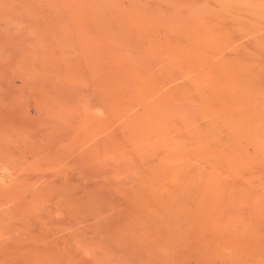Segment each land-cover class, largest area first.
Here are the masks:
<instances>
[{
    "label": "rangeland",
    "instance_id": "1",
    "mask_svg": "<svg viewBox=\"0 0 264 264\" xmlns=\"http://www.w3.org/2000/svg\"><path fill=\"white\" fill-rule=\"evenodd\" d=\"M26 1V2H25ZM33 0H22V2H21V0H0V156H2V158L0 159V264H45L46 262V264H57V262L59 263V264H96L97 262H98V264H99V261H100V264H105V262L103 261V259H102V257L103 258H105L106 256V258L104 259V260H106V259H108V258H111L110 257V253H112V251H114L113 253H114V255H111V256H116V257H113L114 258V260H113V258H111L112 260L111 261H109L111 264H113L112 263V261L113 262H117V258L120 256L121 257V259H123V260H119V258H118V260L119 261H122V262H124L125 260L124 259H127V261H130L131 263H127V264H148L149 263V261L151 262L150 264H165V262H169L168 264H234L235 262H237V264H238V261L236 260V259H233V256H234V254L232 253V255H231V257L230 256H228V257H230V258H225L226 257V255H229L228 253L230 252V254H231V252H234V250L233 249H235L236 250V252H238L237 254H239V255H237L238 257H236V258H240V257H242V256H244V259L247 261V262H250V259H248L249 258V256L248 255H251L250 257H251V261L253 260V257L255 256V255H257V256H255V261L257 260V257H258V254H256L257 252L258 253H260V255L262 254V252L264 253V251H263V249L264 248H262V246H263V242L261 241V240H258L257 238H259V239H261L260 237L261 236H259V235H261V232H262V235H263V233H264V218H263V213H262V211H264V207L262 208H258L257 207V205H253V207L252 206H250V204H248L247 206L249 207H247L246 205L245 206H241V207H237L235 204L236 203H234V200H231V198H234V199H236L235 201L237 202V197L240 195V193H241V191L240 190H238L240 193H239V195L236 197V196H234L233 194H232V196H234V197H232V196H230L229 195V197H231L230 199H228L227 197V199L226 200H228V201H226L225 199V202H227V203H225L224 202V200L222 201L220 198H222L221 197V195H223L224 194V192H225V194H229V193H227L228 192V190L230 189H232V188H234L233 187V184L232 185H230L231 183V180H229L228 178L229 177H227L226 176V174L225 175H223V177H220V181L218 180V179H216V178H212V177H214V174H209V173H211V171L208 169V167L207 166H203V165H199L200 164V162L203 164V161H200V162H198V161H195V159H193L192 157L194 156V155H192V156H190V154L192 153V154H196V152L194 153V150H195V147H194V145H196L192 140H194V138H195V140L197 139V140H201V138H203L204 140H205V142H206V144L208 143L207 141H209L210 139H211V137H212V135H214L213 133L215 132V131H217V130H222V129H220V128H222L221 126L219 127V125H221L222 124V121H221V119H217L216 117H212V115H211V117L214 119V121H212V118H209L208 120L206 119V121H204V120H202L201 121V119H199L198 117L200 116H202V118H203V115H202V113L203 112H205L206 113V111H202V110H204V108H202V103H200L199 102V100H197V99H194V98H192V94L194 93V95L193 96H195V98L197 97V96H199V98L198 99H201L200 98V96H202V95H200V93L202 94V92H203V88L205 87V90H204V94H205V92L207 93V91L208 92H210L211 93V91H213L214 93H216L217 91L216 90H218V88H215L214 89V87L213 86H215V81L218 79V78H220V72H221V70H220V67L218 66V67H216L215 66V64H213V65H211V67H213L212 69L214 70V71H212V72H214L213 74H212V72H210V70H209V68H210V65H206L205 66V68L204 67H202V69H194L193 67H191V66H193V65H191L192 63H191V61L189 62L188 61V59L186 60V58L184 57V59H185V63H184V60H182L183 58L181 57V52L183 51L184 52V50L185 49H180L181 47H180V45L182 46V48H183V46L185 45V44H187V43H183L184 42V39H185V37H186V35H187V37L186 38H188V37H190L191 35H193L194 33H198V32H201L200 31V28L202 27V26H204L203 28H205L206 27V25L205 24H207L208 26L210 25L211 26V24L212 23H214V25L215 24H217V26H218V24H220V26L223 24V25H225L226 26V23L228 24V26H229V23H231L230 24V26L229 27H231V26H233V25H235V23L234 22H232V21H237L236 19H238L239 18V21H237L236 23L239 25V27H238V29H237V32H239V34L238 35H234V38H244V36H242L241 34H249L250 35V39H248L249 37L248 36H246L245 34V39L242 41V40H240V42L238 43V40H237V38H236V40H234V41H236L237 43H235L234 41H231L230 43H232V42H234L235 44H232L233 46H235V47H232V45H230V43L228 42L229 40H225V41H227V43H229V44H224V46L226 47V46H228V47H226V49H225V54L227 55H225V56H223V57H227V61L229 60V61H231V60H239V62H242V60H243V62L242 63H238V64H241V65H243L244 67H246L247 65H248V63L250 64V66H252V68H250V67H248L247 66V68L249 69V71H251V72H253V66H255L256 67V69H257V67L259 66V64H260V59L262 60L263 59V62H264V55H263V53H261V52H263L264 51V27H262V26H264V25H262L263 24V22L262 21H264V15L262 14L263 13V9H264V0L263 1H261V0H240V1H242V2H240L239 0H235V2L236 3H232L234 0H232V2H231V0L229 1V0H225V2H222V0L220 1V0H218V2H217V0H209V1H204V0H193L192 2H190V1H187L186 2V0L185 1H182V0H179L180 2L182 1V2H185V4H186V6L188 7L187 8V10L189 9V12H190V10H191V13L190 14H187V13H189V12H187V11H184V9H186V7H184V3H182L181 2V4H180V2L177 0V2H176V4H178V5H180L179 7H177V6H175L174 4H175V1L174 0H170V3L168 2V0H152V1H160L161 3L163 2V7H162V5H160V3L158 4L157 2H154V3H151V0H149V2H150V4H149V2H148V0H137V2H135V0H130L131 1V3H130V1L129 0H36V1H34V2H32ZM51 1V2H50ZM80 1H81V3H80ZM104 1V2H103ZM108 1V2H107ZM115 1H117V3L115 2ZM144 1H145V5L143 4L144 3ZM164 1L166 2V3H164ZM197 1V3H198V1L199 2H201V4H202V2L204 3V2H206L205 3V7H204V4L203 5H200V6H198L200 3H195ZM213 1H215V3H220V4H218V5H220L221 6V4L222 3H224L223 5H224V8H223V6H222V8L221 7H218L216 4H214V6H213ZM220 1V2H219ZM224 1V0H223ZM261 1V2H260ZM9 2H11L10 4H9ZM18 2V3H17ZM25 2V3H24ZM30 2H32V3H34L33 4V6H35V7H32V8H30L31 6H32V3H30ZM38 2V3H37ZM110 2V3H109ZM112 2V3H111ZM113 2H114V4H113ZM129 2V3H128ZM143 2V3H142ZM179 2V3H178ZM244 2V3H243ZM251 2L253 3L252 5V7L254 8V9H256V10H253L252 9V11H250L251 10V5H249V4H251ZM49 3V4H48ZM95 3V4H94ZM103 3V4H102ZM105 3L107 4L106 6H104L105 5ZM173 3V4H172ZM192 3H194L195 4V8H192L193 7V4ZM208 3V4H207ZM210 3V4H209ZM227 3V4H226ZM232 5H231V4ZM247 4V6L246 5H243V4ZM11 4H13V5H11ZM29 4V5H28ZM85 4V5H84ZM92 5V7L95 5V7H93V9H91L92 7H91V5ZM94 4V5H93ZM113 4V5H112ZM134 4V5H133ZM151 4H156L157 5V8L156 7H154V5H153V7H152V5ZM169 4V5H168ZM190 5L191 7H189L188 5ZM228 4H230V5H228ZM263 4V5H262ZM75 5V6H74ZM80 5V6H79ZM87 5H89L88 7H87ZM97 5V6H96ZM99 5H100V7H99ZM108 5H109V8H108ZM130 5H133V7L132 6H130ZM139 5V6H138ZM141 5V6H140ZM143 5V6H142ZM159 5V6H158ZM170 6L171 5V7H168V8H166L167 6ZM173 5V6H172ZM196 5H197V7H198V9H197V7H196ZM216 5V6H215ZM234 5V6H233ZM235 5H238V7H243L244 6V8L242 9V8H237V7H235ZM261 5H262V8L260 9V7H261ZM12 6V7H11ZM27 6V7H26ZM103 6V7H102ZM111 6V7H110ZM117 6V7H116ZM166 6V7H165ZM184 7V8H180V7ZM202 6L204 7V8H202ZM213 6V7H212ZM7 7V8H6ZM62 7V8H61ZM65 7V8H64ZM69 7H70V10H69ZM85 7H87V8H85ZM98 7H99V9H101V10H99L98 9ZM105 7H107V8H105ZM116 8V10H112L111 8ZM132 8V10L134 9V7H135V10L137 11V9H138V7L139 8H141V9H138V13L137 12H134L132 15L130 14V12L129 11H131L130 10V8ZM143 7H145L144 9H143ZM174 7V8H173ZM216 7H217V9H216ZM227 7V8H226ZM251 7V8H250ZM50 8V9H49ZM79 10H78V9ZM162 8V11L164 10V12H162L160 9ZM164 8V9H163ZM171 8H173V9H175V10H177L176 11V15L177 14H179V15H175L172 11V9ZM177 8V9H176ZM192 8V9H191ZM219 8H221V10L219 9ZM226 8V9H225ZM228 8H232L230 11H227V10H229ZM237 8V10L236 11H234L235 9ZM65 9H66V13H65ZM71 9H74L75 10V12H74V10L72 11ZM103 9H105L104 11H103ZM107 9H110L111 11H108ZM142 9L144 10L143 11V13H142ZM153 9H154V11H153ZM157 10V12L158 13H160V14H158V13H156V10ZM159 9V10H158ZM166 9L168 10V14H171L170 13V10H171V12H172V15H171V17L170 16H168V14H166L167 12H166ZM178 9L180 10V9H183L181 12L179 11L178 12ZM196 9L197 10H199V11H197L196 12ZM202 9V10H201ZM216 9V10H215ZM31 10V11H30ZM39 12H38V11ZM87 10V11H86ZM89 10V11H88ZM94 10V13L92 12V11ZM146 10V11H145ZM193 10H195V11H193ZM205 10V11H204ZM218 10H219V12H218ZM239 10V11H238ZM260 10H262V11H260ZM36 11V12H35ZM48 11V12H47ZM54 11V12H53ZM95 11L96 12H98V13H96L95 14ZM112 11H114L113 13H112ZM139 11H141V12H139ZM183 11L184 12H187V13H183ZM202 11H204V13H202ZM217 11V13H219V14H216L215 12ZM223 11V12H222ZM224 11H225V14H227V15H223V13H224ZM227 11V12H226ZM253 11H255L256 12V15L257 16H259V18L256 16V15H252L254 12ZM258 11V12H257ZM71 12H73V13H71ZM89 12V13H88ZM90 12H92V13H90ZM100 12H102L101 14H100ZM104 12V13H103ZM129 13V15H128V13ZM131 12H133V11H131ZM145 12H146V14H145ZM156 13V15H155V13ZM178 12V13H177ZM198 12H199V14H201V16L198 14ZM237 12H239L238 14H237ZM244 12L245 13V16H246V14H247V17L249 18V20L247 19V21H246V18H245V16H244V18H243V16L241 15L242 13ZM250 12H253V13H251L250 14ZM32 13V14H31ZM78 13V14H77ZM108 13V14H107ZM181 13H183V14H185V16H182L183 14H181ZM233 13V15H234V13L236 14L235 16H236V19H235V17H234V19L232 18L233 16L231 15V16H229L230 14H232ZM72 14L75 16H72ZM89 14H94V15H89ZM103 14H105V16L109 19V17L112 19L111 21H108V23H107V21L105 20V23L103 22L104 20H101L100 22L102 23V25H100V26H103L104 24V26L106 27V26H108V29L111 27V29H107L106 30V28L105 27H102L103 29H104V31L106 30V31H108V32H105L106 34L107 33H110V34H107V35H109V37L106 35V34H104V32H102V34H101V32H100V30H101V28H100V30H97V29H99L98 27H97V25H96V22H97V20L95 21V22H93L92 21V19L91 18H93L94 20L95 19H97V18H94V17H98V19L100 18V16H101V18L103 17V19H104V17L105 16H102ZM110 14H112V15H110ZM114 14V15H113ZM127 14V15H126ZM136 14H138V16H136ZM139 14H141L143 17H141ZM148 14V15H147ZM167 15V16H165V15ZM192 14V15H191ZM193 14H195V15H193ZM198 14V15H197ZM255 14V13H254ZM11 15V16H10ZM33 15V16H32ZM37 15V16H36ZM81 15V16H80ZM95 15H97V16H95ZM98 15H100V16H98ZM125 15V16H124ZM175 15V17H172V16H174ZM206 16V17H208V19L210 20V21H212V23L210 24V22H209V20L206 18V21L205 20H203L204 22H205V24L204 25H202L201 24V21H200V23L199 22H196L197 24H195V25H197L198 26V24L199 25H202L201 27L199 26L198 28H199V31L198 32H196L197 30H198V28L194 25V24H192L193 26H191L190 24H189V22L187 23V24H189L188 26L186 25V24H184L185 22H186V20L188 19V20H190L191 18L190 17H194V19H195V21L196 20H198V19H200L201 17H203V16ZM221 15V16H220ZM240 15H241V18H242V21L243 22H245V24H246V22H247V24H249V26L248 25H246V26H243L244 25V23L243 22H241V18H240ZM252 15V16H251ZM263 15V16H262ZM36 18H35V17ZM39 16H40V18H39ZM78 16V17H77ZM85 16V17H84ZM109 16V17H108ZM159 16V17H158ZM160 16H163V17H160ZM165 16V17H164ZM182 16V17H181ZM200 18H199V17ZM216 16H217V19H216ZM227 16H229L228 18H226ZM237 16H238V18H237ZM256 16V17H255ZM62 17V18H61ZM73 17V18H72ZM89 17V18H88ZM91 17V18H90ZM106 17H105V19H106ZM122 17H123V19H122ZM158 17V18H157ZM168 17V19H173L174 20V18H175V22L173 21V20H169L168 21V19H167V22L169 23L170 22V24H168L167 22H166V20H165V18H167ZM181 17V18H180ZM185 18V20H184V18ZM218 17L221 19V17H223V19H225V20H228V22L227 21H224V20H222V23H221V21H218L217 22V20H218ZM252 17H255L257 20H259V21H261V22H259V21H257L255 18H252ZM262 19H261V18ZM47 18V19H46ZM70 18H72V19H70ZM77 18V19H76ZM83 19L84 18V20H81V19ZM85 18H86V20H85ZM100 18V19H101ZM150 18H152V19H150ZM160 18H164V20L162 19V21H164L166 24H163L164 22H159V20L161 21V19ZM182 19L181 20V22L179 21H177V20H179V19ZM187 18V19H186ZM232 18V19H231ZM250 18H252V19H250ZM13 19V20H12ZM46 19V20H45ZM73 19H76V20H73ZM80 21H79V20ZM87 19H89V20H87ZM115 21H114V20ZM148 19V20H147ZM177 19V20H176ZM193 19V18H192ZM201 19H204V18H201ZM200 19V20H201ZM229 19L231 20V21H229ZM243 19H245V20H243ZM256 21H255V20ZM42 20V21H41ZM58 20V21H57ZM148 22H147V21ZM185 22H184V21ZM252 20V21H251ZM50 21V22H49ZM66 21V22H65ZM72 21H74V22H72ZM81 21H83V23L85 22V21H89V22H86V24H84L85 26H88V27H85V26H83V23L81 22ZM171 21H172V23H171ZM199 21V20H198ZM225 22V24H224V22ZM248 21H251V23H249ZM38 22V23H37ZM50 24H49V23ZM61 22V23H60ZM71 22H72V25H70L71 24ZM81 22V23H80ZM111 22V23H110ZM129 22V23H128ZM130 22H132L133 24L135 23V28H138V29H136L135 30V28L133 29L134 31H135V33H136V31H137V33L139 32V34L136 36V34L134 35L133 33H134V31H133V38H135V40L131 37V36H129V34H131V32H132V30H131V23ZM156 22V23H155ZM191 22V21H190ZM193 22V21H192ZM239 22V23H238ZM255 22H258V23H260L259 24V26H258V24L256 23V25H255ZM67 23V24H66ZM98 23H99V21H98ZM106 23H107V25H106ZM110 23V24H109ZM114 23V24H113ZM139 23V25H137ZM147 23H150V24H147ZM152 23H155V24H152ZM158 23H160V24H162V25H160V24H158ZM173 23H175V24H173ZM94 25L93 27L92 26H90V25ZM126 26H128V29L125 27V29H124V32H126L127 31V34H125L123 31H121V30H123L122 29V27L124 28V26L125 25ZM127 24H129V25H127ZM152 24V25H151ZM179 24L181 25V27L179 26ZM186 25V26H184V25ZM236 24V25H237ZM241 24H243L242 26L243 27H245V29H243L242 31H240L241 29H242V26H240ZM252 24H254V25H252ZM39 25V26H38ZM42 25V26H41ZM61 25V26H60ZM68 25L72 28H70V27H68ZM111 25V26H110ZM124 25V26H123ZM138 27H137V26ZM149 25H151V27L149 26ZM170 25H173V26H170ZM213 25V24H212ZM223 25H222V27H223ZM235 25V26H236ZM261 25V26H260ZM113 26V27H112ZM116 26V27H115ZM134 26V25H133ZM144 26H145V28H144ZM152 26H154L153 28H152ZM155 26H157V27H155ZM177 26H179L180 27V29H179V27H178V29H176L177 30V32H176V30L174 29V27H177ZM183 26V27H182ZM225 26L223 27V31L225 32V33H221L220 32V35L221 34H229L230 32L228 31V28H227V30L225 31L224 29H225ZM255 27V30H252V27ZM257 26L258 27H260V28H257ZM43 27V28H42ZM53 27V28H52ZM96 27H97V29H96ZM148 27L149 28H152V29H149V31L151 30V32H153V34H150L149 32H148ZM160 27V28H159ZM162 27H163V29H162ZM187 27H189V28H187ZM212 27V26H211ZM210 27V28H211ZM215 27V26H214ZM234 27V26H233ZM248 29H247V28ZM250 27V28H249ZM93 28V29H92ZM147 28V29H146ZM154 28H156V29H154ZM158 28V29H157ZM164 28H166L165 30H164ZM169 28V29H168ZM202 28V29H203ZM210 28L208 29L207 27L205 28V29H207V31H209L210 30ZM219 28V27H218ZM218 28H217V31H219L218 30ZM263 28V29H262ZM39 29H41V30H39ZM68 29V30H67ZM103 29H102V31H103ZM147 31H146V30ZM164 30V31H166L165 32V34H163V32L161 33V31L162 30ZM205 29H203V30H205ZM220 29V28H219ZM231 29H235V28H232L231 27ZM236 29H235V31H236ZM257 29V30H256ZM258 29H260V31L258 30ZM48 30V31H47ZM56 30V31H55ZM66 30H67V33L68 34H66L65 32H66ZM70 30H72V31H70ZM144 30H145V32H144ZM156 30V31H155ZM160 30V32H158ZM171 30H173L174 32H175V34L174 35H176L177 33H179L181 30L183 31V33H182V31L180 32L181 34H186L185 36H183V35H177V37L176 36H173V33L172 32H170ZM190 30H194L193 32L192 31H190ZM211 30L213 31V29L211 28ZM250 30H252V32H254V35H253V33L251 34L250 32ZM263 30V31H262ZM40 31V32H39ZM41 31L43 32V33H41ZM129 31V32H128ZM155 31V32H154ZM206 31V30H205ZM204 31V33L203 34H205L206 32ZM211 31V33H213ZM216 30H214V33L215 34H217L218 35V33H216L215 32ZM243 31H245L244 33H241V32H243ZM247 31H250V32H247ZM255 31H257V34H256V32ZM100 32V33H99ZM141 32H143V34L145 33V35H143V34H141ZM158 34H163V35H165V36H167L168 34H169V32H170V34L172 33V36L171 37H173V38H175V39H173V38H170V39H168L169 37H170V34L168 35V37L165 39V42H164V38L162 37L163 35H158ZM188 32V33H187ZM203 32V31H202ZM201 32V33H202ZM247 32V33H246ZM51 33V34H50ZM69 33H72V34H69ZM113 33V34H112ZM121 33V34H120ZM150 35H149V34ZM156 33V34H155ZM168 33V34H167ZM208 34H209V32H207ZM214 33L212 34V35H214ZM233 33H236V32H232V34ZM35 34V35H34ZM76 34V35H75ZM92 34H93V36H92ZM98 34H100V35H98ZM112 34V35H111ZM237 34V33H236ZM40 35H44V36H40ZM102 35V38H104L103 37V35H106L105 36V38H104V40H102V38L100 37ZM113 35H115L116 36V38H115V36H113ZM128 36V38L130 39V40H128L127 38H126V40H128V42H131V45H132V43H133V45L132 46H134V44H135V46L134 47H132V46H130V45H128V43H127V41L124 39L125 38V36ZM153 35V36H152ZM156 35H158L157 37H156ZM220 35H218L219 36V38H220ZM229 35H231V34H229ZM252 35L254 36V39H256V41H257V44L255 45V46H257V48H252L253 46H254V42H256V41H254V39L252 38ZM260 35V36H259ZM38 37V39H37V37ZM47 36V37H46ZM69 36V37H68ZM92 36V37H91ZM96 36V38H94ZM121 36V37H120ZM148 36V37H147ZM151 36V37H150ZM161 36V37H160ZM164 36V37H165ZM216 36V35H215ZM225 36V35H224ZM233 36V35H232ZM231 36V37H232ZM259 36V37H258ZM76 37V38H75ZM89 37V38H88ZM90 37H91V39H90ZM106 37H107V39H106ZM111 37V38H110ZM113 37V38H112ZM136 37H138V39H141V38H143V40H144V37H146V38H149V39H147L148 40V42H149V40H150V42L152 41V39L155 41V45L157 46V48H159L158 47V44H163L164 43V45L162 46L161 45V49H158L157 50V48L155 49V45L154 44H152V43H149L148 44V42H147V40L143 43V45L141 44V42L140 41H142V39L141 40H139V42H140V46H139V42L137 41V38ZM140 37V38H139ZM154 37V38H153ZM178 37L180 38V39H178ZM184 39H183V38ZM227 36H225V38H226ZM230 37V38H231ZM35 38V39H34ZM53 38V39H52ZM66 38V39H65ZM81 38V39H80ZM83 38L86 40H83ZM99 40H98V39ZM110 38V39H109ZM115 38V39H114ZM152 38V39H151ZM177 38V39H176ZM216 38H218V37H216ZM229 38V36H228V39H230ZM242 38V39H243ZM249 40H247V39ZM251 38L253 39V40H251ZM42 39V40H41ZM67 39H68V41H67ZM78 39V40H77ZM93 39V40H92ZM111 39H112V41H111ZM119 39H121V40H119ZM131 39H133V40H131ZM158 39H161L160 41L158 40ZM173 39V40H172ZM181 39H182V42L180 43V41H181ZM223 40V38L221 37L220 38V40ZM232 39V38H231ZM39 40V41H38ZM44 40H45V42H44ZM54 40V41H53ZM71 40V41H70ZM81 40H83L82 42H81ZM90 40V41H89ZM110 40V42H107V41H109ZM113 40H115V41H113ZM168 42H167V41ZM177 40V41H176ZM178 40H180L179 42H178ZM188 40V39H187ZM221 40V41H222ZM36 41V42H35ZM41 41V42H40ZM79 43H78V42ZM93 41V42H92ZM99 41V42H98ZM162 41V42H161ZM170 41H172V44H174V45H172V44H170L171 42ZM175 41V42H174ZM217 42L219 41L218 39L216 40ZM215 41V42H216ZM224 41V40H223ZM251 41V42H250ZM47 42H49V43H47ZM72 42V43H71ZM86 42V43H85ZM101 42V43H100ZM115 42V43H114ZM153 42V41H152ZM156 42H160V43H158V44H156ZM178 42V45L176 44ZM188 42H190L189 40H188ZM241 42H242V46H241ZM245 42H249L248 44H247V46H246V44H244ZM44 43V44H43ZM47 45H46V44ZM91 43H92V45H91ZM94 43H96V45L94 44ZM102 43H103V46H102ZM106 43V44H105ZM179 43H180V45H179ZM218 43H220L221 44V42H218ZM52 44V45H51ZM70 44V45H69ZM87 44V45H86ZM107 44H108V46H107ZM112 44V45H111ZM138 44V45H137ZM176 44V45H175ZM215 46L216 45H218L217 43L215 44V43H213ZM219 44V45H220ZM223 44V43H222ZM238 44L242 47V49H241V47H239L238 46ZM79 45V46H78ZM84 45V46H83ZM86 45V46H85ZM90 45H91V48H93V50L95 51L96 49H95V47H97V52L98 51H100L101 50V52H99V53H101V54H99L98 55V59L95 57V58H93L94 57V55H93V52H91L92 50H90V51H88L89 49H90ZM93 45H95V47H92ZM130 46V47H128V46ZM148 45H149V47H148ZM154 45V46H153ZM172 47H171V46ZM214 45L212 46V45H209V46H207V49L208 48H212L211 50H216L215 48L216 47H218V46H216V47H214ZM245 45V46H244ZM249 45V46H248ZM50 46V47H49ZM55 46H56V48H55ZM68 46H69V48H68ZM178 46H179V49H180V54H175V51L177 50V52L179 51L178 49H176L175 51H174V49L175 48H178ZM185 46H187V45H185ZM212 46V47H211ZM251 46V47H250ZM254 46V47H255ZM262 46V47H261ZM46 47H47V49H46ZM49 47V48H48ZM59 47V48H58ZM74 47V48H73ZM114 47V48H113ZM124 47L126 48V47H128L129 49H133V51L132 50H129V49H127L128 50V52L130 53L129 55H128V52H127V55L130 57L129 58V61H126V62H128V63H131L132 62V64L131 65H133L132 67H134L135 66V60L137 61V63H136V65H140V64H142L143 66H141L140 65V67H138V66H135L134 68H137V69H139V71L137 70V72H135L136 73V75H135V73H134V75L136 76V78H135V76H133V77H131V78H133L134 79V81H132L131 79H130V77L129 76H131V74H129V73H132V72H134L133 71V69H132V67H130V69H132L129 73L127 72L128 70H125V69H127V67H129V66H131V65H128V63L126 64L124 61L127 59L128 60V56L126 55V53L124 52V51H121V49L122 50H124ZM137 47V48H136ZM154 47V48H153ZM173 47H174V49H173ZM245 47L247 48L246 50H245ZM250 47V48H249ZM43 48V49H42ZM99 48V49H98ZM134 48L136 49L135 50V52H134ZM142 50H141V49ZM230 48V49H229ZM231 48H233V49H231ZM235 48V49H234ZM38 49V50H37ZM41 49V50H40ZM56 49V50H55ZM76 51H75V50ZM82 49V50H81ZM85 49L87 50V51H85ZM144 49V50H143ZM236 49H237V51H236ZM240 49H241V53H242V55H241V53H240ZM249 49H251L250 51H249ZM253 49V50H252ZM254 49H257V50H260V52L259 51H257V50H254ZM55 50V51H54ZM70 50V51H73V52H70L69 51V53H68V51ZM115 50H116V52H115ZM147 52H146V51ZM182 50V51H181ZM232 50V51H231ZM239 50V51H238ZM249 52H248V51ZM262 50V51H261ZM59 53H58V52ZM67 51V52H66ZM119 51V52H118ZM125 51H126V49H125ZM137 51V52H136ZM142 51H144L143 52V54H142ZM158 51H161V53L160 52H158ZM227 51V52H226ZM256 52V53H259L257 56L259 57H257L256 55H254V52ZM47 52V53H46ZM82 52V53H81ZM89 52V53H88ZM97 52H95L94 54H97ZM122 52V53H121ZM124 52V53H123ZM131 52L133 53H137L139 56H137V55H135V54H131ZM141 52V54L144 56V58L145 57H148V58H146V59H144L143 58V56L141 55V54H139ZM146 52V54H144ZM152 54H151V53ZM157 52V53H156ZM163 52H165L166 53V57H164L165 56V53H163ZM224 52V51H223ZM252 52V54H251V56H256L257 57V59H254V60H251V61H249L248 62V59L251 57V56H248V55H250V53ZM58 53V54H57ZM67 53V54H66ZM70 53H72L71 55H70ZM77 53H79V54H77ZM88 53V54H87ZM91 53H92V55H93V57H91L90 55H91ZM102 53H104V54H102ZM154 53V54H153ZM227 53H231L232 55H236L237 56V54L240 56H235V57H230ZM35 54V55H34ZM44 54V55H43ZM116 54V55H115ZM121 54V55H120ZM122 54L126 57L127 56V58L123 61L124 63H121L122 61H121V59H123L124 57H122ZM147 54H149V55H147ZM157 54H158V58H157ZM161 56H160V55ZM230 54V55H231ZM36 55H38V56H36ZM43 55V56H42ZM67 55V56H66ZM72 55H74V56H72ZM86 55H88L89 57H87ZM102 55V56H101ZM105 55H106V57H105ZM119 55V56H118ZM135 55V56H134ZM142 57H141V56ZM147 55V56H146ZM153 56L152 58L153 59H155V61L153 62V59L151 58V56ZM164 55V56H163ZM244 55L245 56H247V58H245L244 57ZM41 56V57H40ZM48 56V57H47ZM60 58H59V57ZM72 56V57H71ZM83 56V57H82ZM97 56V55H96ZM99 56H100V59H102V62L100 61V59H99ZM116 57L117 56V58H120V56H121V58L119 59L120 61H119V64L121 63V65L119 66V64L117 63L118 62V60H117V58H115L116 59V61H115V64H114V58L113 57ZM131 56H132V59H134V57H135V60H133L132 61V59H131ZM134 56V57H133ZM183 56V55H182ZM243 56V57H242ZM38 57V58H37ZM44 57H47L46 58V60H44L45 58ZM65 57H67L68 59H64ZM84 57H86L85 59H83ZM106 58V59H104L103 60V58ZM107 57L108 58H110V59H107ZM138 57H141V58H138V59H140L139 61L137 60V58ZM160 57V58H159ZM229 57V58H228ZM255 57V58H256ZM36 58H37V60H36ZM169 59V64H168V59ZM233 58V59H232ZM241 58V59H240ZM38 59H39V61H38ZM64 59V60H63ZM70 59V60H69ZM73 59V60H72ZM79 59V60H78ZM90 59H92V60H90ZM113 61H112V60ZM147 59H150V60H147ZM165 61H164V60ZM175 60V62H172V63H175L174 64V66L173 67H171V61L172 60ZM181 59V60H180ZM251 59H252V57H251ZM82 60V61H81ZM84 60H87V61H85V62H83ZM92 61V62H90V61ZM96 60V62H94ZM98 60H99V62H98ZM106 60V61H105ZM178 60V61H177ZM40 61H41V63H40ZM44 61V62H43ZM46 61V62H45ZM68 61H70V62H68ZM109 61V62H108ZM111 61V62H110ZM131 61V62H130ZM140 61H141V63H140ZM145 61H152L151 63H154V64H151V65H153L154 66V69H155V65H158V68H159V73L158 72H155V74H153L154 73V70L152 71V66L151 67H149L148 68V66H150L149 64H147ZM164 61V63H162ZM179 63V65H178V63ZM210 61H212V60H210ZM24 62V63H23ZM37 62H38V65H37ZM86 62H89V63H86ZM97 62L99 63V64H97ZM101 62V63H100ZM105 64H104V63ZM134 62V63H133ZM165 62H167V63H165ZM180 62H183L182 64L180 63ZM238 62V61H237ZM250 62H252V63H250ZM256 62V64L254 65V63ZM258 62V63H257ZM43 63H45V64H43ZM61 63H66L65 65H62ZM68 63H70L69 65H68ZM72 63V64H71ZM74 63V64H73ZM107 63H109V65L107 64ZM144 63V64H143ZM156 63V64H155ZM247 63V64H246ZM87 64L89 65V67L87 66ZM91 64V65H90ZM93 64V65H92ZM111 64H113L112 65V67H111ZM166 64H168V65H170V67L172 68V70L170 69V67L167 65V67L165 66ZM186 64V65H185ZM34 67H33V66ZM61 65V66H60ZM67 65H68V67H67ZM75 65H76V67H75ZM78 65V66H77ZM101 65V68L102 69H105V70H102L99 66ZM104 65H107L106 67L104 66ZM126 65V66H125ZM173 65V64H172ZM177 65V66H176ZM183 67H182V66ZM258 65V66H257ZM36 66H37V68H36ZM39 66V67H38ZM42 66V67H41ZM61 67V70H60V67ZM82 66V67H81ZM95 66H97V68L95 67ZM114 66V67H113ZM163 66V68H164V71H168L169 69L171 70H169L170 72H164V71H162V69H161V67ZM175 66H176V68L178 67V68H180L179 66H181V69L182 70H180V69H178L177 70V72H179V73H177V75H178V77H176L177 75H176V68H175ZM26 67H27V70H26ZM48 67V68H47ZM72 67V68H71ZM94 67V68H93ZM157 67V66H156ZM185 67V68H184ZM254 67V68H255ZM34 69L33 71H35V74H34V72L31 70V69ZM63 68V69H62ZM67 68V69H66ZM70 68V69H69ZM109 68V69H108ZM112 68V69H111ZM118 68V70H116V69ZM167 68H168V70H167ZM173 68H175V69H173ZM186 68H187V70H186ZM189 68V69H188ZM192 68L194 69V71H196L194 74H193V70H192ZM217 68H219V71H218V73L216 74L215 72L218 70ZM64 69H66L65 71H64ZM77 69V70H76ZM87 69H89V70H87ZM91 69V70H90ZM92 69H97V70H95V71H93ZM99 69V70H98ZM129 69V68H128ZM141 69H143V71H141ZM166 69V70H165ZM48 70V71H47ZM59 70V71H58ZM76 72H75V71ZM117 72H116V71ZM135 70V69H134ZM157 70V69H156ZM174 70V71H173ZM189 70H191V73H192V75H193V77H192V75H190L189 74ZM202 70V71H201ZM57 71V72H56ZM61 71V72H60ZM68 71H70V72H68ZM102 71V72H101ZM106 71H108V72H106ZM123 71H125L124 73H125V75L123 74ZM187 72L186 74H184L183 73V76H182V73H180V72ZM189 71V72H188ZM198 71L200 72V73H198ZM208 71L211 73V75L213 76H211L210 75V73H208ZM259 70H257V72H258ZM49 72H50V74H49ZM91 72V73H90ZM97 72V73H96ZM160 72H162V73H165V74H167L168 76H167V78L165 77V76H163ZM175 72V73H174ZM204 73V75H203V73ZM207 72V73H206ZM257 72L255 71L254 73H256V75H254L253 73H251L250 74V76H249V79H252L253 80V82L256 84L257 82H260L259 84H261L260 86H261V88H262V85H264V78H262L261 77V75L262 74H264V72L263 73H260L261 75H259V74H257ZM261 72V71H260ZM26 73V74H25ZM39 75H38V74ZM60 73V74H59ZM68 74V75H65V74ZM75 73V74H74ZM88 73V74H87ZM93 73V74H92ZM102 73V75H100V74ZM107 75H106V74ZM116 73V74H115ZM158 73V74H157ZM171 73H173V74H171ZM198 73V74H197ZM32 74V75H31ZM64 74V75H63ZM74 74V75H73ZM92 74V75H91ZM94 74H96V75H94ZM128 74V75H127ZM139 74H140V76H143V78H146L145 76H147V79L146 80H154V83H159L160 82V80H162L160 83H164L163 81H165V79H164V77L166 78V81H165V83L166 82H168L169 80H171V78H174L175 79V77L177 78V79H175V82H176V84H173L174 82L172 81H170L168 84H173V87H175V85L177 86L178 84H180V82L181 83H183V82H186V84H184L185 86H183L182 84H181V87H180V90H182V88H184V87H188V89L186 88V91H187V96H188V94H190V91L192 90L193 91V88H195L194 90V92L192 93V94H190L189 96L191 97L190 99H188V100H191V102L190 101H188L186 98H187V96H186V94L184 93V97H182L181 98V94H182V96H183V92H181L180 93V95L178 94L179 92H180V90H179V92L177 91L178 89H179V86L180 85H178L177 87H178V89L176 88V92L175 93H177V95H178V97H180L184 102H182L183 103V105L181 104V103H179V101L177 100V102H178V105L179 106H181V107H179V108H173L172 110L170 109V110H166V108L164 107V104L162 105V107H161V110H162V108H163V110L165 109L166 111L165 112H168L169 113V115H173L174 114V112H175V120L172 118V115H171V117L169 116V117H167L168 115H167V113H165V114H163L164 116H162V115H160L161 114V111H159V115L157 114V112H158V110L156 111V112H154V111H152L153 113L152 114H150L151 112V109H149L148 107V109H147V111H146V109H145V111H143L144 110V107L146 108V106L145 105H147L148 106V104H150V103H148V100L150 99L149 97L148 98H145L144 96H146V95H148L149 93L147 92V94H144V93H142L141 91L139 92V88L138 87H140L139 85H141V88H143L144 86H147V91L148 90H150L149 88V84H148V81H147V83H145V82H143V78L142 77H140L139 76ZM157 74V76L155 77V75ZM170 74H171V76H170ZM196 74V75H195ZM209 74V75H208ZM38 77H37V76ZM51 75V76H50ZM82 75H84V76H82ZM86 75V76H85ZM92 76V77H89V76ZM113 75V76H112ZM121 75H124V76H121ZM152 75H154V76H152ZM186 75H187V77H186ZM40 76H41V79H40ZM49 78H47V77ZM66 76H68V77H66ZM72 76V78H69V77H71ZM107 77V79H106V77ZM112 76V77H111ZM115 76V77H114ZM129 78V81H128V78ZM198 76H199V78H198ZM212 77V79H208L207 80V77L208 78H211ZM216 76V77H215ZM255 76L256 77H258L259 76V79H261V80H259V79H257V78H255ZM28 77V78H27ZM55 77V78H54ZM64 77V78H63ZM73 77H75V78H73ZM77 77V78H76ZM81 77H83L82 79H81ZM122 77V78H121ZM125 77V78H124ZM156 78V82H155V78ZM170 77V78H169ZM187 78V80L189 79L190 81H183V79L184 78ZM264 77V76H263ZM43 78V79H42ZM79 78V81H77V79ZM124 78V79H123ZM127 78V79H126ZM153 78V79H152ZM65 79V80H64ZM101 79V80H100ZM168 79V80H167ZM173 79V80H174ZM181 79V81L179 82V80ZM201 79H203V80H201ZM72 80V81H71ZM102 80H103V82H102ZM116 80V81H115ZM131 80V81H130ZM198 80H199V82H203L205 85L206 84H208L207 86H204V87H202V86H198V84L199 83H197L198 82ZM201 80V81H200ZM206 80V81H205ZM209 80H211V83L212 82H214L215 84L213 85V84H211L210 83V85H209V83L208 82H210ZM222 80V79H221ZM255 80V81H254ZM257 80V81H256ZM83 81V82H82ZM98 81V82H97ZM121 83H120V82ZM142 81V82H141ZM177 81H178V84H177ZM183 81V82H182ZM191 81H194L193 82V84L191 83ZM195 81H196V83H195ZM68 82V83H67ZM72 82V83H71ZM81 82V83H80ZM89 82V83H88ZM94 84H93V83ZM108 82V83H107ZM117 82V85L119 84V85H121L120 87H122L121 89H118L116 86L117 85H115V83ZM207 82V83H206ZM216 82H219V81H216ZM223 82V81H222ZM79 83L81 84L80 85V87L78 86L79 85ZM125 85H124V84ZM134 85H133V84ZM141 83V84H140ZM160 83L158 84V86L160 87V86H162V84L160 85ZM191 84V87L189 86V85H187V84ZM202 83V84H203ZM113 84V85H112ZM132 84V85H131ZM195 84H197L196 86H197V88H196V86H195ZM201 83L199 84V85H202ZM218 84L219 83H217L216 85L218 86ZM46 85V86H45ZM105 85V89H106V87H107V89L105 90L104 89V86ZM115 85V86H114ZM138 85V86H137ZM142 85H144L143 87H142ZM212 85V86H211ZM55 86V87H54ZM85 86V87H84ZM114 86V87H113ZM127 86V87H126ZM195 86V87H194ZM209 86H210V90L211 91H209ZM259 87V85H258V83L256 84V87ZM41 87V88H40ZM82 87V88H81ZM103 87V88H102ZM119 87V86H118ZM119 87V88H120ZM123 87H124V90H123ZM190 87V88H189ZM193 87V88H192ZM212 87V88H211ZM219 87V86H218ZM34 88H36V89H34ZM86 88V89H85ZM101 88H102V90H101ZM116 88V89H115ZM203 90H202V89ZM206 88H208V89H206ZM260 88V89H261ZM263 88H264V86H263ZM81 89V90H80ZM118 89V90H117ZM202 90V92L201 91H198V90ZM213 89V90H212ZM259 88H256L255 89V93H257V94H259L260 92L262 93H260V95H263V89L262 90H258ZM106 91V93H105V91ZM109 90H111V92H109ZM112 90H114V91H112ZM125 91V93L127 92L128 94L129 93H131V95L129 94V96H128V94H125L123 91ZM184 90V89H183ZM35 91H36V93H35ZM60 91V92H59ZM115 91H116V94H113V95H115V96H117L116 98H115V96H113L112 95V93H115ZM119 91V92H118ZM124 93H122V92ZM129 91V92H128ZM191 91V92H192ZM199 93H198V92ZM38 92V93H37ZM71 92V93H70ZM102 92V93H101ZM108 92H109V94H108ZM212 92V93H213ZM259 92V93H258ZM40 93V94H39ZM55 93V94H54ZM118 93H121V95L118 97ZM198 93V94H197ZM105 94V95H104ZM122 94L123 95H126V96H124V99H125V101L123 100V96H122ZM142 94H144V95H142ZM203 94V95H204ZM44 96V97H42V96ZM58 97H57V96ZM61 95V96H60ZM91 95V96H90ZM99 95V96H98ZM107 95V96H106ZM110 95H112V96H110ZM140 95V96H139ZM142 95V96H141ZM207 95V94H206ZM254 95V94H253ZM54 96V97H53ZM63 96V97H62ZM65 96V97H64ZM94 96V97H93ZM97 96H98V98H97ZM208 96H210V94H208ZM208 96H206V97H208ZM259 96V95H258ZM56 97H57V99H56ZM79 97V98H78ZM83 97V98H82ZM92 97V98H91ZM107 97H109V98H107ZM120 97H122V98H120ZM131 97H133V98H131ZM141 97V98H140ZM143 97V98H142ZM147 97V96H146ZM186 97V98H185ZM264 97V96H263ZM55 98V99H54ZM80 98H81V100H80ZM84 98H86V99H84ZM112 98V99H111ZM141 100H140V99ZM179 98V100L181 101V99ZM143 99H145L146 100V102L147 103H145V101L143 100ZM148 99V100H147ZM185 99L189 102V103H186L185 102ZM229 99V97L226 99V100H228ZM41 102H40V101ZM54 100V101H53ZM78 100V101H77ZM92 100V101H91ZM94 100V101H93ZM97 100H99V101H97ZM101 100V101H100ZM119 100V101H118ZM144 102H143V101ZM193 100V101H192ZM226 100H224V102H225V105H226V103H228V101L226 102ZM236 100V99H235ZM234 100V102H235V105H237V107L235 106V105H233V106H235L234 107V109L235 108H237L238 110H239V108H240V110L241 109H243V107L242 106H244V105H242L243 103H245V101L243 100V99H240V101H242V103L240 104H236V101ZM239 100V99H238ZM38 101V102H37ZM65 101V102H64ZM71 101V102H70ZM75 101V102H74ZM96 101V102H95ZM108 101V102H107ZM115 101V102H114ZM195 101V102H194ZM55 102V103H54ZM101 102V103H100ZM142 102H143V104H142ZM150 102V101H149ZM213 104V106H212V109H213V107H216L217 108V106L216 105H214L215 103H217V101H211ZM219 102V101H218ZM61 103V105H58V104H60ZM83 103V104H82ZM130 103H132V106H131V104ZM197 103H199V104H197ZM233 103V102H232ZM238 103V102H237ZM56 104V105H55ZM66 104V105H65ZM93 106H92V105ZM97 106H96V105ZM130 104V105H129ZM136 104V105H135ZM144 105V106H142V107H140V105ZM181 104V105H180ZM40 105V106H39ZM64 105V106H63ZM85 105V106H84ZM86 105H88L87 107L89 108H87L86 107ZM185 105V106H184ZM197 105V106H196ZM219 105H221V103L219 104ZM224 104H223V106H225ZM242 105V106H241ZM39 106V107H38ZM71 106H72V108H71ZM106 106V107H105ZM108 106V107H107ZM182 106H183V109H182ZM245 106H246V103H245ZM55 107V108H54ZM59 107V108H58ZM134 107H136L135 109H134ZM137 107H139V108H137ZM149 107H150V105H149ZM188 107V108H187ZM190 107V108H189ZM195 107V108H194ZM219 107V106H218ZM227 107V106H226ZM226 107L224 108V110H222V111H227V109H226ZM41 109V112H40V110H38V109ZM86 108V109H85ZM93 108V110H92V112H91V109ZM119 109V108H121V109H119L121 112L123 111V112H125L124 114H123V112H122V116H121V114H120V116L121 117H124V118H121L120 116L118 117L117 116V114L114 116V113H117L118 112V110H116V109ZM129 108V109H128ZM131 108H133L134 109V111H135V113H132V111H133V109H131ZM187 108V109H186ZM199 110H198V109ZM228 108V107H227ZM230 108V109H229ZM228 109V112L231 114V115H233V116H235V113H236V111H235V113H234V111L232 110L233 109V107L231 108V107H229ZM65 109H67V110H65ZM78 109V110H77ZM84 109L86 110V111H84ZM114 109V110H113ZM123 109H125V110H123ZM130 109H131V111H130ZM138 109H143V110H141V112H143L142 113V118L143 119H141L140 117H141V112H139V110ZM178 109L180 110L179 111V113L181 112V113H187V114H190L191 115V118H192V120H191V125H194V127L195 128H199V130H200V132H199V130H197L198 131V135L200 136V134H201V136L202 137H200V138H198L199 136L198 135H196V133H195V137H192V135L189 137V136H186V134L185 135H183V140H180L179 141V139H180V135L178 134L177 135V133H176V125H177V123L175 124V122H177V121H179L180 123H178V125H180V124H182L183 123V117L182 116H184L185 114H180V118L179 117H177L176 118V113H178ZM186 109V110H185ZM195 109H197V111H195ZM202 109V110H201ZM220 109V108H219ZM223 109V108H222ZM69 110H70V112H69ZM76 110V111H75ZM88 110V111H87ZM109 110H110V112H109ZM116 110V112H114ZM138 110V111H137ZM160 110V109H159ZM163 110H162V113H163ZM176 110H177V112H176ZM187 110H188V112H187ZM192 110H194L195 112H192ZM65 111V112H64ZM67 111V112H66ZM78 111V112H77ZM93 111H94V113H93ZM108 111V112H107ZM119 111V112H120ZM133 111V112H134ZM225 111V112H226ZM62 114H61V113ZM86 112V113H85ZM88 112V113H87ZM98 112V113H97ZM101 112V113H100ZM103 112H105V113H103ZM106 112H107V114H106ZM120 112V113H121ZM131 113L130 115L128 114V113ZM136 112H139L138 114H140V116L139 115H137L136 114ZM144 112L146 113V114H144ZM150 112V113H149ZM171 112H173V113H171ZM201 113L199 116H198V114H197V117L195 116L196 114H194L193 115V113ZM207 112H209V111H207ZM227 112V113H228ZM68 114V115H70V116H66V114ZM71 113V114H70ZM81 113V114H80ZM147 113H149V115L147 114ZM171 113V114H170ZM209 113H211V112H209ZM208 113V114H209ZM224 113V112H223ZM229 113L228 114H226V117L227 118H229V116H231V115H229ZM61 114V115H60ZM78 114H80V115H78ZM88 114V115H87ZM91 114H92V116H91ZM95 114V115H94ZM100 114V115H99ZM105 114V115H104ZM133 114L134 115H136V116H138V117H134L133 116ZM144 114V115H143ZM155 116H154V115ZM204 114V113H203ZM208 114H206V117L208 118ZM225 114V113H224ZM54 115H55V117H54ZM65 115V116H64ZM89 115H90V117H89ZM124 115V116H123ZM148 116L146 119H145V117L146 116ZM151 115V116H150ZM166 115V116H165ZM60 116V117H59ZM62 116V117H61ZM102 116V117H101ZM104 116V117H103ZM106 116H108V117H106ZM126 116V117H125ZM158 116H159V118H160V120L159 119H156L157 121H155V119H154V121H153V118H158ZM161 116L164 118H169V120L168 121H171V119H173L175 122H172L171 121V125H173V123H174V126H175V129H173V127L172 126H170L169 125V128H167L166 127V124H169L170 122H168V121H166V122H168V123H163L162 122V120H163V118L161 119ZM178 116V115H177ZM215 116V115H214ZM54 117V118H53ZM57 117V118H56ZM68 117V118H67ZM97 119H99V120H96V124H97V122L99 123L98 124V126L100 125L101 127H96L95 125H93L94 123H92V121H94L96 118ZM114 117V118H113ZM118 117V118H117ZM132 117H133V119H132ZM210 117V116H209ZM52 118V119H51ZM59 118V119H58ZM70 118H73V120H71ZM86 118V119H85ZM90 119V121L88 122V120L87 119ZM103 118L105 119L104 121H102L103 120ZM116 118H117V120H116ZM120 118V119H119ZM216 118V119H215ZM69 119V120H68ZM85 119V120H84ZM93 119V120H92ZM100 119H102V120H100ZM111 119V120H110ZM113 119H115L114 121H117V125L115 124V125H113V128H111L112 126V124H114L115 122L113 121ZM118 119H119V121H118ZM135 119V120H134ZM203 119H205V118H203ZM210 119H211V121H210ZM66 120V121H65ZM68 120V121H67ZM109 120V121H108ZM143 120V121H142ZM216 120H218L217 122H216ZM223 120V119H222ZM70 121H72V124H71V122ZM82 121V122H81ZM164 121H165V119H164ZM207 124V126H205L206 124H204V122ZM10 122V123H9ZM49 122V123H48ZM60 122V124H59V127H58V123ZM84 122H85V124H84ZM104 122V123H103ZM154 122H156V124H154ZM157 122L159 123L158 124V126H156L157 125ZM160 122H162V123H160ZM194 124H193V123ZM212 122V123H211ZM219 122V123H218ZM224 122L225 121H223V124H224ZM62 123V124H61ZM83 123V124H82ZM91 123H92V125H91ZM104 124V126H103V124ZM213 123H214V125H217L218 124V126H217V128H216V126H215V128H216V130H214V127H213ZM217 123V124H216ZM49 124V125H48ZM56 124H57V126H56ZM67 124V125H66ZM71 124V125H70ZM150 124V128H149V126H146V125H149ZM160 124H162V126H160ZM164 124H165V126H164ZM195 124H197L196 126H195ZM204 124V125H203ZM210 124H211V128H210ZM63 125H64V127H63ZM89 125V126H88ZM122 126V129L120 128L121 126ZM61 126V127H60ZM68 126V127H67ZM69 126H71V127H69ZM83 126V127H82ZM85 126V127H84ZM92 126V127H91ZM111 126V127H110ZM155 126H156V128H155ZM204 126V127H203ZM224 127H225V129H223L222 131H224L225 132V135L223 134V136H224V138H226L227 139V137H228V135H226V133H227V131L229 132V129L230 128H227L228 127V124L227 123H225L224 125H223ZM52 127H53V129H52ZM55 127V128H54ZM89 127V128H88ZM111 128V130L109 129V128ZM117 127H119V128H117ZM128 128L129 127V131L130 132H128V133H130V135L127 133H125L126 131L124 130L125 128ZM131 127H133L134 128V130L137 128V131H138V129H139V131H141L143 128H146L147 129V127H148V129H147V131H145L146 132V137H148L149 135H150V138H149V140L151 141V138L152 139H154V134H156L157 135V138H156V136H155V138H156V140L154 139V141L152 140L151 142L153 143H155V145L154 144H150L151 142H149L148 141V138L147 139H143L145 136L143 135L145 132H142L141 134L143 135V138H141L142 139V141H141V139H140V141H141V147L143 146V147H145V145H146V147H148L147 149H149L148 150V152H150V153H147V151H145V154L147 153L148 155L146 156L145 154H144V152L142 151V149L143 148H139L138 149V152L136 153H134V152H129V151H127L128 149H126L127 147H129L128 145L129 144H131V143H133L134 141H135V137L138 135V137H137V139L138 138H140L141 136H139L140 134H139V132L137 133V131H135V132H133L134 130H132V128ZM154 127V128H153ZM162 127H166V130H168V132H169V129H171V132H169V133H171V134H167V131L166 130H162ZM181 127V126H180ZM187 127V126H186ZM189 127V126H188ZM188 127L186 128V129H188ZM207 127V128H206ZM212 127H213V130H212ZM61 128H63L62 130H61ZM84 130H83V129ZM124 128V129H123ZM158 128V130L157 131H155V129H157ZM195 128L193 129V132L192 133H194V131H195ZM233 128V127H232ZM81 129V130H80ZM95 129H97V131H95ZM101 129H102V131L103 132H105V133H103L102 131H101ZM116 129H119V131H123L122 133H121V137H123L122 139L125 141H123L122 139H120V138H117V136L119 137V135H118V133H116L115 134V132H117V131H114V130H116ZM149 129H154V132H153V130L151 131V130H149ZM205 129H208V131H209V133H211V136H209L208 137V135L207 136H205L206 135V130ZM57 130V131H56ZM80 130V131H79ZM100 132H99V131ZM161 130V131H160ZM188 130H190V129H188ZM232 131H234L233 129H231ZM78 131V132H77ZM87 131V132H86ZM93 131V132H92ZM163 131H165L166 132V134H165V132H163ZM173 131V132H172ZM174 131H175V133H174ZM208 131H207V134H208ZM211 131V132H210ZM214 131V132H213ZM222 131H220L219 133L221 134V132ZM58 132H59V134H58ZM80 132V133H79ZM97 132V133H96ZM114 132V133H113ZM156 132V133H155ZM160 132V133H159ZM162 132V133H161ZM196 132V131H195ZM84 133H86L85 135H84ZM96 133V134H95ZM108 133V134H107ZM112 133V135H110V134ZM119 133V134H120ZM134 133H136V135L134 134ZM163 133L165 134V135H163ZM230 133V132H229ZM241 133V132H240ZM243 133V132H242ZM78 134V136H76L75 137V135H77ZM82 134V136H80ZM103 134H105V136L103 135ZM132 134H133V136H132ZM158 134H160V135H158ZM162 134V135H161ZM207 138V140L205 139V137H203V135ZM228 134V133H227ZM231 134V133H230ZM229 134V135H230ZM244 134V133H243ZM94 135V136H93ZM96 135H98V136H96ZM104 136V138L103 137H101V136ZM107 135H108V138H107ZM124 135H125V137H127V139L128 140H130L129 141V143L125 140V137H124ZM128 135H129V137H128ZM152 135V136H151ZM169 136L170 135V137H167V136ZM87 136V137H86ZM159 136L161 137L162 136V138H159ZM175 136V137H174ZM194 136V135H193ZM219 134H215L212 138H214L215 137V139H218V141H220L221 139L219 138V137H221V135L219 136ZM222 136V137H223ZM227 136V137H226ZM236 136V135H235ZM241 136V138L243 139L245 136L247 137V135H237V137H235L236 139H239V137ZM244 136V137H243ZM97 137H99V138H97ZM109 137H111L110 139H109ZM114 137V138H113ZM163 137H165V138H163ZM171 137H173V139L171 138ZM186 137H187V139H189V138H191V140H187L186 139ZM230 138L228 139V142L229 143H227V140L226 139H224V140H222V142L220 141V143H218V146H219V144H220V146L221 145H223L224 146V153H226L229 157H233L232 159H235V160H238V159H240V158H242V159H244L245 161H247V162H250V163H252L253 161H256V163L258 164V163H261L260 164V167H261V165H263L262 164V162L261 161H263L264 160V156H263V150L262 151H259V149L261 148L259 145H257L256 143H257V141L256 140H254L253 141V139H251V141H250V137L248 136V138H249V141L250 142H252V144L250 145V147L247 145V144H249L248 143V140L245 138V139H243V140H246L247 141V143H246V145H244V143H245V141L243 142V140L242 139H239V142H240V140L243 142V144H242V142L241 143H239V144H241V145H239L238 143H237V145H239V147H240V151L239 150H236V151H234V149L235 148H233V145H236V144H234L235 142H237L238 140H232V138H233V136H229ZM74 138V139H73ZM76 138H79V139H76ZM86 138H88V139H86ZM97 139V141H95L94 139ZM113 138V139H112ZM132 138V139H131ZM166 138H169V140L168 139H166ZM210 138V139H209ZM86 139V140H85ZM93 139V140H92ZM99 139V140H98ZM104 139V140H103ZM119 141H118V140ZM157 139H162V140H160V142H158L157 141ZM165 139H166V141H165ZM172 141H171V140ZM176 139H177V141H176ZM220 139V140H219ZM223 139V138H222ZM78 140V141H77ZM90 140H92V142L90 141ZM113 140V142H115L116 143V145H113L112 146V143H111V141ZM145 140H147L148 142H147V144H146V142H145ZM194 140V141H195ZM231 140L234 142V143H231ZM9 141H11V142H9ZM99 141H100V144H99ZM123 141V143H122V145H124V146H122L121 145V142ZM161 141H165L166 143H164V142H161ZM170 141V142H169ZM175 141H176V144H174L175 143ZM190 141H191V143H190ZM201 141H203V140H201ZM211 141H213V139L211 140ZM211 141H210V143H208V144H211L212 145V143H214L215 144V142L217 141V140H214L212 143H211ZM217 141V142H218ZM226 143V145H225V143ZM85 142V143H84ZM88 144H87V143ZM93 144V146H92V144ZM120 142V143H119ZM131 142V143H130ZM144 142V143H143ZM167 142H169V143H167ZM173 142V146H171L172 143ZM216 142V143H217ZM75 143H77V145L75 146L74 144ZM96 143H98L99 145L97 146V144ZM107 143H109L112 147H110V148H108V145H107ZM114 143V144H115ZM127 145V147H126V145ZM128 143V144H127ZM143 143V144H142ZM156 143H158L159 144V146H158V144H157V146H156ZM161 143V144H160ZM162 143H164V145L162 144ZM178 143H180L179 145L181 146H178ZM197 143H199V142H197ZM255 143V144H254ZM90 144V145H89ZM149 144V145H148ZM167 144H171V145H167ZM193 144V145H192ZM213 144V145H214ZM64 145V146H63ZM67 145V146H66ZM80 145V146H79ZM84 145V146H83ZM87 145V146H86ZM104 146V147H102V149H98L99 147L101 148V146ZM119 145V146H118ZM148 145V146H147ZM155 147H154V146ZM164 147V149L165 150H167L166 152L168 153V155H167V153L165 154L166 156H168V158L166 157V156H164V153H165V150H163V147ZM208 146V145H206V148H207V146H208V148H207V153H209V154H211V152L210 151H212V154H214V153H217V152H219V150L220 149H222V150H220V151H223V148H219L218 146H217V144H215L217 147H218V149H217V147H216V149H215V146H214V148H213V145L212 146ZM231 145H232V147H231ZM234 146V147H238V146ZM244 145V146H243ZM86 146V147H85ZM97 146V148H94V147H96ZM152 146L154 147V148H152ZM161 146V147H160ZM171 147L172 149H174L175 150V148L177 149V150H179V152L183 149V151L185 150V149H187L185 152L187 153V151H191V153H190V151H189V153H188V155H187V157L186 158H188L189 160H187V162H188V165H189V167H191L192 169L197 165L198 167H200V169L198 170V168H196L195 167V171L194 170H192L191 168H189V167H186L185 165L187 164V162L186 161H182L181 162V164H183L182 166H185V169H182V166L180 165V163L178 162L177 164L176 163H174V162H176V161H180V160H177V158H178V156H177V158H176V155H178V154H182V155H184V153L185 152H183V151H181V152H183V153H178V151L176 150V151H174L173 153H172V149L171 148H168V147ZM222 146V147H223ZM246 146L247 147H249V148H246ZM259 148L258 150H256L257 149V147ZM66 147V148H65ZM70 147H72L71 148V150L69 149ZM90 147V148H89ZM119 147H121L122 149H120ZM126 147V148H125ZM156 147H158V149H159V152H158V150H157V148ZM179 147H180V149H179ZM238 147V148H239ZM243 147V151H241V148ZM254 147L256 148L254 151H253V149H254ZM3 148V149H2ZM59 148V149H58ZM88 149L89 151H87L86 149ZM120 150H119V149ZM125 148V149H124ZM167 148V149H166ZM190 148V149H189ZM192 148V149H191ZM230 148H231V150H233V151H229L230 150ZM233 148V149H232ZM237 148V149H238ZM5 149H7V150H5ZM58 149V150H57ZM66 149V150H65ZM73 149V150H72ZM97 150V152H96V150ZM103 149H107L106 151H108V152H106L105 150H103ZM125 151H124V150ZM146 149V148H145ZM146 149V150H147ZM150 149H153V150H150ZM161 149V150H160ZM194 149V150H193ZM247 149V150H246ZM251 151H250V150ZM8 150H11V151H8ZM59 150H61V151H59ZM68 150H69V152H68ZM93 150V151H92ZM123 150V151H122ZM168 150H171V154L168 152ZM249 150V151H248ZM105 151V152H104ZM114 151V152H113ZM120 151H122L123 153H125V154H123L122 152H120ZM142 151V155H140V154H138L139 152H141ZM153 151H157V152H153ZM196 151V150H195ZM215 151H217V152H215ZM56 152H58L57 154H55ZM66 153V155H65V153ZM70 154H68V153ZM96 152V153H95ZM127 152H129V153H131V154H126ZM177 152V153H176ZM229 152H232V153H229ZM238 152V153H237ZM240 152H242V153H240ZM243 152H245V153H243ZM93 153V154H92ZM109 153V154H108ZM112 153V154H111ZM119 153V154H118ZM120 153H121V155H120ZM185 153V154H186ZM240 153V154H239ZM36 156H35V155ZM64 154V155H63ZM95 154V155H94ZM97 154V155H96ZM100 154V155H99ZM116 154V155H115ZM136 154H138V155H136ZM163 154V156H161ZM176 154V155H175ZM45 155V156H44ZM69 155V156H68ZM76 155V156H75ZM104 155V156H103ZM113 155H114V157H113ZM120 157V159H118V156ZM127 155H129V156H127ZM144 155V156H143ZM160 155V160H159V157L158 156ZM14 156V157H13ZM39 156V157H38ZM47 156V157H46ZM64 156H65V158H64ZM71 156V157H70ZM93 156V157H92ZM95 156H98L97 158H95ZM99 156H101L100 158H99ZM108 156V157H107ZM125 156H127V157H129L128 159H129V161L127 162V161H124L123 160V163L121 164V161H122V159H124L123 157H125ZM131 156H135L134 158H136V161H137V163H136V165H134L132 162H130V160L132 159V158H130ZM139 156V157H138ZM142 156V157H141ZM181 156V155H180ZM180 156H179V158H180ZM185 156V155H184ZM261 156H263V158L261 157ZM37 157L39 158V159H37ZM67 157V158H66ZM84 157V158H83ZM116 157V159H114ZM122 157V158H121ZM127 157H126V159H127ZM143 157H145V158H143ZM146 157H148L147 159H146ZM152 157H154V158H152ZM158 157V162L159 161H161L160 162V165H161V163H162V165L161 166H159V165H156V161L153 163L154 165H156V168H160L161 169V167H163L161 170L160 169H158V170H156V168L154 169V168H152L151 167V169H154V170H152L151 171V169H150V167H148V170L146 169L147 168V166L146 165H144L145 167H143V163L145 164L146 162H150L149 164L150 165H153L152 164V162H151V160H153V159H156ZM162 157H163V160L165 161V159H168L167 161H169L168 163H164L163 161H162ZM166 157V158H165ZM209 157H212L211 155L209 156ZM240 157V158H239ZM259 157H261V159H263V160H261ZM15 158V159H14ZM104 160H103V159ZM107 158V159H106ZM110 158V159H109ZM111 158L113 159V161H111ZM139 158V159H138ZM175 158H176V160H175ZM190 158H192V160H194L193 162H192V160H190ZM4 161H3V160ZM51 161H50V160ZM68 159V160H67ZM95 159H97V160H95ZM125 159V160H126ZM127 159V160H128ZM172 159L174 160V161H172ZM242 159H240V160H242ZM250 159H252L251 161H250ZM254 159V160H253ZM257 159V160H256ZM36 160V161H35ZM58 160H62V161H59L58 162ZM105 160H108V161H105ZM116 160V161H115ZM121 160V161H120ZM135 160V159H134ZM139 160H140V162L142 161L143 163L142 164H140V165H142V167L139 165ZM259 160H261V161H259ZM6 161V162H5ZM56 161V162H55ZM95 161V162H94ZM100 161V162H99ZM132 161H133V159H132ZM135 161V162H136ZM154 161V160H153ZM191 161V162H190ZM258 161V162H257ZM3 162V163H2ZM34 162V163H33ZM52 164H51V163ZM67 162H69V163H67ZM79 162V163H78ZM106 162V163H105ZM115 162H117V163H115ZM126 162V163H125ZM131 163V166H130V163ZM134 162V163H135ZM172 162V163H171ZM185 162H186V164H185ZM197 162V164H195ZM241 162V161H240ZM244 162V161H243ZM247 162H246V164H247ZM62 163V164H61ZM67 163V164H66ZM94 163V164H93ZM99 163V164H98ZM119 163H120V165H119ZM124 163L126 164V165H124ZM129 163V164H128ZM191 163V164H190ZM193 163V164H192ZM199 163V164H198ZM242 163V162H241ZM245 163V162H244ZM70 164V165H69ZM98 166H96V165ZM114 164H116L115 166H114ZM148 164V163H147ZM158 164V163H157ZM169 164H172L171 166L174 168V170L176 169V171H181L182 172V179H184V177H185V179H187V177H188V175H189V173L187 172L189 169H191L192 171H190V173H191V177H193V178H191L190 176V178H191V182H189V181H186V182H189V184H194L195 183V185H196V182L198 183V184H200V185H202V187H201V189L202 190H200V188L198 189V190H196L197 191V193L195 192H192V190H191V188L192 187H194V190H195V188L197 187V186H199V185H197V186H192V187H189V186H191V185H189L188 186V188L187 187H185L184 189L185 190H187L186 192H184V195H186L187 193L189 194V192L191 193V194H189V198L191 197V195H192V198L194 199V196H197L198 194V196L197 197H199V199H197V197L195 198V200L194 201H192L191 200V198L189 199V198H187L188 197V195H186L187 197H185V196H182V198L183 197H185V200H187V201H185L184 199H183V201L184 202H186V204L185 205H188V206H191L190 204H189V201H190V203L192 204V210H191V212H189V214L190 215H192V217L190 218V215L188 216V210H187V206H186V209H184L183 211L185 212V214H186V212H187V214H186V216L187 217H189L190 219H188L189 220V222H188V220H187V218L185 219L184 217H186V216H184V212H180V214H181V216H179V215H176L175 213V211H178V209L179 208H181V207H179L178 208V205L180 206L181 204L180 203H184L183 201L182 202H180L181 201V199H178V202H176L177 201V199H174V201L177 203V205L176 206H174L176 203L175 202H173L174 204H173V206H174V208L175 207H177V208H175V209H177V210H172L171 209V207L173 208V206L171 205V204H169L168 205V203H167V201L169 202V200L172 198V200H173V198H174V196H177V195H175V192L173 193V190L174 189H172L173 187L170 185L169 186V188L170 187H172V188H170V189H172V193L168 190V189H165L164 187L166 186V188L168 187L167 185H169L170 184V182L172 183V182H175V181H170L169 182V180H170V178L172 179V180H175V177H176V175H175V173H173L172 174V171H171V169H172V167L171 168H169L168 166H169ZM185 164V165H184ZM194 164H195V166H194ZM245 164V165H246ZM41 165V166H40ZM63 165L65 166V167H63ZM91 165H93V166H91ZM118 165V166H117ZM139 165V166H138ZM164 165L166 166V167H164ZM187 165V166H188ZM249 165V164H248ZM251 165V164H250ZM253 165H254V163H253ZM259 165V164H258ZM258 165H256L257 167H256V170H258L259 169V166ZM83 166V167H82ZM128 166H130L131 167V171H130V168H128V170H129V173H127V171L125 170V169H127L126 167H128ZM137 166V168L136 169H138V170H140L141 172L139 173V171L137 172L136 170H135V167ZM158 166V167H157ZM194 166V167H193ZM201 166H203V167H201ZM255 166V165H254ZM42 167V168H41ZM55 167V168H54ZM107 167V168H106ZM125 167V169H123ZM139 167V168H138ZM14 168V169H13ZM54 168V169H53ZM73 168V169H72ZM103 168V169H102ZM110 168V169H109ZM143 168V169H142ZM166 168V169H165ZM186 168H188V169H186ZM202 168H205V170L204 169H202ZM249 168H250V166H249ZM254 168V167H253ZM262 168H264V165L261 167V169ZM13 169V170H12ZM108 169V170H107ZM119 169H120V171L121 172H119ZM198 171H197V170ZM221 169H223V168H221ZM2 170H4V171H2ZM12 170V171H11ZM111 170V171H110ZM124 170V171H123ZM147 170V171H146ZM150 170V171H149ZM187 170V171H186ZM203 170L206 172L205 174L207 175V173H208V171H209V173H208V176H206V175H202V173H204L203 172ZM207 170V171H206ZM52 171V172H51ZM132 171L133 172H135V173H133V175H132ZM146 174H148L149 172H151V175L153 174V175H156V173L158 174H161L160 176L158 175V176H156V179H153V180H155L156 182H153L152 180H151V182H149V183H147V182H145V181H142V179L143 178H146L147 176H151L150 174L149 175H143L142 176V174H143V172ZM146 171V172H145ZM149 171V172H148ZM165 171V172H164ZM176 171H174V172H176ZM200 171H202V173L200 174ZM55 172V173H54ZM127 173V174H129L130 175V173H131V175L132 176H130L129 178H131V179H128V177L125 179V178H122V177H125V176H123V175H125V174H123V173ZM161 172H163V173H161ZM117 173V174H116ZM138 173H139V175H141V176H139L138 175ZM142 173V174H141ZM185 173H187L188 175H187V177L185 176ZM193 173V174H192ZM5 176H4V175ZM54 174V175H53ZM126 174V176H129V175H127ZM118 175H119V177H118ZM135 175H137V177L135 176ZM203 176V178H202V176ZM209 175H210V177H209ZM72 176V177H71ZM98 176H99V178H98ZM114 176V177H113ZM115 176L117 177V178H115ZM121 176V177H120ZM134 176V177H133ZM146 176V177H145ZM206 176V177H205ZM216 176V175H215ZM224 176H226L227 178H225V179H227V180H229L228 182H227V180H225V179H222V178H224ZM85 177V178H84ZM140 178V180H139V178ZM153 178L155 177V176H152ZM152 177H151V179H152ZM165 177L168 179H165ZM178 178H179V176H177ZM188 177V178H189ZM218 177V176H217ZM104 178V179H103ZM120 178H122V179H120ZM135 178H137L135 181H136V183L138 182V183H140V184H142V183H144V184H142L141 186L142 187H145V188H148V187H150V186H143V185H152L151 186V189L153 190V191H151L150 190V192L153 194V196L155 197V198H153V200H152V198H150L151 199V201L150 202H152V204L150 203L149 204V202L147 201L149 198H141L140 196H142V193H141V191L140 190H142V187L139 185V184H137L136 185V183L135 182H133L134 181V179ZM148 178V177H147ZM190 178H189V180H190ZM219 178V177H218ZM120 179V180H119ZM124 179V180H123ZM149 179L150 178H148V180L147 181H149ZM162 179V180H161ZM164 179V180H163ZM181 178H179V180H180ZM185 179H184V181H185ZM202 179V180H201ZM208 179H210L211 180V182L213 181V183H209L208 184V182H210V180H208ZM213 179H215V181L213 180ZM117 180H119V181H117ZM166 180V181H165ZM176 180H177V178H176ZM179 180H177L178 181V183H179V185L181 184V182L179 181ZM197 180V181H196ZM205 182V184L203 185L202 184V182ZM87 181V182H86ZM124 181H126V182H124ZM131 182L132 181V183H134L135 185H133L132 183H130L132 186H133V189L134 188H136L135 190H132V186L131 185H128L129 184V182ZM159 181V182H158ZM165 181V182H164ZM168 181V182H167ZM182 181V184H183V180H181ZM47 182V183H46ZM169 183V184H167V183ZM39 183V184H38ZM154 183H155V186H154ZM159 183H161V185L163 186V188L161 189V187L162 186H160V184ZM177 182H175L174 184H175V190H176V187L177 186H179V185H177L176 184ZM185 183V182H184ZM228 183V184H227ZM250 183L251 184H253V183H255V182H249V185H250ZM45 184H47V187H46V185ZM167 184V185H166ZM173 184V183H172ZM192 184V185H193ZM216 184V185H215ZM229 185L230 187H228L226 190L225 189H223V194H221L222 192L219 190H216V189H220V187H221V185L222 186H224V188H225V186H227V185ZM44 185V186H43ZM115 185H117V186H115ZM139 185V186H138ZM160 186V188H158V186ZM177 185V186H176ZM187 185V184H186ZM186 185H183V186H186ZM205 185H206V188H205ZM254 185V184H253ZM252 185V186H253ZM255 185H257L256 186V188L258 187V183L257 184H255ZM30 186V187H29ZM42 186V187H41ZM135 186V187H134ZM181 186V185H180ZM182 186V187H183ZM251 186V185H250ZM28 187V188H27ZM47 189H46V188ZM51 187V188H50ZM83 187V188H82ZM125 187V188H124ZM139 187H140V190H139ZM200 187V186H199ZM212 187V188H211ZM78 188V189H77ZM154 188H155V190H157V189H161V193H160V190H158V193L154 190ZM157 188V189H156ZM178 188V187H177ZM181 190H182V188L181 187H179ZM216 188V189H215ZM223 188V187H222ZM221 188V189H222ZM253 188V187H252ZM256 188L254 189V190H256ZM258 188H260L258 191H260V194H263V193H261V187L259 186ZM57 189V190H56ZM149 189V188H148ZM148 189H145V192H146V190H147V193L145 194V192L143 193L144 195V197H145V195L147 196V194H148ZM183 189V190H184ZM193 189V188H192ZM203 189H206V193H207V195L205 196L206 197V199H204L205 201L207 200V204H208V206H209V204L211 205V203H209V202H211V200H210V198H212V201H214L213 199L215 198V197H217V196H220V198H219V200H221L222 202H220V201H217V203H219L221 206H222V204H223V202L225 203L221 208H226L225 207V205L227 204V205H229L230 203H229V201L231 200L232 202H233V204H234V206H233V204H231V206L230 207H233L232 208V210H231V212L228 214V213H226V211L227 210H225V211H223V209H222V211H221V209L220 210H216V209H213V210H216V212L215 211H213L212 210V205L214 204H212L211 206H209V207H207L208 208V210H209V208H211L210 210H209V214H213V212H214V214H216V216H218V217H216L215 215H214V217L212 216V214L210 215V216H212V217H210L209 219H210V223L208 222V224H210V225H207L208 226V229H207V226H206V223H205V221L206 220H204V219H206V217L208 216H205L206 214H207V211H206V209L204 210V208H205V206L207 205V204H205V202L203 201V199L201 200V198H203V197H201L200 196V194H205L204 192H205V190H203ZM235 189V188H234ZM236 189H238L237 187H236ZM48 190V191H47ZM164 190H167V191H169L168 193H170V195L171 194H173L174 196H172V197H169L170 195L168 194V193H166L165 194V192H163ZM200 190V191H199ZM208 190L210 191V190H212L213 192H216L215 193V195H214V193L212 192H208ZM216 190V191H215ZM229 190V192L231 193V191ZM31 191V192H30ZM88 191V192H87ZM127 191H129L128 193H127ZM135 191H138V192H135ZM143 191V190H142ZM156 192V194H155V192ZM166 191V192H167ZM199 191V192H198ZM203 191V192H202ZM232 191H236V194H238L237 193V190H232ZM257 190H256V192H258ZM37 192V193H36ZM45 192H47V193H45ZM176 194H178L179 195V193L181 192H179L178 193V190H176ZM202 192V193H201ZM217 192L219 193V192H221L220 194H217ZM234 192H232V193H234ZM51 193V194H50ZM119 193V194H118ZM131 194L132 196L131 197H129L128 196V194ZM138 195H137V194ZM183 193V192H182ZM255 192H253L252 194H254ZM49 194V195H48ZM77 194V195H76ZM134 194H136V195H134ZM162 194V195H161ZM168 194V196H166ZM197 194V195H196ZM208 194H209V196L210 195H213V196H208ZM251 193L248 195V199H249V202H253V200H256L255 199V197H253V196H256V193L254 194V195H252ZM258 194V193H257ZM68 195V196H67ZM140 195V196H139ZM217 195V196H216ZM52 196V197H51ZM84 196V197H83ZM151 195L150 194H148V196L147 197H150ZM153 196H151V197H153ZM157 196V197H156ZM167 198H166V197ZM204 196V195H203ZM215 196V197H214ZM70 197V198H69ZM104 197V198H103ZM136 197V198H135ZM138 197L140 198V199H138ZM177 197H181V195L180 196H177ZM204 197V198H205ZM236 197V198H235ZM264 197V196H263ZM68 198V199H67ZM102 198V199H101ZM128 200H127V199ZM129 198L131 199H135V201L134 200H129ZM166 198V199H165ZM170 198V199H169ZM209 198V199H208ZM218 198V197H217ZM36 199V200H35ZM46 199H49L48 201H46ZM89 199V200H88ZM114 199V200H113ZM144 199V200H143ZM157 199L160 201L161 200V203L162 204H160L159 203V206H158V202H157ZM169 199V200H168ZM197 199V200H196ZM40 200V201H39ZM45 200V201H44ZM125 200V201H124ZM138 200V201H137ZM146 200V201H145ZM156 200V201H155ZM166 200V201H165ZM172 200H171V202H172ZM189 200V201H188ZM201 200V201H200ZM208 200H210V201H208ZM216 200L217 199H215V201L214 202H216ZM37 201V202H36ZM76 201V202H75ZM89 201V202H88ZM92 201V202H91ZM128 201H131V203L130 202H128ZM133 201H134V204H133ZM141 201V202H140ZM198 201H200V202H202V204H203V202H204V204H203V212H205L206 211V214L205 215H202V217H204V219L202 218V224H204L203 226H205L203 229H207V231L205 232V230H203L202 229V225L201 226H199V225H197V223L199 222V220L200 219H198L200 216H198V215H196L197 214V209L199 208V207H197V206H200V205H202V204H200L199 205V203L200 202H198ZM49 202V203H48ZM110 202V203H109ZM145 202V203H144ZM148 202V203H147ZM156 202V203H155ZM166 202V203H165ZM187 202H188V204H187ZM194 202H198V205L196 206V209H195V203ZM44 203V204H43ZM127 203H130L129 205L127 204ZM139 203H141V204H139ZM153 203H154V205H153ZM164 203L166 204V205H164ZM179 203V204H178ZM217 203H215L216 205H214L216 208H220L219 207V204H218V206H217ZM222 203V204H221ZM43 206H42V205ZM46 204V205H45ZM48 204V205H47ZM52 206H51V205ZM88 204H89V206H88ZM111 204V205H110ZM139 204V205H138ZM143 204V206L141 207V205ZM148 204V205H147ZM253 204V203H252ZM251 204V205H252ZM145 205H147V208L145 207ZM151 205H153V207H151ZM156 205V206H155ZM160 205H161V207H160ZM170 207H168V206ZM184 205V206H185ZM226 205V206H227ZM39 206V207H38ZM58 206V207H57ZM87 206V207H86ZM96 206V207H95ZM115 206V207H114ZM130 206V207H129ZM149 206V207H148ZM159 207L160 208V210L162 209V212L161 211H159L158 209H156V207ZM163 206V207H162ZM183 208H184V206L183 205H181ZM236 206V207H235ZM256 206V207H255ZM98 207L100 208V209H98ZM129 207V208H128ZM133 207V209H131ZM145 207V208H144ZM155 207V208H154ZM157 207V208H158ZM165 207V208H164ZM166 207L167 208H169L170 209V211H169V209H166ZM214 207V208H215ZM228 207V206H227ZM229 207V208H230ZM246 208V210H244L245 208ZM251 207H252V209H251ZM89 208V209H88ZM117 210H116V209ZM144 208V209H143ZM152 208V209H151ZM154 208V209H153ZM195 210H194V209ZM201 208V207H200ZM255 208V209H254ZM256 208H258L257 210H256ZM34 209V210H33ZM36 209V210H35ZM60 209V210H59ZM91 209V210H90ZM105 211H108L109 213H110V215H108V214H106L107 212L105 211V213L104 214H106V215H104L103 214V210ZM124 209V211H122ZM131 209V210H130ZM145 209H146V211H145ZM150 209V210H149ZM182 209V208H181ZM181 209H179V211L181 210ZM189 209V208H188ZM236 209V210H235ZM262 209V211L260 212V213H258V214H255L256 213V211L258 212V210H261ZM99 210V211H98ZM113 210V211H112ZM132 210H135L134 212L132 211ZM155 210H158V212H161V214H156V215H154V211ZM164 210H166L165 212H164ZM201 210V212H202V209H200ZM200 210H199V212H200ZM39 211H41V213L39 212ZM93 211V212H92ZM118 211V212H117ZM144 211V212H143ZM150 211V213H148V214H146V212H149ZM153 211V212H152ZM179 211L177 212V214L179 213ZM194 211L196 212V214L194 213ZM210 211H211V213H210ZM220 211V212H219ZM46 212V213H45ZM59 212V213H58ZM132 214H131V213ZM157 212V211H156ZM172 212H175L174 213V216L176 215V220H177V224H176V220H175V218L173 217V215H171V214H173ZM223 212V213H222ZM228 212H229V210H228ZM255 212V213H254ZM72 213V214H71ZM102 213V214H101ZM49 214V215H48ZM52 216H51V215ZM56 214H59V215H56ZM115 215V217L113 216V215ZM129 214V215H128ZM131 214V215H130ZM200 214V213H199ZM229 215V216H231L230 218H228V219H230V222H232V224L234 223V221H236L235 223H236V225L235 224H231V223H229L228 222V220H227V224L229 223V224H231L229 227H228V230L225 228V227H227L226 225L227 224H225V222H224V220H225V218H227V217H225L226 215ZM230 214H232V215H230ZM43 215V216H42ZM89 215V216H88ZM132 215H135V216H132ZM148 215H150V216H148ZM158 215V216H157ZM168 216V217H166V219L168 218V220H170V221H172L169 217L171 216L172 217V219H173V222H175V226H173L174 225V223L172 222V223H167V220L165 219V216ZM183 215V216H182ZM195 215V216H194ZM201 215V214H200ZM227 215V216H228ZM233 215H235V216H233ZM253 215V216H252ZM258 215V218H256V216ZM259 215H260V218H259ZM262 215V216H261ZM51 216V217H50ZM57 216V217H56ZM60 216H62V217H59ZM96 216V217H95ZM117 216V217H116ZM120 216H122V217H120ZM132 216V217H131ZM138 216H140V217H142L141 219L142 220H144L145 222H146V225L148 226L147 228H144V226L146 227V225H140V227H141V230H142V226H143V230H147V231H141V235H142V233H145L144 234V236H145V238L143 237V236H141V238L142 239H144V244L142 243V240L140 241V240H138V239H140V237H139V235L137 236V234L136 233H139V232H137V230H140V228L139 229H136V227H138L139 226V223H142V222H139L138 223V225H136L137 224V217ZM157 216V217H156ZM180 218H179V217ZM193 216H194V218H193ZM196 216H198V218L196 217ZM221 216H222V218H223V216L225 217L224 219H222L221 218ZM94 217V218H93ZM140 217H138L139 218V221H142L141 219H140ZM164 217V218H163ZM182 217H183V219H182ZM220 217V218H219ZM235 217H236V220H233V219H235ZM247 217V218H246ZM89 218V219H88ZM93 218V219H92ZM103 218V219H102ZM133 218H136L135 220H137V221H135V224L133 225V222L134 221H132V220H134ZM194 219V224L192 223V224H190L191 222H192V220L191 219ZM196 218H197V220H196ZM242 218H246V220L244 221ZM107 219V220H106ZM132 219V220H131ZM182 219V220H181ZM208 219V220H209ZM214 219V220H213ZM237 219H238V221H237ZM99 220H100V222H99ZM111 220V222H109ZM152 220V221H151ZM154 220H155V222L156 223H154ZM166 220V221H165ZM179 220H180V222H179ZM186 220V221H185ZM223 220V221H222ZM232 220V221H231ZM260 220H262V222L260 221ZM44 221V222H43ZM70 221V222H69ZM96 221V222H95ZM100 223H98V222ZM104 221V222H103ZM128 221V222H127ZM132 221V222H131ZM144 221H143V223H144ZM184 221H185V223L186 222H188V223H186V224H184ZM191 221V222H190ZM217 221V222H216ZM218 221L219 222H221L222 221V223H223V225L225 226H223V227H220V225L222 226V223H219V225L217 224L218 223ZM242 221V222H241ZM35 222H37V223H35ZM46 222V223H45ZM86 222V223H85ZM88 222V223H87ZM102 222V223H101ZM106 222V223H105ZM124 222H127L126 224L124 223ZM154 224V225H157V226H154V225H152V223ZM183 222V223H182ZM212 222V223H211ZM216 222V223H215ZM247 224H246V223ZM48 223H50V224H48ZM61 223V224H60ZM105 223V224H104ZM111 223H113L112 225H111ZM130 225H129V224ZM161 223V224H160ZM163 223V224H162ZM178 223H182L183 225L181 226L180 224H178ZM215 223V224H214ZM244 223V224H243ZM35 224V225H34ZM95 224H97V226L95 225ZM145 224V223H144ZM160 224V225H159ZM171 224V226H169ZM188 224V225H187ZM211 224H213V225H211ZM216 224L218 225V226H216ZM228 224V225H229ZM242 224V225H241ZM245 224H246V226H247V229L248 230H246V229H244V228H246L245 227ZM47 225V226H46ZM65 225V226H64ZM67 225V226H66ZM78 225V226H77ZM85 227H84V226ZM104 225V226H103ZM108 225V226H107ZM151 225H152V227H151ZM159 225V226H158ZM190 225V226H189ZM194 225H195V227H194ZM215 225V226H214ZM91 226V227H90ZM102 226V227H101ZM136 226V227H135ZM164 226V227H163ZM176 229L177 227V231H179V232H181V233H179V232H177L176 233V230L173 228V227ZM184 226V227H183ZM240 226H242V227H240ZM244 226V227H243ZM56 227V228H55ZM93 227V228H92ZM99 227H101V228H99ZM108 227V228H107ZM109 227H110V229H109ZM122 227V228H121ZM128 227H130V228H128ZM199 227V228H198ZM217 229V230H215V228ZM221 228V231L223 230V228H224V230H226L225 231V233H224V231H222V233H220L221 231L218 229V228ZM231 227V228H230ZM232 227H236L238 230V232H239V234H238V232H237V236H236V234H233V233H235V231L232 233V231L233 230H236V229H234L233 228V230H231L232 229ZM238 227H240V228H238ZM125 228H127L126 230H125ZM135 230L136 229V231L132 234V237H130L131 236V234H130V230H131V232H132V230L133 229ZM155 228H157L156 230L158 231V233L157 234H155L157 231H155ZM163 230V234H165V236H161V238H160V233H161V235H162V230ZM170 228V229H169ZM173 228V229H172ZM193 228V229H192ZM243 228V229H242ZM52 229V230H51ZM67 229V230H66ZM97 229V230H96ZM128 229H130L129 231H128ZM153 229V230H152ZM160 229V230H159ZM174 230L175 232H174V236H172L173 234H171V233H173V231L172 230ZM190 229V230H189ZM230 229V230H229ZM39 230V231H38ZM56 230V231H55ZM103 230V231H102ZM109 230V231H108ZM114 230V231H113ZM171 230V231H170ZM186 230V231H185ZM187 230H189V231H187ZM192 230V231H191ZM208 230H210V231H212V232H210V231H208ZM220 231L219 233L217 232V231ZM245 230H246V232L248 231H250L249 233H247L246 235V237H247V240L246 239H244L243 237H242V241H241V235H240V233H243V231L245 232ZM33 231V232H32ZM54 231V232H53ZM107 231V232H106ZM129 232V234H128V232ZM160 231V232H159ZM203 231H204V233H203ZM215 231H216V233H218V235L215 233ZM229 231V232H228ZM60 232V233H59ZM62 232V233H61ZM92 232H93V234H92ZM118 232V233H117ZM186 232V233H185ZM190 232V233H189ZM201 232V233H200ZM214 233V234H210V233ZM226 232L227 233H229V235L227 236V240H224L225 239V234H226ZM245 232V233H246ZM65 233V234H64ZM127 234V235H125V234ZM147 233H149V235H151V238H150V236L148 237V238H146L147 236H146V234ZM185 233V234H184ZM208 233L211 235V236H215V238L213 239V237H211V239H210V237H209V235H208ZM231 233V234H230ZM62 234V235H61ZM70 234V235H69ZM81 234V235H80ZM98 234V235H97ZM120 234V235H119ZM136 234V236L138 237V239H136L135 240V238H134V240L133 241H135V242H133L131 239H133V237H136V236H134ZM140 234V233H139ZM175 234H177L178 236L176 237V238H174L176 235ZM179 234H180V236H179ZM194 234V235H193ZM195 234H198V235H195ZM249 234H250V236H249ZM2 235V236H1ZM36 235V236H35ZM61 235V236H60ZM76 235V236H75ZM93 235V236H92ZM100 235V236H99ZM109 235V236H108ZM129 235V236H128ZM181 235L183 236V237H181ZM188 235V236H187ZM224 236L223 237V240H222V237L221 236ZM230 235H231V237L232 238H229L230 237ZM235 237H233V236ZM238 235L240 236V238H238ZM48 238H47V237ZM82 236V237H81ZM103 236V237H102ZM124 236V237H123ZM125 236H128V239H127V237H125ZM202 236V237H201ZM204 236V237H203ZM242 236H245L244 234L242 235ZM248 236H249V238H248ZM67 237V238H66ZM122 237V238H121ZM163 237H166L165 239L163 238ZM170 237H171V239H170ZM184 237H185V239H184ZM187 237V238H186ZM191 237V239L192 240H189L188 238H190ZM193 237L194 238H198V239H193ZM221 237V238H220ZM39 238V239H38ZM65 238V239H64ZM97 238V239H96ZM105 238V239H104ZM163 238V239H162ZM234 238V239H233ZM257 240H256V239ZM42 239V240H41ZM79 239V240H78ZM97 241H96V240ZM145 239H146V241H145ZM181 239H183V241L181 240ZM232 239V241L233 240H235V239H237L236 241H234L236 244H234V242H233V245H235L236 247H237V245H239V247H242V249H243V252L242 251H240V248L238 247V249L237 248H235V246H233V248H232V250L233 251H231V248H230V246H232V243H231V245L229 246V248L228 247H225L226 245H225V243H227L228 242V240L230 241ZM255 239V240H254ZM57 240V241H56ZM63 240V241H62ZM70 240V241H69ZM73 240V241H72ZM114 240H116L117 242H115V243H112V242H114ZM120 240V241H119ZM125 240V241H124ZM127 240V241H126ZM138 240V241H137ZM147 240H149V241H147ZM151 240V241H150ZM168 240V241H167ZM177 240V241H176ZM213 240V241H212ZM246 240V241H245ZM249 240V241H248ZM253 240L254 241H257L258 243H257V246H256V242L255 243H253ZM34 241V242H33ZM66 241V242H65ZM100 241V242H99ZM102 241V242H101ZM132 241V242H131ZM140 241V242H139ZM162 241V242H161ZM180 241H182V242H180ZM191 241H192V243H191ZM224 243H223V242ZM226 241V242H225ZM231 241V242H232ZM68 242V244H66ZM73 242V243H72ZM76 242V243H75ZM97 242V243H96ZM111 242V243H110ZM120 242H122V243H120ZM147 242V243H146ZM166 242V243H165ZM169 242V243H168ZM184 242H185V245H184ZM246 242V243H245ZM259 242L260 243H262V244H259ZM61 245H59V244ZM65 243V244H64ZM102 243V244H101ZM128 243H129V245H128ZM135 245H134V244ZM136 243H138V244H136ZM152 243V244H151ZM163 243H164V245H163ZM172 243H173V245H174V247H172V246H170V245H168V244H171L172 245ZM175 243H177V245H178V243H179V245L177 246ZM214 243V244H213ZM229 244H230V242H228ZM256 246L255 248H253L254 247V245ZM45 244V245H44ZM70 244V245H69ZM72 244H76V246L75 245H72ZM93 244H95V245H93ZM101 244V245H100ZM115 244V245H114ZM121 244V245H120ZM123 244V245H122ZM127 244V246L128 247H130V248H128L127 246H125ZM145 245V246H143V245ZM148 244V245H147ZM153 244H154V246H153ZM195 244V245H194ZM224 245V247H222L221 248V246L222 245ZM82 245V246H81ZM100 245V246H99ZM106 245H109V247L108 246H106ZM132 245V246H131ZM140 245V246H139ZM190 245V246H189ZM201 245V246H200ZM208 245V246H207ZM247 245V246H246ZM249 245H252V246H250L251 247V249H250V247H249ZM50 246V247H49ZM70 246H73V247H71L70 248ZM122 246V247H121ZM152 246V247H151ZM169 246H170V248H169ZM177 246V247H176ZM188 246V247H187ZM218 246V247H217ZM228 246V245H227ZM246 247V249H245V247ZM259 246V247H258ZM75 247V248H74ZM100 249H99V248ZM138 247L140 248V249H138ZM155 247L156 248H158V247H161V248H159V249H157V251H156V249H155ZM172 247V248H171ZM182 247V248H181ZM186 247V248H185ZM191 247V248H190ZM215 247V248H214ZM217 247V248H216ZM244 247V248H243ZM247 247L253 252H255V253H252L249 249H247ZM259 249H258V248ZM262 249H261V248ZM68 248V249H67ZM73 248H74V250H73ZM82 248V249H81ZM97 248V249H96ZM101 248L103 249V252H106V254L105 253H102V250H101ZM115 248V249H114ZM134 248V249H133ZM135 248H136V250H135ZM173 248H175V249H178V248H180V249H182V250H175V249H173ZM190 250H189V249ZM225 248V249H224ZM226 248H228V250H229V252H228V250L225 252L224 250H226ZM56 249V250H55ZM71 249V250H70ZM92 249V250H91ZM96 249V250H95ZM109 249V250H108ZM114 249V250H113ZM119 249V252L117 251ZM126 249H128V250H126ZM138 249V250H137ZM153 249V250H152ZM213 249V250H212ZM221 249V250H220ZM224 249V250H223ZM54 250V251H53ZM76 250V251H75ZM83 250V251H82ZM85 250V251H84ZM95 250V251H94ZM101 250V252H97V251H100ZM104 250H106V251H104ZM123 250V251H122ZM125 250V251H124ZM152 250V251H151ZM170 251V254H171V252H173L171 255H173V256H171L170 254H169V251ZM176 251V254H178V255H175V251ZM197 250H198V252H197ZM238 250V251H237ZM30 251V252H29ZM38 251H40L41 252V254H40V256H39V253L40 252H38ZM68 251H70V252H68ZM94 251V252H93ZM111 251V252H110ZM127 251V252H126ZM147 251V252H146ZM157 252V254H156V252ZM201 251V252H200ZM205 251V252H204ZM224 251V254H226L225 255V257L223 256L224 254L222 253V257L220 256V254H221V252H223ZM239 251H240V253H239ZM246 251V252H245ZM250 251V252H249ZM260 251V252H259ZM47 252V253H46ZM51 254H50V253ZM109 254H108V253ZM121 252H123V253H121ZM145 254H144V253ZM236 252H235V255H236ZM249 252V253H248ZM31 253V254H30ZM34 254V256H33V254ZM53 253H55V254H53ZM73 254V256H72V254ZM79 253V254H78ZM93 253H95V255L93 256ZM100 253H102V254H104V255H106L105 257H104V255H102V254H100ZM116 253V254H115ZM121 253V254H120ZM125 253H127L128 255H126ZM135 253V254H134ZM136 253H137V255H136ZM154 253L156 254L155 256L157 257H154ZM181 253V254H180ZM199 253V254H198ZM205 253L206 254H208V255H205ZM244 253V254H243ZM47 254V255H46ZM96 254H98V255H96ZM100 254V255H99ZM118 254V255H117ZM142 254V255H141ZM151 254V255H150ZM184 254V255H183ZM240 254H241V256H240ZM243 254V255H242ZM248 254V255H247ZM255 254V255H254ZM41 255H43V257H41ZM45 255V256H44ZM58 255V256H57ZM61 255H63V256H61ZM79 255V256H78ZM101 255H102V257H101ZM109 255V256H108ZM132 255V256H131ZM135 255V256H134ZM149 256L150 258L151 257H154V261H153V258L152 259H149V257H146V259L148 260V261H146L145 260V262L144 261H141V260H144L145 259V257L144 256ZM153 255V256H152ZM246 255V256H245ZM32 256V257H31ZM57 256V257H56ZM61 256V257H60ZM99 256V258H97ZM131 256V257H130ZM144 257L143 259H138V258H140V257ZM180 256V257H179ZM262 256V258L264 257V255H261ZM260 256V257H261ZM37 257H39V258H37ZM58 257H59V259H58ZM70 257V258H69ZM101 257V258H100ZM133 257H134V259H133ZM177 257V258H176ZM186 257V258H185ZM214 257V258H213ZM220 257V258H219ZM33 258V259H32ZM65 258V259H64ZM74 258V259H73ZM95 258H97L98 260H96V262H95ZM196 258V259H195ZM216 258V259H215ZM222 258V259H221ZM234 258H235V256H234ZM43 259V260H42ZM45 259V260H44ZM59 261H58V260ZM81 259H83V261L81 260ZM100 259V260H99ZM130 259V260H129ZM132 259V260H131ZM159 259V260H158ZM181 259V260H180ZM235 261H233V260ZM240 259H243V257L242 258H240ZM239 259V260H240ZM259 259V258H258ZM264 259V258H263ZM134 260V261H133ZM156 260V261H155ZM179 260V261H178ZM183 260H185V261H183ZM187 260V261H186ZM230 260V261H229ZM245 260H243L244 261V264H246V261ZM49 261V262H48ZM72 261V262H71ZM158 261V262H157ZM242 261V262H243ZM254 261V260H253ZM74 262V263H73ZM122 262H121V264H122ZM154 262V263H153ZM157 262V263H156ZM161 262V263H160ZM184 262V263H183ZM188 262V263H187ZM201 262V263H200ZM240 263L239 264H241L242 262L241 261H239ZM106 263H107V261H106ZM109 263V264H110ZM166 263V264H167ZM251 263V262H250ZM254 263V262H253ZM117 264H118V262H117ZM124 264V263H123ZM125 264H126V261H125ZM243 264V263H242ZM248 264V263H247Z\"/></svg>",
    "mask_w": 264,
    "mask_h": 264
},
{
    "label": "bare ground",
    "instance_id": "2",
    "mask_svg": "<svg viewBox=\"0 0 264 264\" xmlns=\"http://www.w3.org/2000/svg\"><path fill=\"white\" fill-rule=\"evenodd\" d=\"M23 1H24V0H23ZM34 1H36V0H33L32 2H34ZM70 1H71V0H70ZM73 1H74V0H73ZM86 1H87V0H86ZM111 1H112V0H111ZM124 1H125V0H124ZM129 1H130V0H129ZM145 1H146V0H145ZM145 1H144V3L142 2L144 5L146 4ZM174 1H175V4H174V5L177 6V5H178V4H176L177 0H174ZM178 1H179V0H178ZM182 1H185V0H182ZM182 1H181V2H182ZM187 1H190V0H186V2H187ZM192 1H193V0H191L190 2H192ZM199 1H200V0H199ZM199 1H198V3H200V4H199L198 6L204 4V7H205V3H206V2H204V3L202 2V4H201V2H199ZM204 1H209V0H204ZM220 1H221V0H220ZM220 1H219V2H220ZM229 1H230V0H229ZM239 1H240V0H239ZM261 1H263V0H261ZM261 1H260V2H261ZM21 2H22V0H21ZM25 2H26V1H25ZM25 2H24V3H25ZM32 2H30V3H32ZM50 2H51V1H50ZM103 2H104V1H103ZM107 2H108V1H107ZM115 2L117 3V1H115ZM135 2H137V0H135ZM148 2H149V0H148ZM154 2H157V1H152V0H151V3H154ZM168 2L170 3V0H168ZM179 2H180V1H179ZM179 2H178V3H179ZM181 2H180V4H181ZM209 2H210V1H209ZM217 2H218V0H217ZM222 2H225V0H224V1L222 0ZM231 2H232V0H231ZM236 2H237V1H236ZM236 2H235V0H234L232 3H236ZM240 2H242V1H240ZM10 3H11V2H9V4H10ZM17 3H18V2H17ZM22 3H23V2H22ZM37 3H38V2H37ZM80 3H81V1H80ZM109 3H110V2H109ZM111 3H112V2H111ZM128 3H129V2H128ZM130 3H131V1H130ZM137 3H138V2H137ZM157 3H158V4L160 3V5L163 4V2L161 3L160 1H158ZM164 3H166V2L164 1ZM182 3H184V7H186V9H184V11L189 12V9L187 10L188 7L186 6L185 2H182ZM195 3H197V1H196ZM198 3H197V4H198ZM212 3H213V6H214V4H216L218 7H221V8H222V6H223V8H224V5H223L224 3H222L221 6L218 5V4H220V3H215V1H213ZM243 3H244V2H243ZM243 3H242V4H243ZM33 4H34V3H32V6H31L30 8L35 7V6H33ZM48 4H49V3H48ZM94 4H95V3H94ZM94 4H93V5H94ZM102 4H103V3H102ZM113 4H114V2H113ZM113 4H112V5H113ZM117 4H118V3H117ZM149 4H150V2H149ZM172 4H173V3H172ZM192 4H193V7H192V8H195V7H194L195 4H194V3H192ZM207 4H208V3H207ZM209 4H210V3H209ZM226 4H227V3H226ZM230 4H231V3H230ZM230 4H228V5H230ZM252 4H253V3L251 2V4H249V5H251V7H252V6H253ZM11 5H13V4H11ZM28 5H29V4H28ZM34 5H35V4H34ZM84 5H85V4H84ZM90 5H91V4H90ZM106 5H107V4L105 3L104 6H106ZM133 5H134V4H133ZM133 5H130V6L133 7ZM151 5H152V7H153L154 4H151ZM168 5H169V4H168ZM181 5H182V4H181ZM187 5H188V4H187ZM216 5H215V6H216ZM231 5H232V4H231ZM243 5H246V6H247V4H243ZM262 5H263V4H262ZM262 5H261L260 9L262 8ZM74 6H75V5H74ZM79 6H80V5H79ZM88 6H89V5H87V7H88ZM96 6H97V5H96ZM138 6H139V5H138ZM140 6H141V5H140ZM142 6H143V5H142ZM145 6H146V5H145ZM158 6H159V5H158ZM166 6H167V5H166ZM166 6H165V7H166ZM172 6H173V5H172ZM179 6H180V5H178L177 7H179ZM188 6L191 7L190 5H188ZM213 6H212V7H213ZM233 6H234V5H233ZM11 7H12V6H11ZM26 7H27V6H26ZM87 7H85V8H87ZM91 7H92V5H91ZM93 7H95V5H94ZM93 7H92L91 9H93ZM99 7H100V5H99ZM99 7H98V9H99ZM102 7H103V6H102ZM110 7H111V6H110ZM116 7H117V6H116ZM154 7L157 8V5L155 4ZM162 7H163V5H162ZM168 7H171V5H170V6H167L166 8H168ZM184 7L182 6V7H180V8H184ZM196 7H197V5H196ZM204 7L202 6V8H204ZM235 7H237V8H242V9L244 8V6H243V7H242V6H241V7H238V5H235ZM251 7H250V8H251ZM6 8H7V7H6ZM61 8H62V7H61ZM64 8H65V7H64ZM105 8H107V7H105ZM108 8H109V5H108ZM129 8H130V7H129ZM144 8H145V7H143V9H144ZM173 8H174V7H173ZM173 8H171V9L173 10L172 12H173V13H174V12L176 13L177 10H175V9H173ZM192 8H191V9H192ZM221 8H219V9L221 10ZM226 8H227V7H226ZM226 8H225V9H226ZM237 8H236L234 11H236ZM254 8H255V7H254ZM254 8L252 7L250 11H252V9H253V10H256V9H254ZM32 9H33V8H32ZM49 9H50V8H49ZM77 9H78V8H77ZM111 9H112V10H116V8L114 9L113 7H112ZM138 9H141V8L138 7ZM138 9H137V11H136V10H135V7H134L133 10H132V8H130V10L133 11V12H131V11H129V12H130V14L132 15L134 12H137V13H138ZM143 9H142V13H143V11H144ZM145 9H146V8H145ZM163 9H164V8H163ZM176 9H177V8H176ZM197 9H198V7H197ZM197 9H196V12L199 11V10H197ZM216 9H217V7H216ZM216 9H215V10H216ZM228 9H229V10H227V11H230L232 8H228ZM69 10H70V7H69ZM71 10L73 11L74 9H71ZM78 10H79V9H78ZM99 10H101V9H99ZM104 10H105V9H103V11H104ZM107 10H108V11H111L110 9H107ZM146 10H147V9H146ZM146 10H145V11H146ZM155 10H156V9H155ZM158 10H159V9H158ZM160 10L162 11V8H161ZM182 10H183V9H180V10L178 9V12H179V11L181 12ZM201 10H202V9H201ZM232 10H233V9H232ZM232 10H231V11H232ZM30 11H31V10H30ZM37 11H38V10H37ZM86 11H87V10H86ZM88 11H89V10H88ZM91 11H92V10H91ZM147 11H148V10H147ZM153 11H154V9H153ZM184 11H183V13H187V12H184ZM193 11H195V10H193ZM204 11H205V10H204ZM204 11H202V13H204ZM227 11H226V12H227ZM238 11H239V10H238ZM260 11H262V10H260ZM35 12H36V11H35ZM38 12H39V11H38ZM47 12H48V11H47ZM53 12H54V11H53ZM74 12H75V10H74ZM92 12L94 13V10H93ZM92 12H90V13H92ZM113 12H114V11H112V13H113ZM139 12H141V11H139ZM162 12H164V10H163ZM166 12H167L166 14L169 13L167 9H166ZM172 12H171V10H170V13H171V14H168V16L171 17ZM178 12H177V13H178ZM199 12H200V11H199ZM199 12H198V14H199ZM218 12H219V10H218ZM222 12H223V11H222ZM253 12H254L255 14H254ZM253 12H250V14L253 13L252 15H256V12H255V11H253ZM257 12H258V11H257ZM65 13H66V9H65ZM71 13H73V12H71ZM88 13H89V12H88ZM96 13H98V12L95 11V14H96ZM101 13H102V12H100V14H101ZM103 13H104V12H103ZM127 13H128V12H127ZM154 13H155V12H154ZM156 13H158L157 10H156ZM156 13H155V15H156ZM175 13H174V14H175ZM183 13H181V14H183ZM190 13H191V10H190V12L187 13V14H190ZM202 13H201V14H202ZM215 13H216V14H219V13H217V11H216ZM238 13H239V12H237V14H238ZM241 13H242V12H241ZM31 14H32V13H31ZM73 14H74V13H73ZM73 14H72V16H74ZM77 14H78V13H77ZM98 14H99V13H98ZM107 14H108V13H107ZM134 14H135V13H134ZM145 14H146V12H145ZM158 14H160V13H158ZM179 14H180V13H179ZM179 14H177V15H179ZM198 14H197V15H198ZM201 14H199V15L201 16ZM204 14H205V13H204ZM239 14H240V13H239ZM262 14L264 15V9H263V13H262ZM89 15L92 16V15H94V14H89ZM110 15H112V14H110ZM113 15H114V14H113ZM126 15H127V14H126ZM128 15H129V13H128ZM139 15H140L141 17H143L141 14H139ZM147 15H148V14H147ZM164 15H165V14H164ZM175 15H176V14H175ZM175 15L172 16V17H175ZM177 15H176V16H177ZM191 15H192V14H191ZM193 15H195V14H193ZM223 15H224V16L227 15V14H225V11H224ZM231 15L233 16V17H232L233 19H234V17H235V19H236V16H235L236 14H235V13H234V15H233V13H232V14H230L229 16H231ZM241 15H242L243 18H244L245 13L243 12ZM241 15H240V18H241ZM252 15H251V16H252ZM263 15H262V16H263ZM10 16H11V15H10ZM32 16H33V15H32ZM36 16H37V15H36ZM80 16H81V15H80ZM95 16H97V15H95ZM98 16H100V15H98ZM102 16H105V14H103ZM124 16H125V15H124ZM129 16H130V15H129ZM136 16H138V14H136ZM165 16H167V15H165ZM165 16H164V17H165ZM179 16H180V15H179ZM182 16H185V14H183ZM182 16H181V17H182ZM220 16H221V15H220ZM229 16H227L226 18H228ZM256 16H257V15H256ZM256 16H255V17H256ZM34 17H35V16H34ZM74 17H75V16H74ZM77 17H78V16H77ZM84 17H85V16H84ZM92 17H93V16H92ZM105 17H106V16H105ZM105 17H104V19H103V17L101 18V16H100L101 19H100V18L98 19V17H94V18H97V19H95V20H94L93 18L90 17V18L92 19L93 22H95V21L97 20L96 25H97V27H98L99 29H97V27H96V29H97V30H100V28H101V30H100L101 34H102V32H104V34H106L105 32H108V31H106V30L108 29V26H106L107 28L104 26L105 24H104L103 26H100V25H102V23H101L100 21H101V20H104L103 22L105 23V20H106V21H107V20H108V21H111V20H112V19H111L112 17L110 18V17L108 16L109 19H108L107 17H106V19H105ZM158 17H159V16H158ZM158 17H157V18H158ZM160 17H163V16H160ZM181 17H180V18H181ZM194 17H195V16H194ZM194 17H190V18H191L190 20H188V19L186 18V19H187L186 22L184 21L185 18L183 17V18H184L183 21L185 22L184 24H186L187 26H188L189 24H190L191 26H193L192 24L195 25V24H197L196 22H199V23H200V21H201V24L204 25L205 22H204L203 20L206 21V18L208 19V17H206V16L204 15L203 17H201V18H204V19H201V18L198 16L201 20L198 19L199 21H198V20L195 21ZM246 17H247V14H246L245 18H246ZM255 17H252V18H255ZM257 17L259 18V16H257ZM35 18H36V17H35ZM39 18H40V16H39ZM61 18H62V17H61ZM72 18H73V17H72ZM72 18H70V19H72ZM88 18H89V17H88ZM192 18H193V19H192ZM232 18H231V19H232ZM237 18H238V16H237ZM252 18H250V19H252ZM258 18H257V19H258ZM260 18H261V17H260ZM46 19H47V18H46ZM46 19H45V20H46ZM76 19H77V18H76ZM76 19H73V20H76ZM80 19H81V18H80ZM122 19H123V17H122ZM150 19H152V18H150ZM160 19H161V21L159 20V22H161V23L164 22V21H162V19L164 20V18H160ZM167 19H168V17L165 18L166 22H167ZM178 19H179V18H178ZM209 19H210V18H209ZM209 19H208V20H209ZM216 19H217V16H216ZM235 19H234V20H235ZM247 19L249 20L248 17L246 18V21H247ZM255 19H256V18H255ZM255 19H254V20H255ZM257 19H256V20H257ZM261 19H262V18H261ZM263 19H264V18H263ZM12 20H13V19H12ZM78 20H79V19H78ZM81 20H84V18L81 19ZM85 20H86V18H85ZM87 20H89V19H87ZM113 20H114V19H113ZM115 20H116V19H115ZM115 20H114V21H115ZM147 20H148V19H147ZM147 20H146V21H147ZM152 20H153V19H152ZM169 20H173V19L171 18V19H168V21H169ZM176 20H177V19H176ZM181 20H182V19H179V20H177V21H178V22H179V21L181 22ZM222 20L228 22V20L223 19V17H221V19L218 17L217 22H218V21H221V23H222ZM236 20L239 21V18L236 19ZM243 20H245V19H243ZM256 20H255V21H256ZM41 21H42V20H41ZM57 21H58V20H57ZM79 21H80V20H79ZM98 21H99V23H98ZM108 21H107V23H108ZM173 21L175 22V18H174ZM190 21H191V22H190ZM192 21H193V22H192ZM224 21H223V22H224ZM229 21H231V20L229 19ZM237 21H232V22H234L235 25H236V24H237V23H236ZM251 21H252V20H251ZM251 21H248V22L251 23ZM257 21H259V20H257ZM49 22H50V21H49ZM49 22H48V23H49ZM65 22H66V21H65ZM72 22H74V21H72ZM72 22H71L70 25H72ZM81 22L83 23V21H81ZM81 22H80V23H81ZM86 22H89V21H85V22L83 23V26H85L84 24H86ZM147 22H148V21H147ZM188 22H189V24H187ZM209 22H210V24L212 23V21H210V20H209ZM241 22H243V21H242V18H241ZM259 22H261V21H259ZM262 22H263L262 25H264V21H262ZM37 23H38V22H37ZM60 23H61V22H60ZM100 23H101V24H100ZM107 23H106V25H107ZM110 23H111V22H110ZM110 23H109V24H110ZM128 23H129V22H128ZM130 23H131L130 25L132 26V27H131L132 32H131V34H129V36L132 35L131 37L133 38V34H134V35L136 34V36H137V35L139 34V32L137 33V31H136V33H135V31L133 30V29L135 28V23H134V24H133L132 22H130ZM155 23H156V22H155ZM155 23H152V24H155ZM167 23H168V22H167ZM171 23H172V21H171ZM181 23H182V22H181ZM203 23H204V24H203ZM228 23H229V22H228ZM238 23H239V22H238ZM243 23H244V25L241 24L240 26H242V25H243V26H246V25L249 26V24H247V22H246V24H245V22H243ZM256 23H257L258 26H259L260 23L255 22V25H256ZM49 24H50V23H49ZM66 24H67V23H66ZM87 24H88V23H87ZM87 24H86V25H87ZM99 24H100V25H99ZM113 24H114V23H113ZM147 24H150V23H147ZM152 24H151V25H152ZM158 24H160V23H158ZM163 24H166V23L164 22ZM168 24H170V22H169ZM173 24H175V23H173ZM184 24H183V25H184ZM207 24H208V23H207ZM207 24H205L206 27L209 29V28L212 26L211 28L213 29V31L211 30V28H210L209 31H207V29H205L206 27L203 28L204 26L198 24V26H197V25H195V26H196L197 28H198L199 26H200V27L202 26V27L200 28V31H201V30L203 31V32L201 31L202 33H201V32H198V31H199V28H198V30L196 31V32H198V33H194V32H193L194 30H190V31H192V32L194 33L193 35H191L190 37L186 38L187 35L189 34V33L187 32L188 34H187V35L185 34V35H186L185 39L182 37V38L184 39V42H183V43H187V44H185V45H187V46L184 45L183 48H182V46H181L182 44L180 45V43L182 42V39H181V41L178 40V42L180 41V43H179V45H180V47H181L180 49H182V50L185 49L184 52L181 50V51H182V52H181V53H182V54H181V57L183 58L182 60H184V63H185V59H184V57H185L186 60L188 59L189 62L191 61V63H192L191 65H193V66H191V67H193V68L195 67V68H194L195 70H196V69H199V68L202 69V67L205 68V66H206L207 64H208V65H210V64H211V65L215 64V66H216V65H217L216 67L219 66V67H220V70H221V72H220V75H221V76H220V78H218V79L216 80V81H219V82H216V81H215L216 84L219 83V84H218L219 87H218L214 82L211 83V80H209L210 82H208L209 85H210V83L213 84V85L215 84V86H213L214 89H215V88H218V90H216V91H217L216 93H214L213 91H211V90H210V86H209V91H211V93L207 91V93L205 92V94H204V90H205V87H204V86H207L208 84L205 85L203 82H199V80H198L197 83H199V84H200V83H201V84L203 83L202 85H199V84H198V86H202V87H204V88H203L204 90L201 88V89L203 90V92H202V90H198V89H197L198 91H201V92H202V94L200 93V95H202V96H200L201 99H198L199 96H197L196 98H195V96H193L194 93H195L196 91L194 90L195 88L192 87V88H193V91L191 90L192 92L190 91V94H192V93L195 91V92L192 94V98L199 100V102L202 100L200 103H202L201 105H202V108H204V110H202V109H201V110H202V111H206V113H205V112H203L204 114L202 113L203 118H205V119H203L202 116H201V117L199 116L201 113H197V112H196V113H193V115L196 114L195 116L197 117V114H198V116H199L198 118L201 119V121H202V120L206 121V119L208 120L209 118H212V117L214 118V117L217 116L216 118H217V119L219 118V119H221V121H222V124L219 125V127H220V126L222 127V128H220V129H222V130L225 129L226 126L224 127L223 125H224L225 123H227V124H228V127H227V128H230V129H229V132L231 133V134H230V133L227 131L228 134L226 133V135H228V137L226 136V137H227V139H226V138H224V136H223V134L225 135V132H224V131H225L226 129H225L224 131H222V130H217V131H215V132L213 131V132H214V133H213L214 135H215V134H219V136L221 135V137L218 136V137L221 139V140L219 139L221 142H222V140L226 139V140H227V143H229V142H228V139L230 138L229 136L231 135V136H233L232 140H233V139H234V140H238V141L235 142V143L231 140V143H234V144L237 145V143L239 144V143L242 142L241 140H240V142H239V139H242V138H241V136L239 137V139H236L235 137H237V135H244V136L247 135V137H246V136H245V137L243 136V137H244L243 139L246 138V139L248 140V143L251 141V139H253V141L256 140V141H257L256 144L259 145L261 148L259 149V148L256 146L257 149L254 147L253 151H254L255 149H256V150L259 149V151H262V150H263V156H264V97H263V96H264V88H263L264 85H262V88H261V86H260L261 84H259V83L261 82V81H260V82H257L258 85H259V87H258V86L256 87V84H257V83L255 84V83L253 82L252 79H249L250 74L253 73L254 75H256V73H254V72H255V71L257 72V70H259V71L257 72V74H259V75H261L260 73H263V72H264V62H263V59H262V60L260 59V64H259V66L257 65V66H258L257 69H256L255 66H253V72L249 71V69L247 68V66L250 67V68H252V66H250L249 63H248V65H247L246 67H244V66L241 65V64H238V63H242L243 60H242V62H239V60H234V61H233V60H231V61L228 60V61H227V60H226L227 57H223V56L226 55V54H225V49H226V47H228V46L225 47L224 44L226 45V44H229L231 41L236 40L237 37L234 38V35H238V34H239V32H237V29H238L239 25H238V24H237L236 26L233 25L234 27L231 26L232 28H235V29L237 28L236 31H235V29H231V27H229L231 23H229V26H228L227 23H226V26L222 24L223 27L225 26V29H224L225 31H226L227 28L229 27V28H228V31L230 32L229 34H231V35H229V34H221V35H220V32H221V31H222L221 33H225V32L223 31V27H222V25L220 26V24H218V26H217V24L214 25V23H212L213 25L211 24V26H210V25L208 26ZM224 24H225V22H224ZM89 25H90V24H89ZM124 25H125V24H124ZM124 25H123V26H124ZM127 25H129V24H127ZM133 25H134V26H133ZM137 25H139V23H138ZM137 25H136V26H137ZM151 25H149V26L151 27ZM160 25H162V24H160ZM186 25H184V26H186ZM231 25H232V24H231ZM252 25H254V24H252ZM38 26H39V25H38ZM41 26H42V25H41ZM60 26H61V25H60ZM90 26H92V25H90ZM93 26H94V25H93ZM93 26H92V27H93ZM110 26H111V25H110ZM170 26H173V25H170ZM179 26L181 27L180 24H179ZM179 26L174 27V29H175V30L178 29ZM214 26H215V27H214ZM227 26H228V27H227ZM237 26H238V27H237ZM243 26H242V29H241L240 31H242L243 29H245V27H243ZM258 26H257V28H260V27H258ZM260 26H261V25H260ZM68 27H70V26L68 25ZM71 27H72V26H71ZM71 27H70V28H71ZM85 27H88V26H85ZM102 27H105L106 30L104 31V29H103ZM112 27H113V26H112ZM115 27H116V26H115ZM125 27L128 29V26L125 25L124 28L122 27L123 30H121V31L124 32ZM133 27H134V28H133ZM137 27H138V26H137ZM153 27H154V26H152V28H153ZM155 27H157V26H155ZM180 27H179V29H180ZM182 27H183V26H182ZM218 27H219L220 29H219ZM251 27H252V26H251ZM255 27H256V26H255ZM255 27H252V30H255ZM262 27H264V26H262ZM42 28H43V27H42ZM52 28H53V27H52ZM132 28H133V29H132ZM138 28H139V27H138ZM138 28H135V30L138 29ZM144 28H145V26H144ZM152 28H149V27H148V32H149V33L151 32V30L149 31V29H152ZM159 28H160V27H159ZM187 28H189V27H187ZM202 28L205 29L206 31L203 30ZM217 28H218L219 31H217ZM239 28H240V27H239ZM246 28H247V27H246ZM249 28H250V27H249ZM71 29H72V28H71ZM92 29H93V28H92ZM102 29H103V31H102ZM109 29H111V27H110ZM109 29H108V30H109ZM146 29H147V28H146ZM146 29H145V30H146ZM154 29H156V28H154ZM157 29H158V28H157ZM162 29H163V27H162ZM162 29H161V30H162ZM165 29H166V28H164V30H165ZM168 29H169V28H168ZM247 29H248V28H247ZM262 29H263V28H262ZM39 30H41V29H39ZM67 30H68V29H67ZM67 30H66V32H65L66 34H68V33H67ZM145 30H144V32H145ZM152 30H153V29H152ZM164 30H162L161 33H162ZM214 30H216V31H215L216 33L219 32L218 35H220V38L222 37L224 41H223L222 39H221L222 41L220 40L219 36H218L217 34L214 33ZM220 30H221V31H220ZM252 30H250L251 32H250V31H247V32H250L251 34L253 33V35H254V32H252ZM256 30H257V29H256ZM258 30L260 31V29H258ZM263 30H264V29H263ZM263 30H262V31H263ZM47 31H48V30H47ZM55 31H56V30H55ZM70 31H72V30H70ZM109 31H110V30H109ZM133 31H134V33H133ZM146 31H147V30H146ZM155 31H156V30H155ZM155 31H154V32H155ZM181 31H182V30H181ZM181 31H180V32H181ZM204 31L206 32L205 34H203ZM211 31L214 33V35H212L213 33H211ZM233 31L236 32L237 34H236V33H233V34H232ZM39 32H40V31H39ZM100 32H99V33H100ZM128 32H129V31H128ZM158 32H160V30H159ZM165 32H166V31H164L163 34H165ZM170 32L173 33L174 31L171 30ZM170 32H169V34H170ZM176 32H177V30H176ZM180 32L177 33L176 35H174V34H175V32H174V33H173V36H176V37H177L178 34H179V35L181 34ZM207 32H209V34H208ZM244 32H245V31H243V32H241V33H244ZM247 32H246V33H247ZM255 32H256V34H257V31H255ZM41 33H43V32L41 31ZM110 33H111V32H110ZM110 33H107V34H110ZM124 33L127 34V31L124 32ZM132 33H133V34H132ZM149 33H148V34H149ZM156 33H157V32H156ZM156 33H155V34H156ZM172 33L170 34V37H169L168 39L173 38V37H171V36H172ZM182 33H183V31H182ZM50 34H51V33H50ZM69 34H72V33H69ZM107 34H106V35H107ZM112 34H113V33H112ZM112 34H111V35H112ZM120 34H121V33H120ZM141 34H143V32H141ZM150 34H153V32H151ZM150 34H149V35H150ZM157 34H158V33H157ZM163 34H158V35H163ZM167 34H168V33H167ZM169 34H168V35H169ZM244 34H245V33H244ZM244 34H241L242 36H244V38L242 37L243 39L240 38V37L237 38L238 43L240 42V40L243 41V40L245 39V35L249 37L248 39H250V35H249V34H248V35H247V34L244 35ZM34 35H35V34H34ZM72 35H73V34H72ZM75 35H76V34H75ZM98 35H100V34H98ZM106 35H103V37L105 38ZM143 35H145V33H144ZM153 35H154V34H153ZM153 35H152V36H153ZM158 35H156V37H157ZM168 35H167V36H165V35L162 36V37L164 38V42H165V39L168 37ZM179 35H178V36H179ZM181 35L185 36L184 34H181ZM181 35H180V36H181ZM215 35H216V36H215ZM224 35L227 36V37L225 38ZM232 35H233V36H232ZM253 35H252V38L254 39V36H253ZM40 36H44V35H40ZM92 36H93V34H92ZM92 36H91V37H92ZM107 36L109 37V35H107ZM113 36H115V35H113ZM164 36H165V37H164ZM228 36H229V38L232 36V37H231L232 39H231V38L228 39ZM259 36H260V35H259ZM259 36H258V37H259ZM36 37H37V36H36ZM46 37H47V36H46ZM68 37H69V36H68ZM91 37H90V39H91ZM100 37L102 38V35H101ZM120 37H121V36H120ZM147 37H148V36H147ZM150 37H151V36H150ZM160 37H161V36H160ZM216 37H218V38H216ZM75 38H76V37H75ZM88 38H89V37H88ZM94 38H96V36H95ZM104 38H102V40H104ZM110 38H111V37H110ZM110 38H109V39H110ZM112 38H113V37H112ZM115 38H116V36H115ZM115 38H114V39H115ZM126 38H127L128 40H130V39L128 38L127 35L125 36L124 39L126 40ZM136 38H137V41H138V42H139V40L142 39V41H140L142 45H143V43H144L147 39H149V38L144 37V40H145V41H144L143 38H141V39H138V37H136ZM139 38H140V37H139ZM153 38H154V37H153ZM252 38H251V40H253ZM34 39H35V38H34ZM37 39H38V37H37ZM52 39H53V38H52ZM65 39H66V38H65ZM80 39H81V38H80ZM97 39H98V38H97ZM99 39H100V38H99ZM99 39H98V40H99ZM106 39H107V37H106ZM133 39L135 40V38H133ZM133 39H131V40H133ZM151 39H152V38H151ZM173 39H175V38H173ZM173 39H172V40H173ZM176 39H177V38H176ZM178 39H180V38L178 37ZM187 39H188L190 42H188ZM217 39L219 40L218 42H221V44L218 43V42L216 41ZM233 39H234V40H233ZM246 39H247V38H246ZM248 39H247V40H248ZM41 40H42V39H41ZM77 40H78V39H77ZM83 40H85V39L83 38ZM83 40H81V42H82ZM92 40H93V39H92ZM107 40H108V39H107ZM119 40H121V39H119ZM128 40H126L127 43H128V45L132 46L134 42H133L132 45H131V42H128ZM154 40H155V39H154ZM154 40L152 39L153 42H152V41L150 42V40H149V42H148V40H147V42H148V44H149V43H152V44L155 45V41H154ZM158 40L160 41L161 39H158ZM225 40H229V41H228L229 43H227V41H225ZM237 40H236V41H237ZM38 41H39V40H38ZM53 41H54V40H53ZM67 41H68V39H67ZM70 41H71V40H70ZM85 41H86V40H85ZM89 41H90V40H89ZM111 41H112V39H111ZM113 41H115V40H113ZM166 41H167V40H166ZM176 41H177V40H176ZM215 41H216V42H215ZM236 41H234V42L237 43ZM248 41H249V40H248ZM254 41H256V39H254ZM35 42H36V41H35ZM40 42H41V41H40ZM44 42H45V40H44ZM77 42H78V41H77ZM92 42H93V41H92ZM98 42H99V41H98ZM107 42H110V40L107 41ZM140 42H139V46H140ZM142 42H143V43H142ZM161 42H162V41H161ZM167 42H168V41H167ZM170 42H171L170 44H172V41H170ZM174 42H175V41H174ZM178 42L176 43L177 45H178ZM234 42L230 43V45L235 44ZM250 42H251V41H250ZM47 43H49V42H47ZM71 43H72V42H71ZM78 43H79V42H78ZM85 43H86V42H85ZM100 43H101V42H100ZM114 43H115V42H114ZM158 43H160V42H156V44H158ZM213 43H215V44L217 43L218 45H216V46H218V47H216ZM222 43H223V44H222ZM246 43H247V42H245L244 44H246ZM248 43H249V42H248ZM248 43H247V44H248ZM255 43L257 44V41L254 42V46L256 45ZM43 44H44V43H43ZM45 44H46V43H45ZM94 44L96 45V43H94ZM105 44H106V43H105ZM176 44H175V45H176ZM219 44H220V45H219ZM247 44H246V46H247ZM249 44H250V43H249ZM46 45H47V44H46ZM51 45H52V44H51ZM69 45H70V44H69ZM86 45H87V44H86ZM86 45H85V46H86ZM91 45H92V43H91ZM91 45H90V49H89L88 51L92 50L91 52H93L94 50H93V48H91ZM95 45H93L92 47H95ZM111 45H112V44H111ZM128 45H127V46H128ZM137 45H138V44H137ZM154 45H153V46H154ZM161 45L163 46L164 43H163V44H158V47H159V48H157V46L155 45V46H156L155 49H156V48H157V50H158V49H161ZM172 45H174V44H172ZM209 45H212V46L214 45V47H216V48H215L216 50H211L212 48H211V49H210V48L207 49V46H209ZM250 45H251V44H250ZM78 46H79V45H78ZM83 46H84V45H83ZM102 46H103V43H102ZM107 46H108V44H107ZM130 46H128V47H130ZM134 46H135V44H134ZM134 46H132V47H134ZM170 46H171V45H170ZM212 46H211V47H212ZM238 46L241 47V46H242V42H241V46H240L239 44H238ZM244 46H245V45H244ZM248 46H249V45H248ZM254 46H253L252 48H257V46H255V47H254ZM49 47H50V46H49ZM49 47H48V48H49ZM128 47H126V48L124 47V50L121 49V51H124V52L126 53V55H127V52H128L127 49H129ZM140 47H141V46H140ZM148 47H149V45H148ZM171 47H172V46H171ZM232 47H235V46L232 45ZM250 47H251V46H250ZM250 47H249V48H250ZM261 47H262V46H261ZM55 48H56V46H55ZM58 48H59V47H58ZM68 48H69V46H68ZM73 48H74V47H73ZM113 48H114V47H113ZM130 48H131V47H130ZM136 48H137V47H136ZM153 48H154V47H153ZM42 49H43V48H42ZM46 49H47V47H46ZM95 49L97 50V47H95ZM98 49H99V48H98ZM125 49H126V51H125ZM140 49H141V48H140ZM173 49H174V47H173ZM176 49H178L179 51L177 52ZM180 49H179V46H178V48H175V49H174V51L176 50V51H175V54H177V53L180 54V53H179V52H180ZM229 49H230V48H229ZM231 49H233V48H231ZM234 49H235V48H234ZM241 49H242V47H241ZM241 49H240V53H241ZM246 49H247V48L245 47V50H246ZM37 50H38V49H37ZM40 50H41V49H40ZM55 50H56V49H55ZM55 50H54V51H55ZM74 50H75V49H74ZM81 50H82V49H81ZM96 50L93 52L94 57H93L92 53H91L90 56L93 57V58L96 57V58L98 59V55L101 54V53H99V52H101V50L98 51V52H97ZM129 50H132V51H133V49H129ZM135 50H136V49L134 48V52H135ZM141 50H142V49H141ZM143 50H144V49H143ZM250 50H251V49H249V51H250ZM252 50H253V49H252ZM254 50H257V49H254ZM67 51H68V50H67ZM67 51H66V52H67ZM69 51H70V50H69ZM69 51H68V53H69ZM75 51H76V50H75ZM85 51H87V50L85 49ZM145 51H146V50H145ZM223 51H224V52H223ZM231 51H232V50H231ZM236 51H237V49H236ZM238 51H239V50H238ZM247 51H248V50H247ZM249 51H248V52H249ZM257 51L260 52V50H257ZM261 51H262V50H261ZM57 52H58V51H57ZM70 52H73V51H70ZM95 52H97V54H94ZM115 52H116V50H115ZM118 52H119V51H118ZM124 52H123V53H124ZM129 52H130V51H129ZM129 52H128V55L130 54ZM134 52H133V53L131 52V54H135V55L139 56L137 53H134ZM136 52H137V51H136ZM143 52H144V51H142V54H143ZM146 52H147V51H146ZM146 52H145L144 54H146ZM158 52L161 53V51H158ZM226 52H227V51H226ZM253 52H254V51H253ZM46 53H47V52H46ZM58 53H59V52H58ZM58 53H57V54H58ZM81 53H82V52H81ZM88 53H89V52H88ZM88 53H87V54H88ZM98 53H99V54H98ZM121 53H122V52H121ZM150 53H151V52H150ZM156 53H157V52H156ZM163 53H165V52H163ZM261 53H263V55H264V51L261 52ZM66 54H67V53H66ZM71 54H72V53H70V55H71ZM77 54H79V53H77ZM102 54H104V53H102ZM139 54H141V52H140ZM142 54H141V55H142ZM151 54H152V53H151ZM153 54H154V53H153ZM178 54H177V55H178ZM224 54H225V55H224ZM227 54H228L230 57H235V56H236V55H235V56L232 55L231 53H227ZM230 54H231V55H230ZM251 54H252V52H251L250 55H248V56H251ZM256 54L258 55L259 53L254 52V55H256ZM34 55H35V54H34ZM43 55H44V54H43ZM43 55H42V56H43ZM96 55H97V56H96ZM115 55H116V54H115ZM120 55H121V54H120ZM128 55H127V56H128ZM135 55H134V56H135ZM141 55H140V56H141ZM147 55H149V54H147ZM147 55H146V56H147ZM159 55H160V54H159ZM182 55H183V56H182ZM241 55H242V53H241ZM257 55H256V56H257ZM259 55H260V54H259ZM36 56H38V55H36ZM66 56H67V55H66ZM72 56H74V55H72ZM72 56H71V57H72ZM86 56L89 57L88 55H86ZM101 56H102V55H101ZM118 56H119V55H118ZM127 56L125 57V56L122 54V57H124V58L121 59V61H122V60L124 61V60L127 58ZM129 56H130V55H129ZM129 56H128V60L126 59V60L124 61L126 64L128 63V62H126V61H129V58H130ZM134 56H133V57H134ZM142 56H143V55H142ZM142 56H141V57H142ZM150 56H151V55H150ZM160 56H161V55H160ZM163 56H164V55H163ZM226 56H227V55H226ZM237 56H239V55L237 54ZM237 56H236V57H237ZM256 56H251L252 59H251V57H250V58L248 59V62L251 61V60L257 59L258 56H257V57H256ZM40 57H41V56H40ZM47 57H48V56H47ZM47 57H44V58H45L44 60H46ZM58 57H59V56H58ZM74 57H75V56H74ZM82 57H83V56H82ZM105 57H106V55H105ZM141 57H138V58H141ZM152 57H153V56H151V58H152ZM164 57H166V53H165V56H164ZM239 57H240V56H239ZM242 57H243V56H242ZM244 57L247 58V56H245V55H244ZM255 57H256V58H255ZM37 58H38V57H37ZM37 58H36V60H37ZM59 58H60V57H59ZM85 58H86V57H84L83 59H85ZM102 58H103V57H102ZM113 58H114V64H115V61H116L115 58H117V56H116V57L114 56ZM120 58H121V56H120ZM120 58H117V60H118L117 63H118V64H119V61H120L119 59H120ZM136 58H137V57H136ZM138 58H137V60L139 61L140 59H138ZM143 58H144V56H143ZM146 58H148V57H145L144 59H146ZM157 58H158V54H157ZM159 58H160V57H159ZM225 58H226V59H225ZM228 58H229V57H228ZM253 58H254V59H253ZM258 58H259V57H258ZM263 58H264V57H263ZM64 59H68V58L65 57ZM64 59H63V60H64ZM99 59H100V56H99ZM104 59H106V58H103V60H104ZM107 59H110V58L107 57ZM131 59H132V56H131ZM152 59H153V58H152ZM167 59H168V58H167ZM232 59H233V58H232ZM240 59H241V58H240ZM69 60H70V59H69ZM72 60H73V59H72ZM78 60H79V59H78ZM90 60H92V59H90ZM90 60H89V61H90ZM111 60H112V59H111ZM133 60H135V57H134V59H132V61H133ZM147 60H150V59H147ZM163 60H164V59H163ZM180 60H181V59H180ZM210 60H212V61H210ZM38 61H39V59H38ZM81 61H82V60H81ZM85 61H87V60H84L83 62H85ZM100 61L102 62V59H100ZM105 61H106V60H105ZM112 61H113V60H112ZM123 61H122L121 63H124ZM154 61H155V59H153V62H154ZM164 61H165V60H164ZM164 61H163L162 63H164ZM177 61H178V60H177ZM177 61H176V62H177ZM237 61H238V62H237ZM43 62H44V61H43ZM45 62H46V61H45ZM68 62H70V61H68ZM90 62H92V61H90ZM94 62H96V60H95ZM98 62H99V60H98ZM98 62H97V64H99ZM101 62H100V63H101ZM108 62H109V61H108ZM110 62H111V61H110ZM130 62H131V61H130ZM145 62L147 63L148 61H145ZM151 62H152V61H151ZM151 62L149 61V62L147 63V64L150 65V66H148V68L152 66V67H153V68H152V71L154 70V73H153V74H155V72H158V73H159L160 70H159V68H158V65H155V69H154V66L151 65V64H154V63H151ZM169 62H170V61H169V59H168V64H169ZM172 62H175V60L173 59V60L171 61V63H172ZM23 63H24V62H23ZM40 63H41V61H40ZM86 63H89V62H86ZM103 63H104V62H103ZM121 63L119 64V66L121 65ZM133 63H134V62H133ZM136 63H137V61L135 60V66H138V67H140V65L143 66L142 64H140V65H136ZM140 63H141V61H140ZM165 63H167V62H165ZM177 63H178V62H177ZM180 63L182 64L183 62H180ZM184 63H183V64H184ZM250 63H252V62H250ZM257 63H258V62H257ZM43 64H45V63H43ZM61 64H62V65H65L66 63H65V64H64V63H61ZM69 64H70V63H68V65H69ZM71 64H72V63H71ZM73 64H74V63H73ZM104 64H105V63H104ZM107 64L109 65V63H107ZM131 64H132V62H131V63H128V65H131ZM137 64H138V63H137ZM143 64H144V63H143ZM155 64H156V63H155ZM168 64H166L165 66L167 67ZM172 64H173V65H172ZM172 64H171V67H173L175 63H172ZM246 64H247V63H246ZM255 64H256V62L254 63V65H255ZM37 65H38V62H37ZM68 65H67V67H68ZM90 65H91V64H90ZM92 65H93V64H92ZM112 65H113V64H111V67H112ZM133 65H134V64H133ZM133 65H131V66L127 67V69H125V70H128V71H127L128 73L133 69L134 72L129 73V74H131V76H129L131 80L133 79V78H131V77H133V76L136 75L135 72H137V70L139 71V69L134 68L135 66L132 67ZM178 65H179V63H178ZM185 65H186V64H185ZM208 65H207V66H208ZM211 65H210V68H209V70L211 69L210 72L214 71V70H213V69H214V68H213L214 66L211 67ZM32 66H33V65H32ZM60 66H61V65H60ZM60 66H59V67H60ZM65 66H66V65H65ZM77 66H78V65H77ZM87 66L89 67L88 64H87ZM104 66L106 67L107 65H104ZM125 66H126V65H125ZM156 66H157V67H156ZM168 66L170 67V65H168ZM176 66H177V65H176ZM176 66H175V68H176ZM181 66H182V65H181ZM181 66H179L180 68H178V67H177L176 69L173 68V69L176 70V75H177V73H179V72H177L178 69L182 70V69H181ZM207 66H206V67H207ZM33 67H34V66H33ZM38 67H39V66H38ZM41 67H42V66H41ZM75 67H76V65H75ZM81 67H82V66H81ZM95 67L97 68V66H95ZM99 67L101 68V65H100ZM107 67H108V66H107ZM113 67H114V66H113ZM130 67H132V69H130ZM171 67H170V69L172 70ZM182 67H183V66H182ZM254 67H255V68H254ZM36 68H37V66H36ZM47 68H48V67H47ZM71 68H72V67H71ZM93 68H94V67H93ZM128 68H129V69H128ZM140 68H141V67H140ZM164 68H165V67H164ZM164 68H163V66L161 67L162 71H164ZM184 68H185V67H184ZM193 68H192V70H193V74H194L196 71H194ZM207 68H208V67H207ZM212 68H213V69H212ZM62 69H63V68H62ZM66 69H67V68H66ZM66 69H64V71H65ZM69 69H70V68H69ZM101 69H102V68H101ZM108 69H109V68H108ZM111 69H112V68H111ZM115 69H116V68H115ZM134 69H135V70H134ZM136 69H137V70H136ZM156 69H157V70H156ZM170 69H169V70H170ZM188 69H189V68H188ZM217 69H218V70L215 72L216 74H217L218 71H219V68H217ZM26 70H27V67H26ZM31 70L33 71L34 69L32 68ZM60 70H61V67H60ZM76 70H77V69H76ZM87 70H89V69H87ZM90 70H91V69H90ZM92 70L95 71V70H97V69H95V70L92 69ZM98 70H99V69H98ZM102 70H105V69H102ZM116 70H118V68H117ZM116 70H115V71H116ZM165 70H166V69H165ZM167 70H168V68H167ZM169 70H168V71H164V72H165V73H166V72H170L171 70H170V71H169ZM186 70H187V68H186ZM202 70H203V69H202ZM202 70H201V71H202ZM47 71H48V70H47ZM58 71H59V70H58ZM61 71H62V70H61ZM61 71H60V72H61ZM74 71H75V70H74ZM141 71H143V69H141ZM173 71H174V70H173ZM189 71H190V72H189ZM189 71H188L189 74L192 75L191 70H189ZM260 71H261V72H260ZM33 72H34V74H35V71H33ZM56 72H57V71H56ZM68 72H70V71H68ZM75 72H76V71H75ZM101 72H102V71H101ZM106 72H108V71H106ZM116 72H117V71H116ZM124 72H125V71H123V74L125 75ZM184 72H185V71H184ZM184 72H183V71L180 72V73H182V76H183V73H184ZM210 72L208 71V73H210ZM90 73H91V72H90ZM96 73H97V72H96ZM134 73H135V75H134ZM158 73H157V74H158ZM160 73H161L163 76H165V77L167 78V76H168L167 74L162 73V72H160ZM174 73H175V72H174ZM186 73H187V72H185L184 74H186ZM198 73H200V72L198 71ZM198 73H197V74H198ZM202 73H203V72H202ZM206 73H207V72H206ZM213 73H214V72H212V74H213ZM25 74H26V73H25ZM37 74H38V73H37ZM49 74H50V72H49ZM59 74H60V73H59ZM64 74H65V73H64ZM64 74H63V75H64ZM74 74H75V73H74ZM74 74H73V75H74ZM87 74H88V73H87ZM92 74H93V73H92ZM92 74H91V75H92ZM99 74H100V73H99ZM105 74H106V73H105ZM115 74H116V73H115ZM157 74L155 75V77L157 76ZM171 74H173V73H171ZM171 74H170V76H171ZM187 74H188V73H187ZM189 74H188V75H189ZM218 74H219V73H218ZM31 75H32V74H31ZM38 75H39V74H38ZM65 75H68V74H65ZM91 75H90L89 77H92ZM94 75H96V74H94ZM100 75H102V73H101ZM106 75H107V74H106ZM124 75H121V76H124ZM127 75H128V74H127ZM132 75H133V76H132ZM173 75H174V74H173ZM195 75H196V74H195ZM203 75H204V73H203ZM208 75H209V74H208ZM210 75H211V73H210ZM213 75H214V74H213ZM36 76H37V75H36ZM50 76H51V75H50ZM68 76H69V75H68ZM68 76H66V77H68ZM82 76H84V75H82ZM85 76H86V75H85ZM112 76H113V75H112ZM112 76H111V77H112ZM139 76H140V74H139ZM152 76H154V75H152ZM211 76H212V75H211ZM211 76H210V77H211ZM263 76H264V74L261 75L262 78H264ZM37 77H38V76H37ZM46 77H47V76H46ZM105 77H106V76H105ZM114 77H115V76H114ZM126 77H127V76H126ZM140 77L143 78V76H140ZM145 77H146V78H143V82L147 83V81H148V80H146V79H147V76H145ZM155 77H154V78H155ZM165 77H164V79H165V81H166V78H165ZM176 77H178V75H177ZM176 77H175V79H177ZM179 77H180V76H179ZM179 77H178V78H179ZM186 77H187V75H186ZM186 77L183 79V81H185V80H186L187 82L190 81L189 79L187 80ZM192 77H193V75H192ZM212 77H213V76H212ZM212 77H211V78H208V77H207V80H208V79H212ZM215 77H216V76H215ZM27 78H28V77H27ZM47 78H48V77H47ZM54 78H55V77H54ZM63 78H64V77H63ZM69 78H72V76L69 77ZM73 78H75V77H73ZM76 78H77V77H76ZM82 78H83V77H81V79H82ZM121 78H122V77H121ZM124 78H125V77H124ZM124 78H123V79H124ZM127 78H128V77H127ZM127 78H126V79H127ZM135 78H136V76H135ZM169 78H170V77H169ZM198 78H199V76H198ZM255 78L259 79V76H258V77L255 76ZM40 79H41V76H40ZM42 79H43V78H42ZM48 79H49V78H48ZM83 79H84V78H83ZM106 79H107V77H106ZM152 79H153V78H152ZM173 79H174V78H171V80H169V81L166 82V83H165V81H163L164 83H160V82L162 81V80H160L159 83H160V85L162 84V86H160V87L158 86L159 83L156 82V78H155V82H156V83H154V80H149V81H148V84H149V87H150L149 89H150V90H148V91H147V86L142 85V87H143V86H144V87L141 88V85H139V86H140V87H138V88H139V92H140L141 90H142L141 92L144 93V94H147V92H148L149 94L146 95L147 97H146V96H144V97H145V98H148V97L150 98L149 100L147 99V100H148V103H150V104H148V106L145 105L146 108L144 107V110H143V109H141V110L145 111V109H146V111H147V109L149 108V109H151V111H150L151 113L149 112L150 114L153 113L152 111L156 112V111L158 110L157 114L159 113V111H161V114H160V115L164 116L163 114L167 113V115H168L167 117H169V116L171 117V115H172L171 113H173V112H171V113H170L171 115H169V113H168V112H165V111H166V110L168 111V110H170V109L172 110L174 107H175L176 109L179 108V107H181V106L178 105L177 100L179 101V103H181V104L183 105L182 102H184V101H183L184 99L182 100L181 98L184 97V93H185V94L187 93L186 88L188 89V87L186 86V87L182 88V90H180L181 84H182L183 86H185L184 84H186V82H183V81H182V82L184 83V84H183V83L180 82V81H181V79H180V80H179L180 84H178V81H177V84L180 85V86H179V89H178V87H177L178 85H177V86L175 85V87L178 89L177 91L179 92V90H180V92H179V93L177 92V93L180 95V93L184 91V92H183V96H182V94H181V98L178 97L177 93H175V92H176V88L173 87V84H176L175 79H174V80H173ZM199 79H200V78H199ZM221 79H222V80H221ZM64 80H65V79H64ZM100 80H101V79H100ZM131 80H130V81H131ZM167 80H168V79H167ZM201 80H203V79H201ZM201 80H200V81H201ZM259 80H261V79H259ZM71 81H72V80H71ZM77 81H79V78L77 79ZM115 81H116V80H115ZM128 81H129V78H128ZM132 81H134V79H133ZM170 81H171V82L173 81L174 83H173V84H171V83L168 84ZM205 81H206V80H205ZM222 81H223V82H222ZM254 81H255V80H254ZM256 81H257V80H256ZM82 82H83V81H82ZM97 82H98V81H97ZM102 82H103V80H102ZM119 82H120V81H119ZM141 82H142V81H141ZM193 82H194V81H191L192 84H193ZM67 83H68V82H67ZM71 83H72V82H71ZM80 83H81V82H80ZM80 83H79V85H78L79 87H80V85H81ZM88 83H89V82H88ZM92 83H93V82H92ZM94 83H95V82H94ZM94 83H93V84H94ZM107 83H108V82H107ZM120 83H121V82H120ZM195 83H196V81H195ZM206 83H207V82H206ZM123 84H124V83H123ZM132 84H133V83H132ZM132 84H131V85H132ZM140 84H141V83H140ZM112 85H113V84H112ZM115 85H117V82L115 83ZM115 85H114V86H115ZM124 85H125V84H124ZM133 85H134V84H133ZM187 85H189V86L191 87V84H190V83L187 84ZM196 85H197V84H195V86H196ZM45 86H46V85H45ZM114 86H113V87H114ZM118 86L120 87L121 85L118 84V85L116 86L118 89H121V88H122V87L119 88ZM137 86H138V85H137ZM195 86H194V87H195ZM211 86H212V85H211ZM54 87H55V86H54ZM84 87H85V86H84ZM103 87H104V89H105V85H104ZM103 87H102V88H103ZM126 87H127V86H126ZM190 87H189V88H190ZM40 88H41V87H40ZM81 88H82V87H81ZM102 88H101V90H102ZM196 88H197V86H196ZM211 88H212V87H211ZM256 88H259V89H258L259 91L263 89V91H262V92H263V95H260L261 92H260V93L258 92L259 94L255 93V89H256ZM260 88H261V89H260ZM34 89H36V88H34ZM85 89H86V88H85ZM106 89H107V87H106ZM106 89H105V90H106ZM115 89H116V88H115ZM118 89H117V90H118ZM183 89H184V90H183ZM206 89H208V88H206ZM80 90H81V89H80ZM105 90H104V91H105ZM123 90H124V87H123ZM123 90H122V91H123ZM188 90H189V89H188ZM212 90H213V89H212ZM112 91H114V90H112ZM122 91H121V92H122ZM198 91H197V92H198ZM205 91H206V90H205ZM59 92H60V91H59ZM109 92H111V90H109ZM109 92H108V94H109ZM118 92H119V91H118ZM123 92L125 93V91H123ZM123 92H122V93H123ZM128 92H129V91H128ZM212 92H213V93H212ZM35 93H36V91H35ZM37 93H38V92H37ZM70 93H71V92H70ZM101 93H102V92H101ZM105 93H106V91H105ZM124 93H123V94H124ZM198 93H199V92H198ZM198 93H197V94H198ZM39 94H40V93H39ZM54 94H55V93H54ZM113 94H116V91H115V93H112V95H113ZM123 94H122V96H123V100L125 101L124 96H126V95H123ZM125 94H128V93L126 92ZM129 94L131 95V93H129ZM129 94H128V96H129ZM144 94H142V95H144ZM190 94H188V96H187V94H186L187 98H186V97H185V98H186L187 100L191 98V97H190V96H191ZM195 94H196V93H195ZM203 94H204V95H203ZM206 94H207V95H206ZM208 94H210V96H208ZM253 94H254V95H253ZM261 94H262V93H261ZM104 95H105V94H104ZM112 95H110V96H112ZM120 95H121V93H118V97H119ZM142 95H141V96H142ZM189 95H190V96H189ZM258 95H259V96H258ZM41 96H42V95H41ZM56 96H57V95H56ZM60 96H61V95H60ZM90 96H91V95H90ZM98 96H99V95H98ZM98 96H97V98H98ZM106 96H107V95H106ZM113 96H115V95H113ZM113 96H112V97H113ZM139 96H140V95H139ZM206 96H208V97H206ZM42 97H44V96H42ZM53 97H54V96H53ZM57 97H58V96H57ZM57 97H56V99H57ZM62 97H63V96H62ZM64 97H65V96H64ZM93 97H94V96H93ZM116 97H117V96H115V98H116ZM228 97H229V99H228L229 101L226 100ZM78 98H79V97H78ZM82 98H83V97H82ZM91 98H92V97H91ZM107 98H109V97H107ZM120 98H122V97H120ZM131 98H133V97H131ZM140 98H141V97H140ZM140 98H139V99H140ZM142 98H143V97H142ZM179 98L181 99V101L179 100ZM54 99H55V98H54ZM84 99H86V98H84ZM111 99H112V98H111ZM186 99H185V102H186V103H189L188 101L191 102V100H188V101H187ZM235 99H236V100H235ZM238 99H239V100H238ZM240 99H243V100L245 101L246 106H245V103H243L242 105H244V106L241 105V106L243 107V109H241V110H240V108H239V110H238L237 108L234 109L235 106L237 107V105H235L234 100L236 101V104H239V103L241 104L243 100L240 101ZM80 100H81V98H80ZM140 100H141V99H140ZM143 100L145 101V103H147L145 99H143ZM143 100H142V101H143ZM214 100L217 101V103H215L214 105L217 104L219 107L216 105L217 108H216V107H213V109H212V106H213L212 104H213V103H212L211 101H214ZM224 100H226V102L228 101V103H226V105H225ZM39 101H40V100H39ZM53 101H54V100H53ZM77 101H78V100H77ZM91 101H92V100H91ZM93 101H94V100H93ZM97 101H99V100H97ZM100 101H101V100H100ZM118 101H119V100H118ZM144 101H143V102H144ZM149 101H150V102H149ZM192 101H193V100H192ZM218 101H219V102H218ZM37 102H38V101H37ZM40 102H41V101H40ZM64 102H65V101H64ZM70 102H71V101H70ZM74 102H75V101H74ZM95 102H96V101H95ZM107 102H108V101H107ZM114 102H115V101H114ZM143 102H142V104H143ZM194 102H195V101H194ZM232 102H233V103H232ZM237 102H238V103H237ZM54 103H55V102H54ZM100 103H101V102H100ZM220 103H221V105H219ZM82 104H83V103H82ZM130 104H131V106H132V103H130ZM130 104H129V105H130ZM142 104L140 105V107L144 106V105H142ZM163 104H164V107L166 108V110H165V109L163 110V108H162V110H163V113H162L161 107H162ZM181 104H180V105H181ZM197 104H199V103H197ZM223 104H224L225 106H223ZM55 105H56V104H55ZM58 105H61V103L58 104ZM65 105H66V104H65ZM91 105H92V104H91ZM95 105H96V104H95ZM135 105H136V104H135ZM149 105H150V107H149ZM233 105H235V106H233ZM39 106H40V105H39ZM39 106H38V107H39ZM61 106H62V105H61ZM63 106H64V105H63ZM84 106H85V105H84ZM87 106H88V105H86V107H87ZM92 106H93V105H92ZM96 106H97V105H96ZM184 106H185V105H184ZM196 106H197V105H196ZM226 106H227L228 108H229V107H231V108L233 107L232 110L234 111V113H235V111H236L235 116L231 115V114L228 112V110H229L230 108L228 109ZM88 107H89V106H88ZM88 107H87V108H88ZM105 107H106V106H105ZM107 107H108V106H107ZM147 107H148V108H147ZM225 107H226V109H227V111L225 110L226 112H225V111H222V110H224ZM54 108H55V107H54ZM58 108H59V107H58ZM71 108H72V106H71ZM135 108H136V107H134V109H135ZM137 108H139V107H137ZM187 108H188V107H187ZM187 108H186V109H187ZM189 108H190V107H189ZM194 108H195V107H194ZM219 108H220V109H219ZM222 108H223V109H222ZM85 109H86V108H85ZM85 109H84V111H86ZM88 109H89V108H88ZM119 109H121V108H119ZM119 109H118V108L116 109V110H118V112H117V113H114V116H115L116 114H117L118 117L120 116V114H121V116H122V112H123V111L121 112ZM128 109H129V108H128ZM131 109H133V108H131ZM131 109H130V111H131ZM134 109H133V111H134ZM159 109H160V110H159ZM182 109H183V106H182ZM186 109H185V110H186ZM197 109H198V108H197ZM197 109H195V111H197ZM38 110H40V112H41V109H40V108H39ZM65 110H67V109H65ZM77 110H78V109H77ZM92 110H93V108L91 109V112H92ZM113 110H114V109H113ZM116 110H115L114 112H116ZM123 110H125V109H123ZM138 110H139V112H141L140 109H138ZM138 110H137V111H138ZM198 110H199V109H198ZM67 111H68V110H67ZM67 111H66V112H67ZM75 111H76V110H75ZM87 111H88V110H87ZM119 111H120L121 113H120ZM133 111H132V113H135V111H134V112H133ZM146 111H145V112H146ZM179 111H180V110L178 109V113H176L178 116L176 115V118L179 117L180 114H181V115H182V114H185L184 116H182V117H183V120H182L183 123L180 124V125H178V123H180V122H179V121L175 122V121H176V120H175V117H174V116H175V112H174V114L172 115V118H173L175 121H174L173 119H171L172 122H175V124L177 123V125H176V128H177V129H176V130H177L176 133H177V135H178V134L180 135V139H179V141H180V140H183V135H185V134H186V136H189V137H190L192 134L194 135V136L192 135V137H195V133H196V135H198L199 133H198L197 130H199V128L196 126L197 124H195V126H196L197 128H195L194 125H191V120H192L191 115H190V114H187L186 112H185V113H181V112L179 113ZM195 111L192 110V112H195ZM207 111H209V112H211V113H209V112H207ZM64 112H65V111H64ZM69 112H70V110H69ZM77 112H78V111H77ZM107 112H108V111H107ZM107 112H106V114H107ZM109 112H110V110H109ZM139 112H136V114L140 116V114H138ZM145 112H144V114H146ZM164 112H165V113H164ZM176 112H177V110H176ZM187 112H188V110H187ZM223 112H224L225 114H224ZM227 112L229 113V115H231V116H229V118L226 117V114H228ZM60 113H61V112H60ZM62 113H63V112H62ZM62 113H61V114H62ZM85 113H86V112H85ZM87 113H88V112H87ZM93 113H94V111H93ZM97 113H98V112H97ZM100 113H101V112H100ZM103 113H105V112H103ZM124 113H125V112H123V114H124ZM142 113H143V112H141V117H140L141 119H143V118H142ZM149 113H147V114L149 115ZM208 113H209V114H208ZM61 114H60V115H61ZM63 114H64V113H63ZM65 114H66V113H65ZM70 114H71V113H70ZM80 114H81V113H80ZM80 114H78V115H80ZM128 114L130 115L131 113L129 112ZM144 114H143V115H144ZM206 114H208V118L206 117ZM87 115H88V114H87ZM94 115H95V114H94ZM99 115H100V114H99ZM104 115H105V114H104ZM153 115H154V114H153ZM158 115H159V114H158ZM160 115H159V116H160ZM211 115H212V117H211ZM214 115H215V116H214ZM64 116H65V115H64ZM66 116H70V115L66 114ZM91 116H92V114H91ZM121 116H120V117H121ZM123 116H124V115H123ZM133 116L135 117L136 115L133 114ZM145 116H146V115H145ZM150 116H151V115H150ZM154 116H155V115H154ZM159 116H158V118H153V121H154V119H155V121H157L156 119H159V120H160ZM162 116H161V119L163 118ZM165 116H166V115H165ZM209 116H210V117H209ZM54 117H55V115H54ZM54 117H53V118H54ZM59 117H60V116H59ZM61 117H62V116H61ZM89 117H90V115H89ZM101 117H102V116H101ZM103 117H104V116H103ZM106 117H108V116H106ZM115 117H116V116H115ZM118 117H117V118H118ZM125 117H126V116H125ZM136 117H138V116H136ZM147 117H148V116H146L145 119H146ZM56 118H57V117H56ZM67 118H68V117H67ZM95 118H96V117H95ZM97 118H98V117H97ZM97 118H96L94 121H92V123H94L93 125L96 124V123H95L96 120H99V119H97ZM113 118H114V117H113ZM117 118H116V120H117ZM121 118H124V117H121ZM179 118H180V117H179ZM213 118H212V121H214ZM216 118H215V119H216ZM51 119H52V118H51ZM58 119H59V118H58ZM70 119L73 120V118H70ZM85 119H86V118H85ZM85 119H84V120H85ZM119 119H120V118H119ZM119 119H118V121H119ZM132 119H133V117H132ZM164 119H165V121H164ZM180 119H181V118H180ZM219 119H218V120H219ZM222 119H223V120H222ZM68 120H69V119H68ZM68 120H67V121H68ZM87 120H88V122L90 121L89 118H88ZM92 120H93V119H92ZM100 120H102V119H100ZM104 120H105V119L103 118L102 121H104ZM110 120H111V119H110ZM114 120H115V119H113V121H114ZM134 120H135V119H134ZM168 120H169V118H165V117H164L163 120H162V122L165 123V122L168 121ZM218 120H216V122H217ZM65 121H66V120H65ZM108 121H109V120H108ZM142 121H143V120H142ZM171 121H168V122H170V123H169V124H166V127L168 126L167 128H169V125H170V126L173 127V129H175L174 123H173V125H171V124H172ZM204 121H203V122H204ZM208 121H209V120H208ZM210 121H211V119H210ZM223 121H225L224 124H223ZM70 122H71V124H72V121H70ZM81 122H82V121H81ZM98 122H99V121H98ZM98 122H97V124L95 125L96 127H97L98 124L100 123V122H99V123H98ZM104 122H105V121H104ZM104 122H103V123H104ZM114 122H115V123L111 125L112 127L110 126L111 128H113V125H115V124L117 123V121H114ZM162 122H160V123H162ZM168 122H166V123H168ZM9 123H10V122H9ZM48 123H49V122H48ZM92 123H91V125H92ZM103 123H102V124H103ZM192 123H193V122H192ZM211 123H212V122H211ZM218 123H219V122H218ZM59 124H60V122L58 123V127H59ZM61 124H62V123H61ZM71 124H70V125H71ZM82 124H83V123H82ZM84 124H85V122H84ZM154 124H156V122H154ZM158 124H159V123L157 122V125H156V126H158ZM193 124H194V123H193ZM204 124H206V123L204 122ZM204 124H203V125H204ZM216 124H217V123H216ZM48 125H49V124H48ZM66 125H67V124H66ZM93 125H92V126H93ZM116 125H117V124H116ZM56 126H57V124H56ZM88 126H89V125H88ZM92 126H91V127H92ZM103 126H104V124H103ZM120 126H121V125H120ZM146 126H149V128H150V124H149V125H146ZM156 126H155V128H156ZM160 126H162V124H160ZM164 126H165V124H164ZM180 126H181V127H180ZM186 126H187V127L189 126L188 129H190V130L186 129V128H187ZM205 126H207V124H206ZM215 126H216V128H217L218 124H217V125H214V123H213L214 130H216ZM60 127H61V126H60ZM63 127H64V125H63ZM67 127H68V126H67ZM69 127H71V126H69ZM82 127H83V126H82ZM84 127H85V126H84ZM98 127H101V126L99 125ZM98 127H97V128H98ZM166 127H162V130H163L164 128H165L164 130H166ZM203 127H204V126H203ZM213 127H212V130H213ZM232 127H233V128H232ZM54 128H55V127H54ZM88 128H89V127H88ZM108 128H109V127H108ZM111 128H109V129L111 130ZM117 128H119V127H117ZM120 128L122 129V126H121ZM131 128H132V130H134L133 127H131ZM153 128H154V127H153ZM194 128H195V131H196V132L194 131V133H192ZM206 128H207V127H206ZM210 128H211V124H210ZM52 129H53V127H52ZM62 129H63V128H61V130H62ZM82 129H83V128H82ZM123 129H124V128H123ZM147 129H148V127H147ZM147 129H146V128H143L141 131H139V129H138V131H137V128H136L133 132L137 131V133L139 132V134H140L139 136H141V135H142L141 133L147 131ZM231 129H233L234 131H232ZM80 130H81V129H80ZM80 130H79V131H80ZM83 130H84V129H83ZM117 130H118V131H117ZM124 130L126 131V132H125L126 134H127L128 132H130V131H129V127H128V128L126 127ZM124 130H123V131H124ZM144 130H145V131H144ZM149 130H151V129H149ZM152 130H153V132H154V129H152ZM152 130H151V131H152ZM157 130H158V128L155 129V131H157ZM205 130H206V135H205V136H207V135H208V137L211 136V133H212V132L210 131L211 133H209L208 129H205ZM56 131H57V130H56ZM95 131H97V129H95ZM98 131H99V130H98ZM101 131H102V129H101ZM111 131H112V130H111ZM114 131H117V132H115V134L118 133V135H119V137L117 136V138H120V139L123 138V137L120 136L121 133H122L123 131H119V129H116V130H114ZM160 131H161V130H160ZM166 131H167V134H168L169 132H171V129H169V132H168V130H166ZM207 131H208V134H207ZM220 131H222L221 134L219 133ZM77 132H78V131H77ZM86 132H87V131H86ZM92 132H93V131H92ZM99 132H100V131H99ZM102 132H103V131H102ZM120 132H121V133H120ZM163 132H165V131H163ZM172 132H173V131H172ZM199 132H200V130H199ZM223 132H224V133H223ZM240 132H241V133H240ZM242 132H243L244 134H243ZM79 133H80V132H79ZM96 133H97V132H96ZM96 133H95V134H96ZM103 133H105V132H103ZM113 133H114V132H113ZM119 133H120V134H119ZM155 133H156V132H155ZM159 133H160V132H159ZM161 133H162V132H161ZM174 133H175V131H174ZM197 133H198V134H197ZM222 133H223V134H222ZM58 134H59V132H58ZM85 134H86V133H84V135H85ZM105 134H106V133H105ZM105 134H103V135L105 136ZM107 134H108V133H107ZM109 134H110V133H109ZM128 134L130 135V133H128ZM134 134L136 135V133H134ZM156 134H157V133H156ZM156 134L153 135L155 140H156V138H157V135H156ZM165 134H166V132H165ZM165 134L163 133V135H165ZM169 134H171V133H169ZM229 134H230V135H229ZM103 135H102L101 137L104 138ZM110 135H112V133H111ZM116 135H117V134H116ZM129 135H128V137H129ZM143 135L145 136V135H146V132H145ZM143 135H142L140 138H138V139H137V137H138V135H137V136L135 137V141H134L133 143L130 142L131 144L128 145L129 147H127V145L124 143V144L126 145V147H127V148H126V147H125V148L128 149L127 151H129V152L132 151V152H134V153H135V152L137 153L139 148H143L142 151L144 152V154H145V151H147V153H150V152H148L149 149H147L148 147H146V145H145V147H143V146L141 147V141H142L141 138H143ZM158 135H160V134H158ZM161 135H162V134H161ZM202 135H203V134H202ZM214 135H212V137H213ZM235 135H236V136H235ZM76 136H78V134L75 135V137H76ZM80 136H82V134H81ZM93 136H94V135H93ZM96 136H98V135H96ZM132 136H133V134H132ZM151 136H152V135H151ZM155 136H156V138H155ZM166 136H167V135H166ZM198 136H199V135H198ZM205 136L203 135V137H205ZM222 136H223V137H222ZM248 136L250 137V141H249ZM86 137H87V136H86ZM124 137H125V135H124ZM148 137L150 138V135H149ZM148 137L145 136L143 139H147ZM167 137H170V135L167 136ZM174 137H175V136H174ZM200 137H202L201 134H200V136H199L198 138H200ZM208 137H207V138H208ZM212 137H211V139L209 138L210 140L207 141L208 143H210V141H211L212 139H213V141H214V140H217V141H218V139H215V137H214V138H212ZM97 138H99V137H97ZM107 138H108V135H107ZM110 138H111V137H109V139H110ZM113 138H114V137H113ZM113 138H112V139H113ZM149 138H148V141H149V142H151L152 140L154 141V139H152L153 137L151 138V141L149 140ZM159 138H162V136H161V137L159 136ZM163 138H165V137H163ZM171 138L173 139V137H171ZM207 138L205 137L206 140H207ZM222 138H223V139H222ZM73 139H74V138H73ZM76 139H79V138H76ZM86 139H88V138H86ZM86 139H85V140H86ZM93 139H94V138H93ZM93 139H92V140H93ZM126 139H127V137H125V140H126ZM131 139H132V138H131ZM140 139H141V141H140ZM166 139L169 140V138H166ZM166 139H165V141H166ZM186 139H187V137H186ZM243 139H242V140H243ZM92 140H90V141L92 142ZM94 140L97 141V139H94ZM98 140H99V139H98ZM103 140H104V139H103ZM117 140H118V139H117ZM122 140H123V139H122ZM127 140H128V139H127ZM127 140H126V141H127ZM158 140H159V141H158ZM160 140H162V139H157L158 142H160ZM170 140H171V139H170ZM187 140H191V138H189V139H187ZM194 140H195V138H194ZM194 140H192V141H193L194 143L196 142V143H195L196 145H194L196 151H195L194 149H193V150H194V153L196 152V154H192L193 152L191 153L190 150H189V151H190L191 154L189 153V151H187V153H186L185 151H186L187 149H185L184 151H183V149H182L181 151H183V152L186 153V154L184 153L185 156L182 155V154H178V155L175 154V155H176V158H177V156H178L177 160H180V159H181V160H180V161H176V162H174V163L177 164V163L179 162L180 165L182 166V165H183V164H181L182 161H186V162H187V160H189L188 158H186L187 155H188V153L190 154V156L194 155L192 158L195 159V161H198V162L203 161V164L200 162V164L198 163L199 165H203V166L205 165V166H207L208 169L211 171V173H209V171H208V173L211 174V175L214 174V177H212V178H216V179H218V180L220 181V177H223V175L226 174V176L229 177L228 179L231 180V182H230L229 180L225 179V178H227L226 176H224V178H222V179L227 180V182L229 181V182L231 183L230 185L233 184V187L235 188V189L232 188L231 190L229 189V190L231 191V193H230L229 190L227 189L228 187H230L229 185H227L228 183L226 184L227 186H225V188H224V186H222V185H221L220 189H219V188H218V189L215 188L216 190H218V191L220 190V191L222 192V193H221V192H219V193L217 192V194H220V193L223 194V192H224L226 189L228 190L227 193H229V194L227 195V194H225V192H224V194L221 195L222 198H220V196H217V195H216V196H217L218 198L214 196L215 198H214L213 200L215 201V199H217L216 202L212 201V198H213V197L210 198L211 202H209V203H211V205L214 203V204L212 205V207H211L212 210H213V209H216V210H217V209H218V210L221 209V211H222L223 208H221V207H222L225 203H227V202H225V200H226L227 198L230 199L231 197H229V195L232 196V194H233L234 196H236V195L238 196L239 193H240L238 190H240L241 193H240V195H239L238 197L236 196V197L238 198V199H237V202L235 201L236 199L231 198V200H234V203H236L235 205H236L237 207H241V206H245V205L247 206L248 204H250V206H252V207H253V205H257L258 208H261V207L263 208V207H264V197H263V196H264V168L261 169V167L264 165V160L261 159V157L263 158V156L259 157L261 160H263V161L259 160V161H261L262 164H263V165H261V167H260V164H261V163H258V164H259V165H258V164L256 163V161H253L252 163H250V162H247V161H245L244 159H242V158H240V157H239V158L242 159V160H240V159H238V160L232 159L233 157L231 158V157H229L226 153H224V151H225V150H224L225 148H224V146H223L224 144L220 146V144H221L220 141H218V142L216 141L217 143L215 142V144H217V146H218V143H220L218 147H219V148H223V151H220V150H222V149L219 150L218 147H217L214 143H212L213 141H211L212 145L214 144V145H213V148H214V146H215V149H216V147H217V149L219 150V152L215 151V152H217V153L212 154V151H210L211 154H209V153H207V148H208V146H210L211 144H208V143L206 144V142H205V140H204L203 138H201V140H203V141H201V140L199 141V140H197V139H196L195 141H194ZM77 141H78V140H77ZM118 141H119V140H118ZM123 141H124V140H123ZM123 141H122V142L120 141V142H121V145H122ZM129 141H130V140H128L127 142L129 143ZM148 141L145 140L146 144H147ZM165 141H161V142L166 143ZM171 141H172V140H171ZM176 141H177V139H176ZM176 141H175L174 144H176ZM244 141H245L244 145H246L247 141H246V140H243V142H244ZM9 142H11V141H9ZM91 142H90V143H91ZM112 142H113V140L111 141V143H112ZM120 142H119V143H120ZM124 142H125V141H124ZM149 142H148V143H149ZM154 142H155V141H154ZM154 142H153V143L151 142L150 144H154V145H155ZM169 142H170V141H169ZM169 142H167V143H169ZM180 142H181V141H180ZM197 142H199V143H197ZM223 142H224V141H223ZM225 142H226V141H225ZM225 142H224V143H225ZM243 142H242V144H243ZM84 143H85V142H84ZM86 143H87V142H86ZM114 143H115V142L112 143V146H113V145H116V143H115V144H114ZM128 143H127V144H128ZM143 143H144V142H143ZM143 143H142V144H143ZM164 143H162V144L164 145ZM190 143H191V141H190ZM0 144H1V143H0ZM73 144H74V143H73ZM75 144L77 145V143H75ZM75 144H74V145H75ZM87 144H88V143H87ZM91 144H92V143H91ZM93 144H94V143H93ZM93 144H92V146H93ZM96 144H97V146H98V145L100 144V141H99V144H98V143H96ZM157 144H158V143H156V146H157ZM160 144H161V143H160ZM171 144H172V145H171ZM171 144H167V145H171V146H173V142H172ZM179 144H180V143H178V146H180ZM251 144H252V142H250V143L247 144V145L250 147ZM254 144H255V143H254ZM76 145H75V146H76ZM89 145H90V144H89ZM94 145H95V144H94ZM107 145H108V148L112 147L109 143H107ZM148 145H149V144H148ZM148 145H147V146H148ZM154 145H153V146H154ZM192 145H193V144H192ZM206 145H208L207 148H206ZM212 145H211V146H212ZM225 145H226V143H225ZM236 145H233V148H235L234 151L239 150V149H240L239 145H241V144L237 145L239 148H238V147H234V146H236ZM244 145H243V146H244ZM63 146H64V145H63ZM66 146H67V145H66ZM79 146H80V145H79ZM83 146H84V145H83ZM86 146H87V145H86ZM86 146H85V147H86ZM97 146L94 147V148H97ZM118 146H119V145H118ZM122 146H124V145H122ZM153 146H152V148L155 147V146H154V147H153ZM158 146H159V144H158ZM161 146H162V145H161ZM161 146H160V147H161ZM222 146H223V147H222ZM226 146H227V145H226ZM102 147H104V146L102 145L101 148L99 147L98 149H102ZM162 147H163V146H162ZM180 147H181V146H180ZM180 147H179V149H180ZM231 147H232V145H231ZM249 147L246 146V148H249ZM65 148H66V147H65ZM71 148H72V147H70L69 149L71 150ZM89 148H90V147H89ZM112 148H113V147H112ZM119 148L122 149L121 147H119ZM119 148H118V149H119ZM125 148H124V149H125ZM145 148H146L147 150H146ZM156 148H157V150H158V152H159L158 147H156ZM168 148H171V147L169 146ZM233 148H232V149H233ZM237 148H238V149H237ZM2 149H3V148H2ZM58 149H59V148H58ZM58 149H57V150H58ZM85 149H86V148H85ZM120 149H119V150H120ZM124 149H123V150H124ZM166 149H167V148H166ZM171 149H172V148H171ZM189 149H190V148H189ZM191 149H192V148H191ZM217 149H216V150H217ZM5 150H7V149H5ZM65 150H66V149H65ZM72 150H73V149H72ZM86 150L89 151L88 149H86ZM95 150H96V149H95ZM103 150H105V149H103ZM106 150H107V149H106ZM106 150H105V151H106ZM123 150H122V151H123ZM144 150H145V151H144ZM150 150H153V149H150ZM160 150H161V149H160ZM163 150H165L164 147H163ZM176 150H177L176 148H175V150L172 149V153H173L174 151H176ZM243 150H244V149H243V147H242V148H241V151H243ZM246 150H247V149H246ZM249 150H250V149H249ZM249 150H248V151H249ZM8 151H11V150H8ZM59 151H61V150H59ZM92 151H93V150H92ZM105 151H104V152H105ZM122 151H120V152H122ZM124 151H125V150H124ZM142 151L139 152L138 154L141 153L140 155H142ZM166 151H167V150H165L164 156H166V155H165V154L167 153ZM177 151H178V153H183V152H181V151L179 152V150H177ZM229 151H233V150H231V148H230ZM239 151H240V150H239ZM250 151H251V150H250ZM68 152H69V150H68ZM68 152H67V153H68ZM96 152H97V150H96ZM96 152H95V153H96ZM106 152H108V151H106ZM113 152H114V151H113ZM129 152H127L126 154H128ZM153 152H157V151H153ZM158 152H157V153H158ZM168 152L170 153L171 150H168ZM0 153H1V152H0ZM57 153H58V152H56L55 154H57ZM64 153H65V152H64ZM122 153H123V152H122ZM147 153L145 154L146 156L148 155ZM176 153H177V152H176ZM229 153H232V152H229ZM237 153H238V152H237ZM240 153H242V152H240ZM240 153H239V154H240ZM243 153H245V152H243ZM68 154H69V153H68ZM92 154H93V153H92ZM108 154H109V153H108ZM111 154H112V153H111ZM118 154H119V153H118ZM123 154H125V153H123ZM129 154H131V153H129ZM138 154H136V155H138ZM158 154H159V153H158ZM170 154H171V153H170ZM34 155H35V154H34ZM63 155H64V154H63ZM65 155H66V153H65ZM69 155H70V154H69ZM69 155H68V156H69ZM94 155H95V154H94ZM96 155H97V154H96ZM99 155H100V154H99ZM115 155H116V154H115ZM120 155H121V153H120ZM120 155H119V156H120ZM167 155H168V153H167ZM180 155H181V156H180ZM210 155H211L212 157H209ZM35 156H36V155H35ZM44 156H45V155H44ZM75 156H76V155H75ZM103 156H104V155H103ZM117 156H118V155H117ZM119 156H118V159H120ZM127 156H129V155H127ZM127 156L123 157L124 159H122V161L120 160V161H121V164L123 163V160H124V161H127V162L129 161V159H128L129 157H127ZM143 156H144V155H143ZM157 156H158V155H157ZM161 156H163V154H162ZM164 156H163V157H164ZM168 156H169V155H168ZM168 156H166V157L168 158ZM179 156H180V158H179ZM0 157L2 158V156H0ZM13 157H14V156H13ZM38 157H39V156H38ZM38 157H37V159H39ZM46 157H47V156H46ZM70 157H71V156H70ZM92 157H93V156H92ZM97 157H98V156H95V158H97ZM100 157H101V156H99V158H100ZM107 157H108V156H107ZM113 157H114V155H113ZM126 157H127L128 160L126 159ZM134 157H135V156H134ZM134 157H133V156L130 157V158L133 159V161H132V159H131L130 162H132L134 165H136L137 161H136V158H134ZM138 157H139V156H138ZM141 157H142V156H141ZM158 157H159V160H160V158H161L160 155H159ZM158 157H157L156 159H153L154 161L151 160V162H152V164H153V163L156 161V162H155L156 165L161 166L162 163H161V165H160V162H161V161L158 162ZM163 157H162V161H163L165 164L168 163V162H169V161H167L168 159H165V161H164V160H163ZM166 157H165V158H166ZM1 158H0V159H1ZM64 158H65V156H64ZM66 158H67V157H66ZM83 158H84V157H83ZM121 158H122V157H121ZM143 158H145V157H143ZM147 158H148V157H146V159H147ZM152 158H154V157H152ZM176 158H175V160H176ZM192 158H190V160H192ZM14 159H15V158H14ZM102 159H103V158H102ZM106 159H107V158H106ZM109 159H110V158H109ZM114 159H116V157H115ZM125 159H126V160H125ZM134 159H135V160H134ZM138 159H139V158H138ZM148 159H149V158H148ZM2 160H3V159H2ZM49 160H50V159H49ZM67 160H68V159H67ZM95 160H97V159H95ZM103 160H104V159H103ZM251 160H252V159H250V161H251ZM253 160H254V159H253ZM256 160H257V159H256ZM3 161H4V160H3ZM35 161H36V160H35ZM50 161H51V160H50ZM59 161H62V160H58V162H59ZM105 161H108V160H105ZM111 161H113L112 158H111ZM115 161H116V160H115ZM135 161H136V162H135ZM172 161H174V160L172 159ZM193 161H194V160H192V162H193ZM240 161H241L242 163H241ZM243 161H244L245 163H244ZM5 162H6V161H5ZM55 162H56V161H55ZM62 162H63V161H62ZM94 162H95V161H94ZM99 162H100V161H99ZM130 162H129V163H130ZM134 162H135V163H134ZM186 162H185V164H186ZM190 162H191V161H190ZM246 162H247V164H246ZM257 162H258V161H257ZM2 163H3V162H2ZM33 163H34V162H33ZM50 163H51V162H50ZM63 163H64V162H63ZM67 163H69V162H67ZM67 163H66V164H67ZM78 163H79V162H78ZM105 163H106V162H105ZM115 163H117V162H115ZM125 163H126V162H125ZM125 163H124V165H126ZM129 163H128V164H129ZM142 163H143V162H142V161L140 162V160H139V165L142 164ZM147 163H148V164H147ZM149 163H150L149 161L146 162L145 164L143 163V167H145L144 165H146V166H147V168H146L147 170H148V167H150V169H151V167L154 168V169L156 168V165H154L155 163H154L153 165H150ZM157 163H158V164H157ZM171 163H172V162H171ZM182 163H183V162H182ZM253 163H254L255 166L253 165ZM51 164H52V163H51ZM61 164H62V163H61ZM93 164H94V163H93ZM98 164H99V163H98ZM185 164H184V165H185ZM190 164H191V163H190ZM192 164H193V163H192ZM195 164H197V162H196ZM195 164H194V166H195ZM245 164H246V165H245ZM248 164H249V165H248ZM250 164H251V165H250ZM69 165H70V164H69ZM95 165H96V164H95ZM115 165H116V164H114V166H115ZM119 165H120V163H119ZM139 165H138V166H139ZM171 165H172V164H169L168 167L171 168V167H172ZM187 165H188V162H187V164H186L185 166H186V167H189V165H188V166H187ZM256 165L259 166V169H258V170H256V167H257ZM40 166H41V165H40ZM91 166H93V165H91ZM96 166H97V165H96ZM117 166H118V165H117ZM130 166H131V163H130ZM130 166L126 167L127 169H125V167H124L123 169H125V170L127 171V173H129L128 168H130V171L132 170ZM140 166L142 167V165H140ZM170 166H171V167H170ZM185 166H182V169H185ZM194 166H193V167H194ZM196 166H197V165H196ZM196 166H195V167H196ZM203 166H201V167H203ZM205 166H204V167H205ZM249 166H250V168H249ZM63 167H65V166L63 165ZM82 167H83V166H82ZM97 167H98V166H97ZM134 167H135V166H134ZM157 167H158V166H157ZM164 167H166V166L164 165ZM195 167H194L193 169H192L191 167H189V168H191L192 170H194ZM253 167H254V168H253ZM41 168H42V167H41ZM54 168H55V167H54ZM54 168H53V169H54ZM106 168H107V167H106ZM136 168H137V166L135 167V170L137 171L138 169H136ZM138 168H139V167H138ZM162 168H163V167H161V169H162ZM196 168H198V170L200 169V167H198V166H197ZM205 168H206V167H205ZM205 168H202V169L205 170ZM221 168H223V169H221ZM13 169H14V168H13ZM13 169H12V170H13ZM72 169H73V168H72ZM102 169H103V168H102ZM109 169H110V168H109ZM142 169H143V168H142ZM154 169H151V171L154 170ZM158 169H160V168H159V167L156 168V170H158ZM161 169H160V170H161ZM163 169H164V168H163ZM165 169H166V168H165ZM186 169H188V168H186ZM191 169H189L188 171L186 170V171L189 173V175H188L187 173H185V176H186V177H187V175H188V177L191 175V173H190V171H192ZM12 170H11V171H12ZM107 170H108V169H107ZM147 170H146V171H147ZM196 170H197V169H196ZM198 170H197V171H198ZM200 170H201V169H200ZM204 170H203L204 173H202V171H200V174L202 173V175H203V174L206 175V174H205L206 172H205ZM2 171H4V170H2ZM110 171H111V170H110ZM123 171H124V170H123ZM138 171H139V173L141 172L140 170H138ZM138 171H137V172H138ZM146 171H145V172H146ZM149 171H150V170H149ZM149 171H148V172H149ZM171 171H172V174L175 173L176 177H175V180H172V179L170 178L169 182H170V181H175V182L178 183L177 180H179V178H181V179L179 180V181L181 182V184H180L181 186L179 185V183H178V184L176 183L177 185H179V186L176 185V186L178 187V188L176 187V190H178V193H179L180 191H181V192L179 193V195L176 194L177 192H176V190H175V188H174V187H175V184H174L175 182H172L173 184L170 182V184H169V183H167V182H168V181H167L166 183L169 184V185L166 184L168 187L166 188V186H165L164 188H165V189H168L169 186L171 185L173 188H172V187H170V188L174 189V190H173V193L175 192V195H177V196H180V195H181V197L174 196L173 194L170 195V193H168L170 190H171L170 192L172 193V189H170V188L168 189L169 191L164 190L163 192H165V194L168 193V194L170 195L169 197L174 196L173 200H172V198H171V199L169 198L170 200L168 199V200H169V202L167 201L168 205L171 204V205L173 206V204H174L173 202L176 201V200L174 201V199H177L176 202H178V199H181L182 196L187 197L186 195H188L187 198H189V194H191L190 192H189V194L187 193L186 195H184V192L187 191V190H185L184 188H185V187L188 188L189 185H191V186H189V187L197 186V185L200 186V187L197 186V187L195 188V190H194V187H192L193 189L191 188L192 192H194V193H195V192L197 193L196 190H198L199 188H200V190H202V189H201L202 185L198 184L197 182H196V185H195V183H194V184L192 183L193 185H192V184H189V182L192 181L191 178H193V177L190 176V177H191V178L189 177L190 180H189L188 177H187V179H185V177H184V179H185V181H184V179H182L183 176L181 175L182 172H181L180 170H179V171H176V169L174 170V168L172 167ZM174 171H176V172H174ZM194 171H195V170H194ZM206 171H207V170H206ZM51 172H52V171H51ZM119 172H121L120 169H119ZM142 172H143V171H142ZM164 172H165V171H164ZM54 173H55V172H54ZM122 173H123V172H122ZM125 173H126V172H125ZM125 173H123V174H125ZM127 173H126V174H127ZM133 173H135V172L132 171V175H133ZM139 173H138V175H139ZM161 173H163V172H161ZM208 173H207L206 176H208ZM116 174H117V173H116ZM126 174L123 175V176H125V177H122V178H125V179H126V178L128 177V179H131V178H129L130 176H132L131 173H130V175L127 174V175H129V176H126ZM141 174H142V173H141ZM144 174H145V173L143 172L142 176H143ZM146 174H147V173H146ZM146 174H145V175H146ZM149 174L151 175V172H149L147 175H149ZM192 174H193V173H192ZM3 175H4V174H3ZM53 175H54V174H53ZM147 175H146V176H147ZM158 175L160 176L161 174H159V173L157 174V173H156V175H153V174H152L151 176H147L148 178H150L149 181H147L148 178L145 176L146 178H143L142 181H145V182L149 183V182H151V180H152L153 182H156V181L153 180V179H156V176H158ZM173 175H174V174H173ZM202 175H201V176H202ZM215 175H216V176H215ZM4 176H5V175H4ZM135 176L137 177V175H135ZM139 176H141V175H139ZM152 176H155V177L153 178ZM177 176H179V178H178ZM206 176H205V177H206ZM217 176H218L219 178H218ZM71 177H72V176H71ZM113 177H114V176H113ZM118 177H119V175H118ZM120 177H121V176H120ZM133 177H134V176H133ZM151 177H152V179H151ZM209 177H210V175H209ZM84 178H85V177H84ZM98 178H99V176H98ZM115 178H117V177L115 176ZM122 178H120V179H122ZM138 178H139V177H138ZM167 178H168V177H167ZM167 178L165 177V179H167ZM176 178H177V180H176ZM202 178H203V176H202ZM103 179H104V178H103ZM120 179H119V180H120ZM136 179H137V178H135L133 182L136 183V181H135ZM146 179H147V180H146ZM119 180H117V181H119ZM123 180H124V179H123ZM139 180H140V178H139ZM161 180H162V179H161ZM163 180H164V179H163ZM167 180H168V179H167ZM181 180H183L185 183L183 182V184H182V181H181ZM201 180H202V179H201ZM201 180H200V181H201ZM208 180H210V179H208ZM213 180L215 181V179H213ZM165 181H166V180H165ZM165 181H164V182H165ZM186 181H189V182H186ZM196 181H197V180H196ZM86 182H87V181H86ZM119 182H120V181H119ZM124 182H126V181H124ZM128 182H129V181H128ZM145 182H144V183H145ZM158 182H159V181H158ZM201 182H202V181H201ZM249 182H252V183L255 182V183H253L254 185L250 183V185H251V186H250V185H249ZM46 183H47V182H46ZM130 183H132V181L129 182L128 185H131ZM144 183H142V184H144ZM209 183H213V181L211 182V180H210V182H208V184H209ZM257 183H258V187H259V186L261 187V190H262L261 193H263V194H260V191H258L260 188H258V187L256 188L257 185H255V184H257ZM38 184H39V183H38ZM132 184L135 185L134 183H132ZM137 184H139L140 186L142 185V184H140V183H138V182L136 183V185H137ZM159 184H160V186H162L161 183H159ZM186 184H187V185H186ZM202 184L204 185L205 182H202ZM213 184H214V183H213ZM45 185H46V187H47V184H45ZM136 185H135V186H136ZM139 185H138V186H139ZM183 185H186V186H183ZM215 185H216V184H215ZM252 185H253V186H252ZM43 186H44V185H43ZM115 186H117V185H115ZM131 186H132V185H131ZM135 186H134V187H135ZM143 186H146V187H147V186H150V187H148V188H149V189H148V188H145V187H142V186H141L143 191L140 190V187H139V190H140L141 193H142V196H140V195H139V196H140L141 198H144V199H145V198H149L147 201L149 202V204H150V203L152 204L153 201L150 202V201H151L150 198H152V200H153V198H155V197L153 196V194L150 192V190L153 191V190H152L153 188L151 189V186H152V185H147V184H146V185H143ZM154 186H155V183H154ZM157 186H158V185H157ZM160 186H158V188H160ZM182 186H183V187H182ZM29 187H30V186H29ZM41 187H42V186H41ZM46 187H45V188H46ZM117 187H118V186H117ZM155 187H156V186H155ZM179 187H181L182 190H181ZM203 187H204V186H203ZM203 187H202V188H203ZM222 187H223V188H222ZM236 187H237L238 189H236ZM252 187H253L254 189L256 188V190H257L258 192H256V190H254ZM27 188H28V187H27ZM50 188H51V187H50ZM82 188H83V187H82ZM124 188H125V187H124ZM162 188H163V186L161 187V189H162ZM205 188H206V185H205ZM211 188H212V187H211ZM221 188H222V189H221ZM46 189H47V188H46ZM77 189H78V188H77ZM135 189H136V188L133 189V186H132V190H135ZM145 189H148V190H149V191H148V194H150V195L153 196V197H151V196H150V197H147L148 194H147V196L145 195V197H144V196H143V195H144L143 193L145 192ZM156 189H157V188H156ZM161 189H157V190H155V188H154V190H155L157 193H158V190H160V193H161V192H162ZM183 189H184V190H183ZM206 189H207V188H206ZM206 189H203V190H205V192H204L205 194L202 193L203 191L201 192L202 194H200V196L203 197V198H201V200L203 199V201L205 202V204H207V203H206L207 200H206V201L204 200V199H206L205 196L207 195V193H206V192H207ZM223 189H225V190L223 191ZM56 190H57V189H56ZM200 190H199V191H200ZM216 190H215V191H216ZM232 190H237V193H238V194H236V191L234 192V191H232ZM47 191H48V190H47ZM155 191H154V192H155ZM166 191H167V192H166ZM199 191H198V192H199ZM211 191H212V190H210V191L208 190V192H211ZM30 192H31V191H30ZM87 192H88V191H87ZM128 192H129V191H127V193H128ZM135 192H138V191H135ZM156 192H155V194H156ZM182 192H183V193H182ZM212 192H213V191H212ZM212 192H211V193H212ZM232 192H234V193H232ZM253 192L256 193V196H253V197H255L256 200H253V202H249L248 195H249L250 193L252 194ZM36 193H37V192H36ZM45 193H47V192H45ZM146 193H147V190H146L145 194H146ZM213 193H214V195H215L216 192H213ZM255 193H254V194H255ZM257 193H258V194H257ZM50 194H51V193H50ZM118 194H119V193H118ZM136 194H137V193H136ZM136 194H134V195H136ZM168 194H167L166 196H168ZM254 194H252V195H254ZM48 195H49V194H48ZM76 195H77V194H76ZM137 195H138V194H137ZM161 195H162V194H161ZM192 195H193V194H192ZM192 195H191V197H190L191 200L193 199V198H192ZM196 195H197V194H196ZM198 195H199V194H198ZM198 195H197V196H198ZM203 195H204V196H203ZM67 196H68V195H67ZM128 196L131 197L132 195L129 193ZM166 196H165V197H166ZM197 196H194V199H193L192 201H194L195 198H196ZM208 196H209V194H208ZM210 196H213V195H210ZM210 196H209V197H210ZM227 196H228V197H227ZM234 196H232V197H234ZM51 197H52V196H51ZM83 197H84V196H83ZM156 197H157V196H156ZM185 197H183V198L181 199L180 202H182L183 199L185 200ZM204 197H205V198H204ZM226 197H227V198H226ZM236 197H235V198H236ZM69 198H70V197H69ZM103 198H104V197H103ZM135 198H136V197H135ZM166 198H167V197H166ZM166 198H165V199H166ZM190 198H189V199H190ZM219 198H220L222 201L226 198V199L224 200L225 203H224V202H223V204L221 203L222 206L219 204L220 202H222L221 200H219ZM67 199H68V198H67ZM101 199H102V198H101ZM126 199H127V198H126ZM138 199H140V198L138 197ZM144 199H143V200H144ZM197 199H199V197H197ZM197 199H196V200H197ZM208 199H209V198H208ZM35 200H36V199H35ZM48 200H49V199H46V201H48ZM88 200H89V199H88ZM113 200H114V199H113ZM127 200H128V199H127ZM129 200H131V201L134 200V201H135V199H132V198H131V199L129 198ZM171 200H172V202H171ZM191 200H190V201H191ZM201 200H200V201H201ZM210 200H208V201H210ZM231 200L229 201V203H230L229 205L226 204L228 207L225 205L226 208L223 209V211L227 210L226 213H228V214L231 212V210H232V208H233V207H230L231 204H233V202H232ZM39 201H40V200H39ZM44 201H45V200H44ZM124 201H125V200H124ZM131 201H128V202L131 203ZM134 201H133V204H134ZM137 201H138V200H137ZM145 201H146V200H145ZM155 201H156V200H155ZM158 201H159V200L157 199V202H158ZM165 201H166V200H165ZM185 201H187V200H185ZM188 201H189V200H188ZM190 201H189V204H190L191 206L185 205L186 202H184V201H183V202H184L183 204L180 203V204L183 205V206L185 205L184 208H183L181 205H180V206L178 205V208H179V207L182 208V209L179 208V209H181L180 211H179V209H178V211H179L178 214H177L178 211H175L176 213H175V212H172L173 214H171V215H173V217L175 218V220H176V215L181 216L180 212H184V211H185L184 209H186V206H187V210H188V216L191 214V213L189 214V212H191V210H192V204L190 203ZM200 201H198V202H200ZM217 201H220V202L217 203ZM226 201H228V200H226ZM36 202H37V201H36ZM75 202H76V201H75ZM88 202H89V201H88ZM91 202H92V201H91ZM140 202H141V201H140ZM148 202H147V203H148ZM176 202H175V203H176ZM198 202H194V203H195V209H196V206L198 205ZM204 202H203V204H204ZM48 203H49V202H48ZM109 203H110V202H109ZM130 203H127V204L129 205ZM144 203H145V202H144ZM155 203H156V202H155ZM159 203L162 204L163 202L161 203V200H160V201L158 202V206H159ZM165 203H166V202H165ZM165 203H164V205H166ZM215 203H217V206H218V204H219V207H220V208H216V207L214 206V205H216ZM252 203H253V204H252ZM43 204H44V203H43ZM139 204H141V203H139ZM139 204H138V205H139ZM178 204H179V203H178ZM187 204H188V202H187ZM200 204H202V202H200L199 205H200ZM203 204L200 205V206H197V207H199V208L197 209V211H196L197 214H196V212L194 211V213H195L196 215L200 216L199 218H198V216H196L198 219H200L199 222L197 223V225H199V226L202 225V226H201L202 229L205 227V226H203L204 224L201 223V222H202V218L204 219V217H202V215H205V214H206V211H207V214H206L205 216L208 215V216L206 217V219H204V220H206V221H205L206 226H207V225H210V224H208V222L210 221L209 218L212 217V216L214 217V215L216 216V214H214V212H213V214H212L211 211H210V213L212 214V216H210L211 214H209V210H210L211 208H209V210H208V208H207V207L211 206L210 204H209V206H208V204L205 206L204 210L206 209V211L203 212V211H204L203 208H202V207H203ZM251 204H252V205H251ZM41 205H42V204H41ZM45 205H46V204H45ZM47 205H48V204H47ZM50 205H51V204H50ZM110 205H111V204H110ZM147 205H148V204H147ZM147 205H145L146 208H147ZM153 205H154V203H153ZM153 205H151V207H153ZM168 205H167V206H168ZM176 205H177V203H176L174 206H176ZM42 206H43V205H42ZM51 206H52V205H51ZM88 206H89V204H88ZM142 206H143V204L141 205V207H142ZM155 206H156V205H155ZM158 206H157V207H158ZM174 206H173V208L171 207V209H172V210H177V209H175V208H177V207L174 208ZM233 206H234V204H233ZM236 206H235V207H236ZM38 207H39V206H38ZM57 207H58V206H57ZM86 207H87V206H86ZM95 207H96V206H95ZM114 207H115V206H114ZM129 207H130V206H129ZM129 207H128V208H129ZM145 207H144V208H145ZM148 207H149V206H148ZM157 207H156V209H158L159 211L162 212V209H163V208L160 210V208H159V207L157 208ZM160 207H161V205H160ZM162 207H163V206H162ZM168 207H169V206H168ZM200 207H201V208H200ZM214 207H215V208H214ZM229 207H230V208H229ZM247 207H248V206H247ZM252 207H251V209H252ZM255 207H256V206H255ZM144 208H143V209H144ZM154 208H155V207H154ZM154 208H153V209H154ZM164 208H165V207H164ZM169 208H170V207H169ZM169 208L166 207V209H169ZM188 208H189V209H188ZM244 208H245V207H244ZM248 208H249V207H248ZM258 208H256V210H257ZM88 209H89V208H88ZM98 209H100V208L98 207ZM115 209H116V208H115ZM131 209H133V207H132ZM131 209H130V210H131ZM151 209H152V208H151ZM193 209H194V208H193ZM195 209H194V210H195ZM200 209H202V212H201ZM230 209H231V210H230ZM254 209H255V208H254ZM263 209H264V208H263ZM33 210H34V209H33ZM35 210H36V209H35ZM59 210H60V209H59ZM90 210H91V209H90ZM102 210H103V209H102ZM116 210H117V209H116ZM149 210H150V209H149ZM158 210H155V211H154V215H156V214H161V212H158ZM183 210H184V211H183ZM199 210H200V212H199ZM216 210H213V211L216 212ZM228 210H229V212H228ZM235 210H236V209H235ZM244 210H246V208H245ZM252 210H253V209H252ZM98 211H99V210H98ZM103 211H104V210H103ZM105 211H106V210H105ZM105 211L103 212V214L105 213ZM112 211H113V210H112ZM122 211H124V209H123ZM132 211L134 212L135 210H132ZM145 211H146V209H145ZM156 211H157V212H156ZM165 211H166V210H164V212H165ZM169 211H170V209H169ZM261 211H262V209H261V210H258V212L256 211V213H255V212H254V213H255V214H258V213H260ZM39 212L41 213V211H39ZM92 212H93V211H92ZM106 212H107L106 214L110 215V213H109L108 211H106ZM117 212H118V211H117ZM135 212H136V211H135ZM143 212H144V211H143ZM152 212H153V211H152ZM170 212H171V211H170ZM219 212H220V211H219ZM45 213H46V212H45ZM58 213H59V212H58ZM130 213H131V212H130ZM148 213H150V211H149V212H146V214H148ZM174 213L176 214L175 216H174ZM199 213H200L201 215H200ZM204 213H205V214H204ZM216 213H217V212H216ZM222 213H223V212H222ZM262 213H263V218H264V211H262ZM71 214H72V213H71ZM101 214H102V213H101ZM106 214H104V215H106ZM131 214H132V213H131ZM131 214H130V215H131ZM150 214H151V213H150ZM162 214H163V213H162ZM162 214H161V215H162ZM186 214H187V212H186ZM186 214H185V212H184V216H186ZM228 214H227V215H228ZM48 215H49V214H48ZM50 215H51V214H50ZM52 215H53V214H52ZM52 215H51V216H52ZM56 215H59V214H56ZM112 215H113V214H112ZM128 215H129V214H128ZM163 215H164V214H163ZM227 215L225 216V217H227V218H225L224 216H223V218H222V216H221V218H222V219L225 218V220H224V222L226 221L225 224H227V220H228L229 223L232 224V222H230V219H231L232 217L229 216V215L227 216ZM230 215H232V214H230ZM42 216H43V215H42ZM51 216H50V217H51ZM88 216H89V215H88ZM113 216L115 217V215H113ZM132 216H135V215H132ZM132 216H131V217H132ZM148 216H150V215H148ZM157 216H158V215H157ZM157 216H156V217H157ZM179 216H178V217H179ZM182 216H183V215H182ZM194 216H195V215H194ZM194 216H193V218H194ZM233 216H235V215H233ZM252 216H253V215H252ZM261 216H262V215H261ZM56 217H57V216H56ZM58 217H59V216H58ZM60 217H62V216H60ZM60 217H59V218H60ZM95 217H96V216H95ZM116 217H117V216H116ZM120 217H122V216H120ZM138 217H140V216H138ZM138 217H137V220H138V221L135 220L136 218H133L134 220H132V219H131V220L134 221V222H133V225L135 224V221H137V224H136V225H138L139 222H142V223H139V226H138V227L135 226L136 229H139V228H140V230H137V232H139L140 234H139V233H136L137 236L139 235L140 239H138V237H137L136 234H135L134 236H136V237H133V239H131V240L133 241L134 238H135V240H136V239H138V240H140V241L142 240V243L144 244V239H142L141 236H143V237L145 238V236H144L145 233H142V235H141V231H147V230H143V226L146 225V222H145L144 220H142V219H143L142 217H140V219L142 218V219H141L142 221H139V218H138ZM150 217H151V216H150ZM166 217H168V216L166 215V216H165V219H166ZM191 217H192V215H190V218H191ZM216 217H218V216H216ZM230 217H231V218H230ZM93 218H94V217H93ZM93 218H92V219H93ZM163 218H164V217H163ZM169 218H170L172 221L168 220V218H167L166 220H167V223H168V224L173 222L172 217L170 216ZM179 218H180V217H179ZM184 218H185V219L187 218V220L190 219V218L187 217V216L184 217ZM193 218L191 219L192 222L190 221V222H191L190 224H192V223L194 222V219H193ZM197 218H196V220H197ZM219 218H220V217H219ZM228 218H230V219H228ZM246 218H247V217H246ZM246 218H242V219H243V220H244V219L246 220ZM256 218H258V215L256 216ZM259 218H260V215H259ZM88 219H89V218H88ZM102 219H103V218H102ZM182 219H183V217H182ZM182 219H181V220H182ZM208 219H209V220H208ZM260 219H261V218H260ZM106 220H107V219H106ZM166 220H165V221H166ZM213 220H214V219H213ZM233 220H236V217H235V219H233ZM245 220H244V221H245ZM132 221H131V222H132ZM143 221H144L145 224L143 223ZM151 221H152V220H151ZM185 221H186V220H185ZM185 221H184V224H186V223L189 222V220H188V222H186V223H185ZM207 221H208V222H207ZM222 221H223V220H222ZM222 221H221V222L218 221L217 224L219 225V223H222ZM231 221H232V220H231ZM237 221H238V219H237ZM246 221H247V220H246ZM260 221L262 222V220H260ZM43 222H44V221H43ZM69 222H70V221H69ZM95 222H96V221H95ZM97 222H98V221H97ZM99 222H100V220H99ZM99 222H98V223H99ZM103 222H104V221H103ZM109 222H111V220H110ZM127 222H128V221H127ZM127 222H124V223L126 224ZM179 222H180V220H179ZM216 222H217V221H216ZM216 222H215V223H216ZM235 222H236V221H234L233 224L236 225ZM241 222H242V221H241ZM263 222H264V221H263ZM263 222H262V223H263ZM35 223H37V222H35ZM45 223H46V222H45ZM85 223H86V222H85ZM87 223H88V222H87ZM101 223H102V222H101ZM105 223H106V222H105ZM105 223H104V224H105ZM151 223H152V222H151ZM154 223H156L155 220H154ZM173 223H174L173 226H175V225L177 224V220H176V224H175V222H173ZM182 223H183V222H182ZM182 223H181V224L178 223V224H180V225L182 226V225H183ZM194 223H195V222H194ZM194 223H193V224H194ZM209 223H210V222H209ZM211 223H212V222H211ZM215 223H214V224H215ZM229 223H228V224H229ZM245 223H246V222H245ZM48 224H50V223H48ZM60 224H61V223H60ZM99 224H100V223H99ZM112 224H113V223H111V225H112ZM128 224H129V223H128ZM141 224L143 225V226H142V230H141V227H140ZM160 224H161V223H160ZM160 224H159V225H160ZM162 224H163V223H162ZM188 224H189V223H188ZM188 224H187V225H188ZM217 224H216V226H218ZM228 224L226 225L227 227H225V226L223 225V223H222V226L220 225V227H223V226H224V227L228 230V227L231 225V224H229V225H228ZM233 224H232V225H233ZM243 224H244V223H243ZM246 224H247V223H246ZM246 224H245V227H246V228H244V229L248 230ZM34 225H35V224H34ZM95 225L97 226V224H95ZM129 225H130V224H129ZM152 225H154V224L152 223ZM152 225H151V227H152ZM159 225H158V226H159ZM211 225H213V224H211ZM241 225H242V224H241ZM46 226H47V225H46ZM64 226H65V225H64ZM66 226H67V225H66ZM77 226H78V225H77ZM83 226H84V225H83ZM103 226H104V225H103ZM107 226H108V225H107ZM154 226H157V225H154ZM169 226H171V224H170ZM173 226H172V227H173ZM189 226H190V225H189ZM214 226H215V225H214ZM263 226H264V225H263ZM84 227H85V226H84ZM90 227H91V226H90ZM101 227H102V226H101ZM101 227H99V228H101ZM147 227H148L147 225H146V227L144 226V228H147ZM163 227H164V226H163ZM183 227H184V226H183ZM194 227H195V225H194ZM220 227H219L218 229L221 231V228H220ZM240 227H242V226H240ZM240 227H238V228H240ZM243 227H244V226H243ZM55 228H56V227H55ZM92 228H93V227H92ZM107 228H108V227H107ZM121 228H122V227H121ZM128 228H130V227H128ZM173 228H174V227H173ZM173 228H172V229H173ZM177 228H178V227H177ZM177 228H176V229H177ZM195 228H196V227H195ZM198 228H199V227H198ZM214 228H215V227H214ZM230 228H231V227H230ZM233 228H234V227H232L231 230H233ZM101 229H102V228H101ZM109 229H110V227H109ZM126 229H127V228H125V230H126ZM132 229H133V228H132ZM136 229H135V230L133 229L132 232H131L130 229H128V231L130 230V234H131L130 237H132V234L136 231ZM156 229H157V228H155V231H157ZM160 229H161V228H160ZM160 229H159V230H160ZM169 229H170V228H169ZM172 229H171V230H172ZM174 229H175V228H174ZM176 229H175V230H176ZM192 229H193V228H192ZM205 229H206V228H205ZM205 229H203V230H205ZM207 229H208V226H207ZM207 229L205 230V232L207 231ZM234 229H236V230H233L232 233L235 231V233H233V234H236V236H237V232H238L237 230H238V229H237L236 227H235ZM242 229H243V228H242ZM263 229H264V228H263ZM51 230H52V229H51ZM66 230H67V229H66ZM96 230H97V229H96ZM152 230H153V229H152ZM161 230H162V229H161ZM171 230H170V231H171ZM189 230H190V229H189ZM189 230H187V231H189ZM215 230H217V229L215 228ZM219 230L217 231L218 233L220 232ZM229 230H230V229H229ZM246 230H245V232H246ZM38 231H39V230H38ZM55 231H56V230H55ZM102 231H103V230H102ZM108 231H109V230H108ZM113 231H114V230H113ZM128 231H127V232H128ZM172 231H173V233H171V234H173L172 236H174V232H175V231H174V230H172ZM185 231H186V230H185ZM191 231H192V230H191ZM208 231H210V230H208ZM222 231H224V233H225L226 230H224V228H223ZM222 231H221L220 233H222ZM236 231H237V232H236ZM32 232H33V231H32ZM53 232H54V231H53ZM106 232H107V231H106ZM159 232H160V231H159ZM177 232H179V231L176 230V233H177ZM210 232H212V231H210ZM210 232H209V233H210ZM228 232H229V231H228ZM245 232L243 231V233H240V235H241V241H242V237H243V238L245 237L244 239L247 240V237H246L247 235H246V234L249 233L250 231H249V232L247 231L246 233H245ZM59 233H60V232H59ZM61 233H62V232H61ZM117 233H118V232H117ZM157 233H158V231H157L155 234H157ZM179 233H181V232H179ZM185 233H186V232H185ZM185 233H184V234H185ZM189 233H190V232H189ZM200 233H201V232H200ZM203 233H204V231H203ZM209 233H208V235H209L210 239H211V237H213V239H214L215 236H214V235L211 236V235L214 234V233H210L211 235H210ZM215 233H216V231H215ZM218 233H216V234L218 235ZM64 234H65V233H64ZM92 234H93V232H92ZM124 234H125V233H124ZM128 234H129V232H128ZM130 234H129V235H130ZM177 234H178V233H177ZM177 234H175L176 236H175L174 238H176V237L178 236ZM181 234H182V233H181ZM227 234L229 235V233L226 232V234H225V239H224V240H227V236H228ZM230 234H231V233H230ZM238 234H239V232H238ZM243 234H244L245 236H242ZM61 235H62V234H61ZM61 235H60V236H61ZM69 235H70V234H69ZM80 235H81V234H80ZM97 235H98V234H97ZM119 235H120V234H119ZM125 235H127V234H125ZM129 235H128V236H129ZM182 235H183V234H182ZM182 235H181V237L184 236V235H183V236H182ZM193 235H194V234H193ZM195 235H198V234H195ZM226 235H227V236H226ZM1 236H2V235H1ZM35 236H36V235H35ZM75 236H76V235H75ZM92 236H93V235H92ZM99 236H100V235H99ZM108 236H109V235H108ZM128 236H125V237H127V239H128ZM146 236H147L146 238H148L149 236H150V238H151V235H149V233H147ZM161 236H165V234H163V230H162V235H161V233H160V238H161ZM179 236H180V234H179ZM187 236H188V235H187ZM218 236H219V235H218ZM220 236H221V235H220ZM232 236H233V235H232ZM249 236H250V234H249ZM249 236H248V238H249ZM259 236H261V237H260L261 239H259V238H257V239H258V240H261V241L264 243V233H263V235H262V232H261V235H259ZM46 237H47V236H46ZM81 237H82V236H81ZM102 237H103V236H102ZM123 237H124V236H123ZM201 237H202V236H201ZM203 237H204V236H203ZM221 237H222V240H223V237H224V236H221ZM221 237H220V238H221ZM233 237H234V236H233ZM47 238H48V237H47ZM66 238H67V237H66ZM121 238H122V237H121ZM163 238L165 239L166 237H163ZM163 238H162V239H163ZM186 238H187V237H186ZM229 238H232L231 235H230ZM234 238H235V237H234ZM234 238H233V239H234ZM238 238H240L239 235H238ZM38 239H39V238H38ZM64 239H65V238H64ZM96 239H97V238H96ZM96 239H95V240H96ZM104 239H105V238H104ZM148 239H149V238H148ZM170 239H171V237H170ZM176 239H177V238H176ZM184 239H185V237H184ZM188 239H189V240H192L191 237L188 238ZM193 239H198V238H194V237H193ZM255 239H256V238H255ZM255 239H254V240H255ZM257 239H256V240H257ZM41 240H42V239H41ZM78 240H79V239H78ZM138 240H137V241H138ZM181 240L183 241V239H181ZM198 240H199V239H198ZM236 240H237V239H235V240L232 241V239H231L230 241L228 240V242H230V244H229L228 242L225 243V245H226V244L228 245V246L226 245L225 247H228V248H229V246H230L231 243H232V246H230V248H231V251L234 250V252H231V254H230V252H229L230 249L228 250V248H226V250H224V249H225V248H224L223 250H224L225 252L228 250V252H229L228 254H229V255L224 254V251H223V252H221L220 256L222 257V253H223V254H224V255H223L224 257H225V255H226L225 258H230L231 255H232V253H233L234 256H235V258H234V256L232 255V256H233V259H236V260L238 261V264H239V263H240L239 261L242 262V261L245 260V259H244V256H242L243 259H240V258H242V257H240V258H236V257H238L237 255H239V254H237L238 252H236L235 249L232 250L233 246H235V245H233V242L236 241ZM246 240H245V241H246ZM254 240H253V243L256 242L255 244H256V246H257V243H258V242H257V241H254ZM56 241H57V240H56ZM62 241H63V240H62ZM69 241H70V240H69ZM72 241H73V240H72ZM96 241H97V240H96ZM119 241H120V240H119ZM124 241H125V240H124ZM126 241H127V240H126ZM132 241H131V242H132ZM140 241H139V242H140ZM145 241H146V239H145ZM147 241H149V240H147ZM150 241H151V240H150ZM167 241H168V240H167ZM176 241H177V240H176ZM182 241H180V242H182ZM212 241H213V240H212ZM231 241H232V242H231ZM248 241H249V240H248ZM33 242H34V241H33ZM65 242H66V241H65ZM99 242H100V241H99ZM101 242H102V241H101ZM115 242H117V241L114 240V242H112V243H115ZM133 242H135V241H133ZM161 242H162V241H161ZM222 242H223V241H222ZM225 242H226V241H225ZM72 243H73V242H72ZM75 243H76V242H75ZM96 243H97V242H96ZM110 243H111V242H110ZM120 243H122V242H120ZM146 243H147V242H146ZM165 243H166V242H165ZM168 243H169V242H168ZM191 243H192V241H191ZM223 243H224V242H223ZM245 243H246V242H245ZM253 243H252V244H253ZM58 244H59V243H58ZM64 244H65V243H64ZM66 244H68V242H67ZM101 244H102V243H101ZM101 244H100V245H101ZM133 244H134V243H133ZM136 244H138V243H136ZM143 244H142V245H143ZM151 244H152V243H151ZM175 244L177 245V243H175ZM181 244H182V243H181ZM181 244H180V245H181ZM213 244H214V243H213ZM234 244H236V243L234 242ZM259 244H262V243L259 242ZM44 245H45V244H44ZM59 245H60V244H59ZM69 245H70V244H69ZM72 245H75V246H76V244H72ZM93 245H95V244H93ZM100 245H99V246H100ZM114 245H115V244H114ZM120 245H121V244H120ZM122 245H123V244H122ZM128 245H129V243H128ZM134 245H135V244H134ZM147 245H148V244H147ZM163 245H164V243H163ZM168 245L174 247L173 243H172V245H171V244H168ZM178 245H179V243H178ZM178 245H177V246H178ZM180 245H179V246H180ZM184 245H185V242H184ZM194 245H195V244H194ZM221 245H222V244H221ZM253 245H254V244H253ZM60 246H61V245H60ZM81 246H82V245H81ZM106 246L109 247V245H106ZM125 246H127V244H126ZM131 246H132V245H131ZM139 246H140V245H139ZM143 246H145V245H143ZM153 246H154V244H153ZM170 246H169V248H170ZM177 246H176V247H177ZM189 246H190V245H189ZM200 246H201V245H200ZM207 246H208V245H207ZM246 246H247V245H246ZM250 246H252V245H249V247H250ZM256 246L254 245L253 248H255ZM49 247H50V246H49ZM71 247H73V246H70V248H71ZM121 247H122V246H121ZM127 247H128V246H127ZM151 247H152V246H151ZM172 247H171V248H172ZM187 247H188V246H187ZM217 247H218V246H217ZM217 247H216V248H217ZM222 247H224V245H222L221 248H222ZM238 247H239V245H237V247L235 246V248H237V249H238ZM244 247H245V246H244ZM244 247H243V248H244ZM258 247H259V246H258ZM258 247H257V248H258ZM74 248H75V247H74ZM74 248H73V250H74ZM98 248H99V247H98ZM128 248H130V247H128ZM159 248H161V247H158V248L155 247L156 251H157V249H159ZM181 248H182V247H181ZM185 248H186V247H185ZM190 248H191V247H190ZM214 248H215V247H214ZM239 248H240V251L243 252L242 247H239ZM260 248H261V247H260ZM262 248H264V244H263ZM262 248H261V249H262ZM67 249H68V248H67ZM81 249H82V248H81ZM96 249H97V248H96ZM96 249H95V250H96ZM99 249H100V248H99ZM103 249H104V248H103ZM103 249L101 248L102 253H105V254H106V252H103ZM114 249H115V248H114ZM114 249H113V250H114ZM133 249H134V248H133ZM138 249H140V248L138 247ZM138 249H137V250H138ZM173 249H175V248H173ZM179 249H180V248L175 249V250L177 251V250H179ZM188 249H189V248H188ZM245 249H246V247H245ZM247 249H249V248L247 247ZM250 249H251V247H250ZM250 249H249V250H250ZM258 249H259V248H258ZM55 250H56V249H55ZM70 250H71V249H70ZM91 250H92V249H91ZM95 250H94V251H95ZM101 250H100V251H97V252L99 253V252H101ZM108 250H109V249H108ZM126 250H128V249H126ZM135 250H136V248H135ZM152 250H153V249H152ZM152 250H151V251H152ZM175 250H174V251H175ZM180 250H182V249H180ZM189 250H190V249H189ZM212 250H213V249H212ZM220 250H221V249H220ZM53 251H54V250H53ZM75 251H76V250H75ZM82 251H83V250H82ZM84 251H85V250H84ZM94 251H93V252H94ZM104 251H106V250H104ZM117 251L119 252V249H118ZM122 251H123V250H122ZM124 251H125V250H124ZM128 251H129V250H128ZM130 251H131V250H130ZM130 251H129V252H130ZM156 251H155V252H156ZM168 251H169V250H168ZM170 251H171V250H170ZM170 251H169V254H170ZM176 251H175L174 253H175V255H178V254H176ZM237 251H238V250H237ZM240 251H239V253H240ZM250 251H251V250H250ZM250 251H249V252H250ZM263 251H264V249H263ZM29 252H30V251H29ZM38 252H40V251H38ZM68 252H70V251H68ZM110 252H111V251H110ZM113 252H114V251H112V253H110V257H111V258L116 257V256H111V255H114ZM126 252H127V251H126ZM146 252H147V251H146ZM197 252H198V250H197ZM200 252H201V251H200ZM204 252H205V251H204ZM235 252H236V255H235ZM245 252H246V251H245ZM249 252H248V253H249ZM251 252H252V251H251ZM255 252H256V251H255ZM255 252L253 251L252 253H255ZM259 252H260V251H259ZM46 253H47V252H46ZM49 253H50V252H49ZM102 253H100V254H102ZM107 253H108V252H107ZM121 253H123V252H121ZM121 253H120V254H121ZM143 253H144V252H143ZM172 253H173V252H171V254H172ZM226 253H227V252H226ZM30 254H31V253H30ZM32 254H33V253H32ZM34 254H35V253H34ZM34 254H33V256H34ZM40 254H41V252L39 253V256H40ZM50 254H51V253H50ZM53 254H55V253H53ZM71 254H72V253H71ZM78 254H79V253H78ZM100 254H99V255H100ZM108 254H109V253H108ZM115 254H116V253H115ZM125 254L128 255L127 253H125ZM134 254H135V253H134ZM144 254H145V253H144ZM156 254H157V252H156ZM156 254L154 253V257H156V256H155ZM171 254H170V255H171ZM180 254H181V253H180ZM198 254H199V253H198ZM243 254H244V253H243ZM243 254H242V255H243ZM256 254H258V257H257V260H256V261H255L254 258H255V256H257V255L254 254V255H255V256L253 257V260H254V261H253V260L251 261V257H252V256L247 254V255L249 256L248 259H250V262H251V263H250V262H247V261L245 260V261H246V264H247V263H248V264H264V259H263L264 257L262 258V256H261V255H264V253L262 252V254L260 255V253L257 252ZM35 255H36V254H35ZM46 255H47V254H46ZM94 255H95V253H93V256H94ZM96 255H98V254H96ZM102 255H104V254H102ZM102 255H101V257H102ZM106 255H107V254H106ZM106 255H104V257H105ZM117 255H118V254H117ZM136 255H137V253H136ZM141 255H142V254H141ZM150 255H151V254H150ZM157 255H158V254H157ZM183 255H184V254H183ZM205 255H208V254L205 253ZM44 256H45V255H44ZM57 256H58V255H57ZM57 256H56V257H57ZM61 256H63V255H61ZM61 256H60V257H61ZM72 256H73V254H72ZM78 256H79V255H78ZM108 256H109V255H108ZM120 256H121V255H120ZM120 256H119V257H120ZM131 256H132V255H131ZM131 256H130V257H131ZM134 256H135V255H134ZM152 256H153V255H152ZM171 256H173V255H171ZM228 256H230V257H228ZM240 256H241V254H240ZM245 256H246V255H245ZM250 256H251V257H250ZM260 256H261V257H260ZM31 257H32V256H31ZM34 257H35V256H34ZM41 257H43V255H41ZM101 257H100V258H101ZM106 257H107V256H106ZM106 257H105V258H106ZM119 257H118V258H119ZM144 257H145V259H144V260H141V261H144V262H145V260L148 261V260L146 259V257H149V256H146V255H145ZM144 257L141 256V257L138 258V259L140 260V259H143ZM154 257H151V258L149 257V259H152V258H153V261H154ZM179 257H180V256H179ZM37 258H39V257H37ZM43 258H44V257H43ZM69 258H70V257H69ZM97 258H99V256H98ZM97 258H95V262H96V260H98ZM105 258L102 257V259H103V261L105 262V264H109V263H110L109 261L112 260L111 258H108V259L104 260ZM118 258H117L116 260H117L118 264H121L122 261H119V260L121 259V257L119 258V260H118ZM156 258H157V257H156ZM176 258H177V257H176ZM185 258H186V257H185ZM213 258H214V257H213ZM219 258H220V257H219ZM222 258H223V257H222ZM222 258H221V259H222ZM258 258H259V259H258ZM32 259H33V258H32ZM58 259H59V257H58ZM58 259H57V260H58ZM64 259H65V258H64ZM73 259H74V258H73ZM127 259H128V258H127ZM127 259H124V260L126 261V264H127V263H131L130 261H127ZM133 259H134V257H133ZM195 259H196V258H195ZM215 259H216V258H215ZM233 259H232V260H233ZM239 259H240V260H239ZM42 260H43V259H42ZM44 260H45V259H44ZM81 260L83 261V259H81ZM99 260H100V259H99ZM108 260H109V261H108ZM113 260H114V258H113ZM121 260H123V259H121ZM129 260H130V259H129ZM131 260H132V259H131ZM158 260H159V259H158ZM180 260H181V259H180ZM58 261H59V260H58ZM100 261H101V260H100ZM100 261H99V264H100ZM106 261H107V263H106ZM125 261L122 262V264H123V263L125 264ZM133 261H134V260H133ZM155 261H156V260H155ZM178 261H179V260H178ZM183 261H185V260H183ZM186 261H187V260H186ZM229 261H230V260H229ZM233 261H234V260H233ZM48 262H49V261H48ZM71 262H72V261H71ZM101 262H102V261H101ZM117 262H113V261H112L113 264H117ZM157 262H158V261H157ZM157 262H156V263H157ZM234 262H235V261H234ZM253 262H254V263H253ZM46 263H47V262H46ZM46 263H45V264H46ZM73 263H74V262H73ZM150 263H151V262L149 261L148 264H150ZM153 263H154V262H153ZM160 263H161V262H160ZM166 263H167V262H165V264H166ZM168 263H169V262H168ZM168 263H167V264H168ZM183 263H184V262H183ZM187 263H188V262H187ZM200 263H201V262H200ZM242 263L244 264V261H243ZM242 263H241V264H242ZM57 264H59V263L57 262ZM79 264H80V263H79ZM96 264H98V262H97ZM103 264H104V263H103ZM110 264H111V263H110ZM154 264H155V263H154ZM162 264H163V263H162ZM234 264H237V262H235Z\"/></svg>",
    "mask_w": 264,
    "mask_h": 264
}]
</instances>
